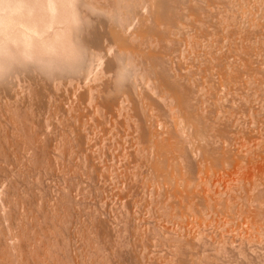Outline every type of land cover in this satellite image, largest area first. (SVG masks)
<instances>
[{
  "label": "bare ground",
  "instance_id": "obj_1",
  "mask_svg": "<svg viewBox=\"0 0 264 264\" xmlns=\"http://www.w3.org/2000/svg\"><path fill=\"white\" fill-rule=\"evenodd\" d=\"M261 19V20H260ZM264 20V0H0V76L1 75H3V76H1V77H3L2 79H3V81H4V78H6L7 79V76H9L8 74H12L11 73V70H9V69H11L12 67L14 68V69H12V70H14L15 72H16V70H18V65H16V67L14 66L15 64H19V62H20V64H24V63H22V62H25L26 64L25 65H28V67H30L29 65H31L33 62H32V60H34V61H36V64H38L39 66H35V64L32 66V68H34V66H35V68L34 69H36L37 68V70L39 71L41 68L40 67H43L42 69H44L45 67H47V71H46V69H44V70H42V72H47V73H44V77H45V74H47L48 76H49V70L48 69H50L51 71L52 70H55L57 67H61V66H59V64L60 65H62V63H65V64H67L68 65V68H70V69H68L67 71L69 72V70L70 71H72V72H74L75 73V75L77 74V75H79V74H81V76L82 75H85V76H83V77H81V76H78V77H76L77 79H80V81L82 80L81 78H83V80L86 78V80H85V83H83V87H85L84 89L82 88V85H80V81L78 80L77 81V79H76V81H75V79L73 78V77H75V76H70L69 75V77H71L70 78V80L71 79H74L73 81H72V83H71V85L70 86H72V84H73V86H74V84H75V82H77V87L78 88H82L81 90L82 91H76V93L77 92H79V94H78V97L79 96H81L82 94H83V92L84 91H86L85 92V94H83L82 96H84V98H82L81 99V101L78 103L77 101V99H78V97L75 99V97H73V100L75 101V100H77L76 102H74V101H72V99H71V103H68L69 102V99L68 100H66L67 98H66V96L68 95L67 93V95L63 98L64 100H66V104H65V106H67L68 104H69V106H70V108L69 109H71L72 107H74L75 106V103H77V104H79V105H76L75 107H76V109H74V108H72L71 110H69L68 108V110H69V112L66 110V107L64 106V101L63 102H61V104H63L62 106H61V104H60V102L58 103V104H60V105H57L58 106V109H57V111L58 110H61L62 109V111H59L60 113L61 112H63L64 113V111L66 110L69 114H70V111L71 112H73V111H75V110H77V108H79L80 109V107H81V109H82V106L85 104V102H87V100L90 102V107L92 108V107H95V112H96V114L98 113L99 114V111H101L102 110V112H100V115L102 114V113H104L103 111H105V113L104 114H106V112L107 113H109V111L111 112V113H113V112H117L118 113V115L119 114H124V117L122 116H120L121 118H128V119H126L125 121H126V123H127V120L130 122V120H131V123H132V126L133 127H135L134 129H135V131L134 132H132V133H135V134H133V135H135L134 137H133V140H134V138L136 139V144H137V147H136V145H135V148H136V150L135 149H133L134 148V145H133V148L131 149L130 147V150H134L135 152V154H136V157H137V155H139V154H141L142 156H143V158H144V160L145 161H143V162H145V163H143L142 161V163L145 165H147V170H149L148 172L150 173L151 172V174H154L153 175V177H154V179L156 180L157 179V182L158 183H156V185H157V187H155V188H150V184H149V187L147 186V183H146V186L148 187V192H150V190H149V188L151 189V192H150V194L152 193H154L155 194V192H156V194H155V197L157 196V197H161V199L162 200H164L163 202H164V204L166 205V206H161L164 210H168V204H170V207H172L171 205H173V207L176 205V203H179L178 205H180L183 209H185L186 210V208H188V207H191L192 209H191V211L189 210L190 208H188V210H189V212H191V213H193V209H196L197 207H198V205H196L195 207L196 208H194V203L195 202H197V201H199V199H204V200H202V201H205L206 200V203L208 202L209 203V201L212 199L211 197H213V195L210 193V186H208V184H212L211 183V181L213 182V186H214V189H216L217 187V185L215 186V183H214V181L216 182V184H218V187L219 188H221V189H223L221 186H222V183H223V181L225 180L226 181V177H225V175L229 178V177H232V176H236V175H238L239 177H240V174H242V172L244 173L245 172V170H249L250 169V171H251V169H253L256 165H255V163H258V162H256V159H261V155L262 154H264V153H262V154H260L261 153V149H259V145L258 144H261L260 142L259 143H256L257 145H258V150L257 151H259V150H261V151H259L260 153H258V155L256 154V149H254V147H253V149H254V156L255 157H253V155H251V153L249 152V151H251L252 149L250 148H248V149H246L247 148V146H246V144H247V140H249V141H254V139H255V137H254V139H252L251 138V136H250V139H247L245 142L246 143H244V142H239L238 140H240V139H236V137L234 136V134H233V132L235 133V130L236 131H238V132H241L240 131V129L242 130V127L243 126H241L239 123L240 122H238V120L240 119V117L237 119V120H233V118L232 117H230L229 118V114L228 113H226V112H224V113H226V114H228V115H226L227 116V120L225 121V123H224V125H222L223 123H222V120H224V118H226V117H224L223 115L224 114H222L223 112L222 111H224V110H228L227 108H225L224 110H222V108L221 107H219V105L221 106V105H223L222 104V102L223 101H226L227 99L229 100V98H230V96L228 97L227 95H229V93L226 95L228 98H226V96H225V92H222V89H224V88H220V87H223L224 86V84H225V86L224 87H226V88H229V87H227L226 85H228L231 81H234V82H232V83H235L236 81V84L235 85H239V87H240V89H244V87L246 86V84H244V81L248 84V82H250L251 81V78L252 77H254V75H256L257 74V72H259V70H261V66L259 65L260 64V61L262 60L261 59V55H259V54H262V53H260L259 52V54L258 53H256V52H258L259 50H252V49H255V47H253L252 45H250V46H252L251 48H250V46H248V43H250V44H252L253 42H256V41H251V39L252 38H257L258 36V34L260 35V39H262L263 40V38H264V22H262ZM75 31V32H71V31ZM80 30H82V32H83V34H82V32L80 31ZM81 33H80V32ZM79 32V33H78ZM252 32H254V34L252 33ZM70 33V34H69ZM72 33V34H71ZM74 33V34H73ZM219 33V34H218ZM220 33H222V35L220 34ZM258 33V34H257ZM251 34H253V37H252V35ZM257 34V35H256ZM216 35H220L219 37L221 38V36H222V38L220 39L218 36H216ZM236 36V37H235ZM254 36H257V37H254ZM263 36V38H261ZM252 37V38H251ZM251 38V39H250ZM234 39H236V41L234 40ZM249 39H250V41H249ZM259 39V38H258ZM253 40V39H252ZM255 40V39H254ZM257 40V39H256ZM259 40H257V42H258ZM234 42H236V44L234 43ZM245 42H247V45H246V43ZM260 42V41H259ZM255 45H256V43H254ZM259 44H262V45H264V43H259ZM258 44V45H259ZM244 46V47H243ZM260 46V45H259ZM240 47H243V49L241 48L240 49ZM248 47V48H247ZM250 48V49H249ZM257 48H259V47H257ZM263 48V47H262ZM261 49V48H260ZM259 55V57H257V55ZM189 58H190V60H191V62L189 61ZM189 62H188V61ZM29 61H31L30 63L31 64H27V62H29ZM192 61H193V63H192ZM264 62V61H263ZM187 63H189V65L187 64ZM192 63V64H191ZM256 63H258V65L256 64ZM19 64V65H20ZM191 64V65H190ZM204 64L206 65V68H205V66H204ZM256 64V65H255ZM264 64V63H263ZM262 64V65H263ZM21 65V66H22ZM24 65V66H25ZM201 65H203V66H201ZM12 66V67H11ZM24 66H22V67H24ZM10 67V68H9ZM20 67V66H19ZM22 67H20V68H22ZM26 68H27V66H25ZM38 67H39V69H38ZM63 67L64 68H66V66L63 64V66L60 68V70L61 71H66V69H64V70H62L63 69ZM202 67H204V69L202 68ZM15 68H17V69H15ZM20 68H19V70H20ZM26 68H25V70H26ZM54 68V69H53ZM59 68L58 69H56V70H58L59 71ZM23 69V68H22ZM29 69V68H28ZM33 69V70H34ZM264 68H262V70L261 71H264L263 70ZM18 70V71H19ZM30 70H32L31 68H30ZM29 70V71H30ZM33 70L31 71V72H33ZM55 70V72H57L56 74H55V76L56 75H61V74H59L58 73V71H56ZM202 70H205V72H203ZM7 71H10V73H7ZM17 71V72H18ZM23 71H24V69H23ZM28 71V70H27ZM28 71V75L30 74V72ZM37 71V72H38ZM49 71V72H48ZM66 71V72H67ZM261 71L259 72L260 74H261ZM13 72V71H12ZM15 72H13V74L11 75V78L14 76V78L13 79H11L10 78V76L8 77V80H10L11 79V83H13L12 84V86H10L12 89H13V87H14V93H15V91L18 89V88H21V89H19L20 91H18V93L19 92H22V91H25V92H27V94L28 95H26V96H29L30 94H32V96L34 97L35 96V94H37L36 96H44L45 94H44V86H41V89L39 88V84L41 85V83H39L40 81H42V79L40 80V78H39V80H38V78H37V80L36 81H34V82H31V81H33V80H26L27 79V77H25V76H27V75H25L24 76V74L23 73H26V72H23L22 74V76H24V79L26 80V81H23V83L24 82H26V84L24 83H22V81L21 82H18L19 83V85L20 84H22L23 86H20V87H18V83L16 84L17 85V87H16V85L14 84V80H17V75H18V77H19V75H20V73L22 72V71H20V73L18 72V74L16 75L15 74ZM37 72H35V73H37ZM40 72V71H39ZM54 71H52L51 72V74L53 73ZM60 72V71H59ZM67 72V73H68ZM203 72V73H202ZM64 73V72H63ZM62 73V76L64 75V77H68V75H66L65 73L63 74ZM71 72H69V74H70ZM74 73H71V74H73L74 75ZM206 73V75H205V77L203 78V76H204V74ZM264 73V72H263ZM262 73V74H263ZM15 74V75H14ZM27 74V73H26ZM50 74V75H51ZM202 74H203V76H202ZM35 75V74H34ZM38 75V77H40V76H42V73H41V75L39 76V74H37ZM66 75V76H65ZM76 75V76H77ZM257 75H259V74H257ZM21 76V75H20ZM30 76H32V75H30ZM30 76H28L29 78H31ZM36 76V75H35ZM54 75L52 74L50 77L52 78ZM16 77V78H15ZM47 77V76H46ZM45 77V78H46ZM59 77V76H58ZM69 77H68V79H69ZM260 77V76H259ZM263 77V76H262ZM10 78V79H9ZM20 78V77H19ZM22 79H23V77H21ZM36 78V77H35ZM51 78H49L50 80H51ZM54 78H56V79H58L57 78V76L56 77H54ZM59 78H62V77H59ZM87 78H88V81H87ZM255 78V77H254ZM1 79V78H0ZM23 79V80H24ZM32 79H34V78H32ZM44 79V78H43ZM53 79V78H52ZM244 79H246V80H244ZM253 79V78H252ZM260 79H262V78H260ZM54 80V79H53ZM59 80V79H58ZM58 80H56V83H57V81ZM61 80V79H60ZM241 81V80H243L241 83H243V84H241V86H240V84H237L238 83V81ZM254 80H257V78L256 79H254ZM253 80V81H254ZM258 80H259V78H258ZM257 80V83L259 82L260 83V81H258ZM14 81V82H13ZM18 81V80H17ZM16 81V82H17ZM20 81V80H19ZM27 81H28V83H27ZM39 81V82H38ZM45 81V80H44ZM44 81H42L43 82V84H44ZM62 81V80H61ZM64 82H65V79L63 80ZM63 81L62 82H60V81H58V83L60 84V83H63ZM68 81V80H67ZM206 81L209 83L210 82V85H208L207 83H206ZM253 81L252 82H250V84H248V85H251L252 84V86L256 83L255 81H254V84H253ZM264 81V80H263ZM263 81L261 82V83H263ZM2 82V81H1ZM5 82H7V80H5L3 83L6 85H4L5 87H7V84L9 83V81L7 82V83H5ZM46 82H47V78H46ZM45 82V83H46ZM49 82H51V81H49ZM84 82V81H83ZM212 82V83H211ZM228 83V84H226V83ZM10 83V84H11ZM36 83V87H33V85ZM53 84H54V86H55V88L56 87H58V83H57V85H55V80H54V82H52ZM240 83V82H239ZM257 83L255 84V85H257ZM2 84V83H1ZM42 84V85H43ZM47 84V83H46ZM81 84H82V81H81ZM207 84V85H206ZM48 85H51L52 86V84H48ZM61 85V84H60ZM63 85V84H62ZM64 85H65V83H64ZM63 85V86H64ZM68 85H69V83H67V87H68ZM76 85V84H75ZM207 87H210V86H213V89H211L212 87H210V89L211 90H213L212 92L210 91V90H208V91H210V93L209 92H205V90H206V86ZM223 85V86H222ZM244 87H243V86ZM247 85V86H248ZM259 85V84H258ZM264 85V84H263ZM51 86H50V88H51ZM54 86H52L53 87V90L52 89H50V88H48V89H50L51 90V92H50V90L48 91V93H49V95H50V93H52L53 91H54ZM72 86V87H73ZM80 86V87H79ZM260 86V85H259ZM59 87H61V86H59ZM76 87V86H75ZM76 87V88H77ZM243 87V88H242ZM253 87H255V86H253ZM263 87V86H262ZM2 88H4L3 86H2ZM8 88V87H7ZM34 90H33V89ZM63 88V87H62ZM66 88V87H65ZM68 88H70V87H68ZM68 88H66V89H68ZM74 88V87H73ZM225 88V89H226ZM230 88H233V87H231V85H230ZM229 88V89H230ZM235 88V87H234ZM237 88V87H236ZM249 88V87H248ZM252 88V87H251ZM264 88V87H263ZM262 88V89H263ZM0 89H1V86H0ZM11 89V90H12ZM58 89V88H57ZM57 89H55V90H57ZM61 89V88H60ZM60 89H58L59 91H61ZM208 89V88H207ZM223 90V91H226V90ZM253 89V88H252ZM255 89V88H254ZM258 89H260V88H258ZM2 90V89H1ZM5 90V89H4ZM9 90V88L7 89V91ZM31 90H32V92L34 93V95H33V93L31 92ZM57 90V91H58ZM71 90V89H70ZM73 90V89H72ZM84 90V91H83ZM238 90H239V88H238ZM246 90H248L247 88H246ZM246 90H245V92H246ZM257 90V89H256ZM63 91V90H62ZM75 91V90H74ZM240 91V90H239ZM249 91H251V93H252V91H254V90H249ZM248 91V92H249ZM260 91V90H259ZM263 91V90H262ZM261 91V92H262ZM3 92V91H2ZM6 92V91H5ZM11 92V91H10ZM17 92V91H16ZM64 92V91H63ZM65 92H68V91H65ZM64 92V93H65ZM71 92V91H70ZM82 92V94L80 95V93ZM227 92V91H226ZM231 92V91H230ZM235 92H236V94H238L237 92L238 91H234V94H235ZM244 91L242 92L243 94L245 93ZM261 92H260V95H261ZM23 94H26V93H24V92H22ZM22 93H19L20 94V96H19V94H16L15 96H17L16 98H18V97H22V98H24L25 99V95L24 96H22L23 94ZM54 93V92H53ZM52 93V94H53ZM72 93V92H71ZM74 93V92H73ZM75 93V94H76ZM88 95H87V94ZM208 93V94H207ZM225 93V94H224ZM257 93H258V96H260L259 95V92H258V90H257ZM256 93V94H257ZM1 94V93H0ZM6 95H7V93H5ZM47 94V93H46ZM54 94H58V93H54ZM50 95L51 97H53V96H55V95ZM246 94V93H245ZM244 94V95H245ZM248 94H250V93H248ZM255 94V96H257ZM263 94V93H262ZM61 95H63L62 94V92H61ZM77 95V94H76ZM232 95H233V93H232ZM232 95H231V99H233V97H232ZM239 96H240V93L238 94ZM251 95H254V93H252ZM264 95V94H263ZM1 96L3 97L4 96V94L2 95L1 94ZM1 96H0V98H1ZM8 96V95H7ZM6 96V97H7ZM45 96H48V95H45ZM50 96H49V98H50ZM69 96H71V95H69ZM75 96V95H74ZM88 96V97H87ZM237 96V95H236ZM247 96V95H246ZM5 97V98H6ZM11 97V96H10ZM9 97V98H10ZM14 97V96H13ZM61 98V96H58V98ZM238 97V96H237ZM249 97V96H248ZM254 97V96H253ZM4 98V97H3ZM4 98V99H5ZM8 98V99H9ZM19 98V99H20ZM30 98V97H29ZM29 98H28V100H29ZM32 98V97H31ZM36 98H38V97H36ZM43 98V97H42ZM57 98V99H58ZM61 98V99H62ZM66 98V99H65ZM69 98V97H68ZM80 98V97H79ZM241 98H242V96H241ZM247 98V97H246ZM246 98L244 99V100H246ZM250 98H252V97H250ZM264 97L262 96L261 97V99H263ZM2 99V98H1ZM8 99H7V101H8ZM14 98H12V100H13ZM24 99H22V101L24 100ZM40 99V98H39ZM39 99H37V100H39ZM44 99V98H43ZM48 99V98H47ZM53 99V98H52ZM61 99H59V100H61ZM62 99V100H63ZM86 101H85V100ZM226 99V100H225ZM230 99V100H231ZM238 99H240L239 97H238ZM253 99V98H252ZM254 99H256L255 97H254ZM258 99V98H257ZM256 99V100H257ZM6 100V99H5ZM5 100H3V101H5ZM11 100V99H10ZM18 100V99H17ZM25 100H27V99H25ZM24 100V101H25ZM34 100V99H33ZM36 100V99H35ZM37 100H36V102H37ZM45 100V99H44ZM55 100V99H54ZM227 100V101H228ZM229 100V101H230ZM235 100H237V99H235ZM244 100H242V101H244ZM249 99H247L246 101H248ZM259 100V99H258ZM257 100V101H258ZM264 100V99H263ZM14 102H13V104H16L15 103V100H13ZM19 101V100H18ZM17 101V102H18ZM23 101V102H24ZM51 101H53V100H51ZM51 101H49L48 103L50 104V102ZM58 101V100H57ZM56 100H55V103L57 102ZM68 101V102H67ZM82 101H85L84 103L82 102ZM212 101V102H211ZM234 101V100H233ZM232 101V102H233ZM237 101H240V100H237ZM236 101V102H237ZM241 101V102H242ZM245 101V104L247 103ZM250 101V100H249ZM254 101V100H253ZM252 100L250 101V102H252V103H254ZM256 101V102H257ZM0 102H2V101H0ZM23 102H19V103H23ZM30 103H31V99H30V101H29ZM32 102H34V101H32ZM54 102V101H53ZM52 102V103H53ZM262 102V101H261ZM2 103H4V102H2ZM7 103V102H6ZM26 103V102H25ZM27 103H28V101H27ZM35 103V102H34ZM40 103L41 104H43L42 102H41V99H40V102H39V104H38V102H37V104L39 105V106H41L40 105ZM45 103V102H44ZM51 103V104H52ZM83 103V104H82ZM91 103H92V105H91ZM211 103L213 104V106L215 107V110L217 109V107H219L220 109H218V110H216V113H214V111H213V109L211 108ZM224 103V102H223ZM227 102H225V104H226ZM234 103V102H233ZM233 103L232 104H230V105H232L233 106ZM237 103H239V102H237ZM244 103V102H243ZM258 103H259V101H258ZM264 103V102H263ZM1 104V103H0ZM5 104V103H4ZM8 105H7V107L9 106V105H12V104H9V103H7ZM47 104V103H46ZM82 104V105H81ZM86 104H88V102L86 103ZM215 104V105H214ZM224 104V105H225ZM228 104V105H229ZM244 104V105H245ZM255 104H257V103H255ZM261 104V103H260ZM17 105V104H16ZM19 105V104H18ZM31 105H34L33 103H31ZM38 105H37V108H39L38 107ZM55 105V104H54ZM223 105V108L225 107ZM235 105V104H234ZM237 105V104H236ZM243 105V104H242ZM242 105H240L241 107H242ZM247 105V104H246ZM246 105H245V107H246ZM264 105V104H263ZM262 105V106H263ZM15 106V105H14ZM13 106V107H14ZM22 106H24V105H22ZM28 106V105H27ZM35 107H36V105H34ZM45 105L43 104V107H44ZM47 106H51V105H47ZM60 106V107H59ZM68 106V107H69ZM89 106V105H88ZM237 106H239V105H237ZM236 106V107H237ZM252 106V105H251ZM255 106V105H254ZM6 107V105L4 106V108ZM13 107H12V109H13ZM20 107L21 106H19V109H20ZM26 107V106H25ZM24 107V108H25ZM29 107V106H28ZM28 107H26V108H28ZM33 107V106H32ZM34 107V108H35ZM56 107V106H55ZM54 107V108H55ZM61 107H65V108H61ZM84 107V106H83ZM231 107V106H230ZM250 107V106H249ZM249 107H246L245 109H247V108H249ZM257 107V106H256ZM0 108H2V107H0ZM9 108V107H8ZM26 108H25V111L24 112H27V110H26ZM33 108V110H35ZM52 108V107H51ZM54 108H52V109H54ZM57 108V107H56ZM91 108H90V110H91ZM243 108V107H242ZM241 108V109H242ZM252 108V107H251ZM6 109V108H5ZM10 109H11V107L9 108V111H10ZM18 109V108H17ZM85 109H86V107H85ZM84 109V113L86 112V110ZM236 109H239L238 107L236 108ZM254 109V108H253ZM256 109H258V107L256 108ZM264 109V108H263ZM16 110V109H15ZM15 110H11V111H15ZM21 110V109H20ZM32 109L30 110V112H35V111H33ZM42 110V109H41ZM47 110V109H46ZM50 110V109H49ZM89 110V109H88ZM93 110V109H92ZM234 110V109H233ZM240 110V109H239ZM244 110V109H243ZM259 111L260 110H262V109H260V105H259V109H258ZM5 111V110H4ZM7 111L8 110H6L5 112L7 113ZM8 111V113H10ZM37 111H38V109H37ZM48 111V110H47ZM66 111H65V113H66ZM78 111H80V110H78ZM83 111V109L81 110V112ZM158 111V112H157ZM159 111H162L160 114H163L162 115V117H160L161 115H159ZM213 113V114H215V115H213L212 114V116L210 115V114H208V113ZM229 111V110H228ZM227 111V112H228ZM235 111V110H234ZM247 111H248V109H247ZM246 110H245V112H247ZM254 111H255V109H254ZM1 112V111H0ZM20 112V111H19ZM50 112V111H49ZM51 112H54V111H52L51 110ZM50 112V113H51ZM56 112V111H55ZM231 112H233L232 110H231ZM230 111H229V113H231ZM242 112H244V111H241V113ZM249 112V111H248ZM251 112V111H250ZM2 114H3V112H1ZM7 113V114H8ZM12 113V112H11ZM15 113H16V111H15ZM20 113H22V111L20 112ZM41 113H42V111H41ZM40 113V114H41ZM68 113H66L67 114V116H68ZM76 113V112H75ZM83 113V115L84 116H87L88 114H84ZM90 113H92V111L90 112ZM117 113H116V115H117ZM157 113H158V116H157ZM207 113V114H206ZM240 113V112H239ZM241 113H240V116H241ZM252 113V112H251ZM250 113V114H251ZM256 114L258 113V111L256 110V112H255ZM264 113V112H263ZM2 114H0L1 116H3ZM13 114V113H12ZM23 114V113H22ZM30 114V113H29ZM40 114H39V116H40ZM44 114V113H43ZM48 114V113H47ZM56 114H58L57 112H56ZM77 114H79V113H77ZM233 114V113H232ZM253 114H254V112H253ZM260 114V113H259ZM6 115V114H5ZM17 115V114H16ZM24 116H28V114L26 113V114H23ZM31 115V114H30ZM29 115V116H30ZM34 115H35V113H34ZM34 115H32L33 117H34ZM38 115V114H37ZM55 115V114H54ZM63 115V114H62ZM74 113L71 115L70 114V116H72L71 118H73L74 116ZM80 115H82V114H80ZM91 115V114H90ZM89 115V116H90ZM92 115H93V113H92ZM95 115V114H94ZM103 115V114H102ZM110 115V114H109ZM208 115V116H207ZM210 115V116H209ZM236 115H238L237 113L235 114V119L237 118V116ZM242 115H243V113H242ZM244 115H245V113H244ZM247 115V114H246ZM252 115V114H251ZM261 115V117H262V114H260ZM46 116H50V115H46L45 114V117ZM56 116V115H55ZM59 116H61V114H59L58 115V117ZM63 116H65V115H63ZM66 116V117H67ZM75 116H76V114H75ZM78 116V115H77ZM108 116V115H107ZM126 116V117H125ZM164 116V117H163ZM208 117V119H207V117ZM232 116V115H231ZM248 116V115H247ZM247 116H245V117H247ZM4 117H6V116H4ZM16 117V116H15ZM23 117V116H22ZM40 117H43L42 115L40 116ZM51 117H52V115H51ZM50 117V118H51ZM62 117V116H61ZM61 117H60V119H61ZM79 117V116H78ZM77 117V118H78ZM81 117V116H80ZM91 117H93V116H91ZM99 117H101V116H98V118ZM104 117V120H106L105 118V116H103ZM113 117V116H112ZM212 117V118H211ZM234 117V116H233ZM242 117H244V116H241V119L243 120L244 118H242ZM249 117V116H248ZM255 117V116H254ZM257 117H259V116H257ZM256 117V118H257ZM261 117H260V119L259 120H261ZM1 118V117H0ZM16 118H21V117H16ZM15 118V119H16ZM24 118H26V117H24ZM34 118H36V117H34ZM52 118H54V117H52ZM52 118H51V120H52ZM57 118V117H56ZM64 118V117H63ZM68 118V117H67ZM88 118V117H87ZM95 118V117H94ZM102 118V117H101ZM109 118H111V116L109 117ZM118 118V117H117ZM117 118H113V119H115V120H113V121H116L117 120ZM223 118V119H222ZM252 118V117H251ZM3 120H4V118H2ZM8 119V118H7ZM12 119V118H11ZM10 119V120H11ZM29 119H30V117H29ZM33 119V118H32ZM47 119V118H46ZM55 119V118H54ZM53 119V120H54ZM58 119V118H57ZM56 119V120H57ZM66 118H64V119H62L63 120V122L64 121H66L65 120ZM68 119H70V117L68 118ZM83 119V118H82ZM96 119H97V117H96ZM120 119V118H119ZM247 119V118H246ZM263 119H264V115H263ZM6 120V119H5ZM9 120V119H8ZM21 122H23L21 119H19ZM24 120V119H23ZM34 120V119H33ZM33 120H31L30 119V121L29 122H31V124H33L32 123V121ZM41 120H42V118H41ZM50 120V121H51ZM55 120V122H57ZM61 120V121H62ZM73 120H76L75 118L73 119ZM79 120V119H78ZM85 120V119H84ZM83 120V121H84ZM90 120H93V119H90ZM101 120V119H100ZM103 119H102V121H104ZM112 120V119H111ZM241 120V121H242ZM258 119H257V121H259ZM7 121V120H6ZM25 121H27V120H25ZM37 121V120H36ZM38 121H40V119L38 120ZM47 121V123L49 122L50 123V121H48V119L46 120ZM70 120H68V124L70 123V126H72L71 125V122H69ZM80 121V120H79ZM79 121L77 122V121H73V122H77V123H79ZM82 121V120H81ZM82 121V122H83ZM85 121H87V120H85ZM84 121V122H85ZM121 121V120H120ZM247 121V120H246ZM250 121V120H249ZM252 121V120H251ZM253 121H254V119H253ZM264 121V120H263ZM262 121V122H263ZM7 122H9V124L10 125H8L6 122H4L6 125H8V128H9V126H10V130L8 129V131H7V133H6V135H5V137H7L8 138V140L7 141H9V143H11V144H13V142H16V141H14V139L20 134L19 132H21V131H23V129H22V127H23V125H21V124H16V121L14 122V119H13V122L11 121H7ZM28 122V125L30 124ZM45 122V121H44ZM59 122V121H58ZM57 122V123H58ZM67 122V121H66ZM92 122V121H91ZM93 122H95V121H93ZM106 122L107 121H105V124H106ZM112 122V121H111ZM111 122H109V123H111ZM117 122H119L118 120H117ZM117 122H114V123H117ZM123 122V121H122ZM224 122V121H223ZM18 123H20V122H18ZM25 123V122H24ZM54 123V122H53ZM88 123V121L86 122V124ZM90 123V122H89ZM96 123H97V121H96ZM95 123V124H96ZM100 123V121L98 122V124ZM114 123H111V124H114ZM130 123V124H131ZM222 123V124H221ZM239 125H238V124ZM247 123V122H246ZM249 123V122H248ZM247 123V124H248ZM250 123H252V122H250ZM254 123V122H253ZM261 123V122H260ZM1 124V123H0ZM23 124V123H22ZM31 124H30V126H31ZM41 124H44V123H41ZM40 124V125H41ZM46 124V123H45ZM60 124H61V122H60ZM63 124H67V123H63ZM75 124V123H74ZM83 124H85V123H83ZM101 124V123H100ZM100 124L98 125V127H99V130H100V128H101V126H103V125H101L100 126ZM119 124V123H118ZM129 124V123H128ZM242 124V123H241ZM246 124V125H247ZM258 123L256 122V125H257ZM2 125V124H1ZM36 125H37V123H36ZM47 125H49V124H47ZM52 125V124H51ZM54 125V124H53ZM57 125V124H56ZM59 125V124H58ZM80 125H81V123H80ZM88 126L89 125H91V124H87ZM86 125V126H87ZM93 125V124H92ZM109 124H107V126H108ZM117 125V124H116ZM115 125V126H116ZM122 125V124H121ZM123 125H125V124H123ZM249 125V124H248ZM256 125L255 126H253V127H256ZM260 125H262V124H260ZM260 125H259V127H260ZM3 126V125H2ZM1 126V127H2ZM24 126H25V124H24ZM29 126V127H30ZM42 126V125H41ZM55 126V125H54ZM66 126H68V125H66ZM65 126V127H66ZM70 126H68V128H70ZM82 126V125H81ZM85 126V125H84ZM83 126V127H84ZM93 126H97V124L96 125H93ZM126 127H127V124L125 125ZM128 126H131V125H128ZM237 126H240V129H238L237 128ZM5 127V126H4ZM25 127H27V126H25ZM24 127V128H25ZM38 127V126H37ZM58 127V126H57ZM57 127H55V128H57ZM59 127H60V125H59ZM78 127V126H77ZM77 127H75V128H77ZM90 127V126H89ZM98 127H96L95 129L96 130H98L97 128ZM104 127H105V125H104ZM235 127H236V129H235ZM245 127V126H244ZM243 127V129L245 130V128ZM250 128L252 127V126H249ZM253 127H252V129H253ZM6 128H7V126H6ZM41 130H40V129ZM42 128H43V126H42ZM42 128L41 127H38L37 129H39L41 132L43 131V133H44V130H42ZM48 128V127H47ZM49 128H51V127H49ZM61 128V127H60ZM81 128V127H80ZM91 128V127H90ZM93 128L94 127H92V130H93ZM108 128H110V125L108 126ZM123 128V127H122ZM121 128V129H122ZM129 129H130V127H128ZM261 129H262V127H260ZM2 129H4V128H2ZM29 129V128H28ZM27 129V130H28ZM54 128H52V130H53ZM62 129V128H61ZM64 129V128H63ZM62 129V130H63ZM70 129H72V128H70ZM87 128H85V133H87L86 130ZM94 129V130H95ZM106 129V128H105ZM114 129H116V127L114 128ZM118 129H119V126H118ZM132 129V128H131ZM131 129H130V131H131ZM238 129V130H237ZM248 129V128H247ZM251 129V130H252ZM7 130V129H6ZM5 130V131H6ZM30 130V129H29ZM47 130V129H46ZM51 130V131H52ZM59 130V129H58ZM61 130V131H62ZM78 130H81V129H78ZM77 130V131H78ZM83 130V129H82ZM90 130V129H89ZM88 130V131H89ZM93 130V131H94ZM102 130H104V128L102 129ZM111 130H113V127H111ZM126 130V129H125ZM250 130V129H249ZM257 130V129H256ZM263 130H264V128H263ZM1 131V130H0ZM25 131V130H24ZM35 131V130H34ZM34 131H32V132H34ZM48 131V130H47ZM46 131V132H47ZM74 131V130H73ZM76 131V134H78V132ZM92 131V132H93ZM105 131V130H104ZM103 131V132H104ZM107 131V130H106ZM116 131V130H115ZM124 131V130H123ZM122 131V133H120L119 131H118V134L120 133V134H124L125 133V131L123 132ZM126 131H128V129L126 130ZM129 131V132H130ZM245 131H247V132H251V131H248V130H245ZM54 132V131H53ZM63 132H64V130H63ZM68 132H69V130H68ZM81 131H79V133H80ZM96 132V131H95ZM98 132V131H97ZM256 132V131H255ZM2 133H3V131H2ZM1 133V134H2ZM24 133H26V132H24ZM37 133V132H36ZM47 133H50V132H47ZM56 133V132H55ZM70 133H72V130H71V132ZM75 132H73V134H74ZM82 133H84V132H82ZM85 133H84V135H85ZM100 133V132H99ZM105 133V132H104ZM108 133L109 132H107V135H108ZM111 133H113L114 134V132L112 131ZM117 132H115V134H116ZM242 133H243V130H242ZM244 133H246V132H244ZM258 133V132H257ZM261 132H259L258 134H260ZM28 134V133H27ZM29 134L31 135V133L29 132ZM39 134V133H38ZM37 134V135H38ZM46 134V133H45ZM57 134V133H56ZM55 134V135H56ZM58 134H59V132H58ZM58 134L56 135V136H58ZM63 134V133H62ZM61 134V135H62ZM81 134V133H80ZM91 134H93V133H91ZM94 134H96V133H94ZM115 134H114V136H115ZM127 134H128V132H127ZM231 134H233L232 136H234V137H232L231 136ZM254 134V133H253ZM3 135V134H2ZM21 135H23V132H22V134ZM25 135V134H24ZM32 135H34V134H32ZM40 135H41V133H40ZM47 135V134H46ZM50 134H48V136H49ZM55 135H54V137H55ZM61 135H59L60 137H61ZM65 135V134H64ZM89 136H87V135H85V136H87L88 137V139H89V137H90V133L88 134ZM97 135V134H96ZM132 135V136H133ZM236 135V134H235ZM238 135V134H237ZM236 135V136H237ZM241 135V134H240ZM240 135H238V136H240ZM243 135V134H242ZM248 135V134H247ZM246 135V136H247ZM252 135V134H251ZM44 136V135H43ZM43 136H40V138H38L37 136H35V137H37V139L35 140V141H37V143H34V144H30L31 142H33V141H29V139L27 140V141H29V143L26 141V142H23V149L26 151V152H24L25 154L27 153V156H25L26 157V159L28 158V160L27 161H31L33 158H35V154H37L38 152H36V151H40V152H42V154H45V155H47V157H48V155L51 157V156H55V158L56 159H59L60 158V156L62 155V153L64 154V152L65 151H62V149L63 148H65V149H67V148H69V153L73 150V149H71V148H73L72 147V143L74 144V143H76V145H78L79 147H81V151L83 150V151H86V152H88L89 150L87 149V146H85L86 144L85 143H88L87 142V138H86V142H84V144L85 145H81V144H83V142H81L82 140L84 141L85 140V136H83L82 137V135L80 136L81 138H77V137H79L78 135H75V137L73 138H69V141L67 142V141H65L64 140V137H63V140L62 141H64L65 143L64 144H66V145H68L69 147H67L66 145L65 146H63L62 144V147L60 146V143L61 142H59L60 140H59V138H58V143H54L55 145L53 146V147H47V146H45V144L48 142V140H45V137H46V139H48L49 137H47V136H45L44 137V139L43 138H41V137H43ZM66 136H67V134H66ZM65 136V138H67ZM69 136V135H68ZM93 136V135H92ZM91 136V137H92ZM98 136H99V134H98ZM103 137V134H100V137ZM106 136V135H105ZM104 136V137H105ZM111 136H113L112 134H111ZM124 136H126V134L125 135H123V139L125 138ZM246 136H245V138H246ZM253 136V135H252ZM260 136H262L263 137V139H264V136L263 135H260ZM117 137H118V135H117ZM120 137V136H119ZM122 137V136H121ZM131 137V136H130ZM129 137V138H130ZM241 137V136H240ZM259 137V136H258ZM4 138V137H3ZM21 138V137H20ZM19 138V139H20ZM29 138V137H28ZM68 138H67V140H68ZM82 138H84V139H82ZM93 138H95V137H93ZM92 138V139H93ZM107 138L109 139L110 137L109 136H107ZM115 138V137H114ZM126 138H128V136L126 137ZM125 138V139H126ZM128 138V139H129ZM18 139V138H17ZM18 139V140H19ZM50 139H52L51 138V136H50V138H49V140ZM61 139V138H60ZM113 139V138H112ZM111 139V140H112ZM117 139V138H116ZM116 139H114V140H116ZM122 139V140H123ZM124 139V140H125ZM242 139V138H241ZM257 140H258V138H256ZM262 139V138H261ZM262 139V140H263ZM32 140H33V138H32ZM43 140H45V142L46 143H44V141ZM91 140V139H90ZM100 140V139H99ZM103 140V139H102ZM104 140H107V139H105L104 138ZM111 140H107L108 142H110ZM119 140V139H118ZM121 140V141H122ZM123 140V141H124ZM4 141L6 142V143H8L6 140H5V138H4ZM24 141V140H23ZM34 141V142H35ZM51 141V140H50ZM54 141H55V138H54ZM54 141H51V143L52 142H54ZM75 141V142H74ZM89 141V140H88ZM93 141H96L95 143H97V139L95 140H93ZM106 141V142H107ZM113 141V140H112ZM117 141V140H116ZM240 141H242V140H240ZM256 141V140H255ZM264 141V140H263ZM91 142H92V140H91ZM91 142H90V145H93V144H91ZM103 141H101V143H102ZM120 142V141H119ZM126 142H127V139H126ZM128 142H129V140H128ZM127 142V143H128ZM140 142H141V144L143 143V145L142 146H140ZM5 143V144H6ZM51 143H47V144H51ZM63 143V142H62ZM68 143V144H67ZM94 143V144H95ZM118 143V141L116 142V144L115 145H118L117 144ZM122 143V142H121ZM125 143V142H124ZM132 143V142H131ZM135 143H132V144H135ZM250 142H248V144H249ZM0 144H1V146H2V143L0 142ZM15 144V143H14ZM18 144H19V142H18ZM17 144V145H18ZM129 144V143H128ZM131 144V145H132ZM251 144H253L252 142L249 144V145H251ZM263 144V143H262ZM10 146V144H6L5 145V147L6 148H8L9 146ZM20 145V144H19ZM53 145V144H52ZM51 145V146H52ZM97 145V144H96ZM100 145V144H99ZM108 145H110V144H108ZM108 145H107V147H108ZM113 146H114V144H112ZM119 145H120V147L121 146H123V144L121 145L120 143H119ZM139 145V146H138ZM248 145V147H250ZM1 146H0V153H1ZM4 146V145H3ZM2 146V147H3ZM8 146V147H7ZM14 147H15V145H13ZM78 146H74V147H78ZM103 146V145H102ZM105 146H106V144H105ZM112 146V147H113ZM125 146V145H124ZM252 146V145H251ZM18 147V146H17ZM78 147V148H79ZM94 147V146H93ZM98 147V146H97ZM62 148V149H61ZM116 148V147H115ZM124 148V147H123ZM127 148V147H126ZM256 148V147H255ZM260 148H264V146L263 147H260ZM10 149V148H9ZM9 149H7L8 151H10ZM12 149V148H11ZM22 149V150H23ZM59 149H60V151H62L61 152V155H58L59 154ZM71 149V150H70ZM91 149H93L92 148V146H91V148H90V150ZM97 149V148H96ZM96 149H94V150H92V151H94V153H96L95 151H96ZM102 149H104V150H106L105 148H104V146H103V148ZM108 149V148H107ZM113 149V148H112ZM120 149V148H119ZM2 150H4V149H2ZM6 150V149H5ZM7 150H6V152H7ZM13 150V149H12ZM15 150H17V149H15ZM23 150V151H24ZM68 150V149H67ZM66 150V152H68ZM109 150V149H108ZM115 150V149H114ZM121 150V149H120ZM119 150V151H120ZM125 150V149H124ZM123 150V151H124ZM129 150V149H128ZM59 151V152H58ZM76 151H78V150H76ZM102 151V150H101ZM107 151V150H106ZM109 151H111V150H109ZM108 151V152H109ZM116 151V150H115ZM127 151V150H126ZM5 152V151H4ZM3 152V153H4ZM19 152V151H18ZM22 152V151H21ZM39 152V153H40ZM72 152H74V151H72ZM79 152V151H78ZM86 152H85V155H86ZM99 152V154H100V150L98 151ZM104 152V151H103ZM102 152V153H103ZM113 152V151H112ZM117 152H118V150L116 151V156H117ZM11 153H17V152H11ZM47 153H49V154H47ZM52 153H55V154H53L52 155ZM75 153V152H74ZM72 154L73 156L75 155V154ZM83 153V152H82ZM91 153H93V152H91ZM111 153V152H110ZM114 153V152H113ZM125 153V152H124ZM123 153V154H124ZM132 153H133V151H132ZM41 154V153H40ZM89 154H90V152H89ZM128 154H129V152L127 153V157H128ZM5 155V154H4ZM15 155H17V154H15ZM14 155V156H15ZM19 155V154H18ZM65 155H68V153L67 154H65ZM71 155V154H70ZM70 155H68V156H70ZM82 155H84V154H82ZM92 155V154H91ZM98 155V154H97ZM101 155V154H100ZM112 155V154H111ZM125 155V154H124ZM133 155V154H132ZM257 155V156H256ZM8 156V155H7ZM19 156H22V155H19ZM18 156V157H19ZM36 156H38V155H36ZM43 156V155H42ZM58 156H59V158H58ZM63 156V155H62ZM81 156V155H80ZM79 156V157H80ZM88 156H90V155H87V157ZM95 156V155H94ZM104 156H108V154H106V152H105V155ZM113 156H115V154H113ZM118 156H119V154H118ZM117 156V157H118ZM126 156V155H125ZM130 156V155H129ZM252 156V157H251ZM10 157V156H9ZM8 157V158H9ZM17 157V158H18ZM67 157V156H66ZM71 157V156H70ZM69 157V158H70ZM77 157V156H76ZM85 157V156H84ZM90 157H92V158H90V159H93V156H90ZM98 157V156H97ZM112 157V156H111ZM120 157V156H119ZM127 157H125L126 159H127ZM136 157H134V158H136ZM140 157V159L142 160L143 158L141 157V156H139ZM263 157V156H262ZM1 158V157H0ZM19 158H22V157H19ZM41 158V157H40ZM54 158V159H55ZM62 158V157H61ZM60 158V159H61ZM73 158V157H72ZM81 158H83V157H81ZM94 158H96V157H94ZM113 158V157H112ZM121 159H124V157L122 158V156L120 157ZM13 159V158H12ZM23 159H25V158H23ZM25 159V160H26ZM45 159V158H44ZM54 159H52L53 161H54ZM55 159V160H56ZM59 159V160H60ZM65 159V158H64ZM75 159V158H74ZM88 159V158H87ZM86 159V160H87ZM90 159H88L89 161H90ZM97 159V158H96ZM96 159H95V164L93 163V165H95L96 166V163H99V162H97L96 161ZM101 159V158H100ZM100 159H98V160H100ZM116 159V158H115ZM119 159V158H118ZM121 159H120V161H121ZM125 159V160H126ZM133 158H132V156H131V160H132ZM137 159V158H136ZM260 159H259V164L261 165L262 163H260ZM262 159H264V158H262ZM4 160V159H3ZM14 160V159H13ZM38 160V159H37ZM36 160V161H37ZM48 160H51L50 158L48 159ZM66 160H68L67 158H66ZM65 160V161H66ZM69 160H71V159H69ZM81 160V159H80ZM84 159H82V163L85 161H83ZM104 160V159H103ZM135 160V159H134ZM138 160V162H139V158L137 159ZM6 161V160H5ZM4 161V162H5ZM12 161V160H11ZM18 161V160H17ZM20 161H21V159H20ZM41 161V160H40ZM61 161V160H60ZM73 161V160H72ZM94 161V160H93ZM107 161V160H106ZM105 161V162H106ZM108 161H109V159H108ZM117 161V160H116ZM115 161V162H116ZM119 160H118V162H120ZM130 161V160H129ZM264 161V160H263ZM263 161H261V162H263ZM8 161H6V163H7ZM15 162V161H14ZM32 162V161H31ZM33 162H34V160H33ZM38 162V161H37ZM42 162H45V160L44 161H42ZM69 162V161H68ZM67 162V163H68ZM76 162V161H75ZM77 162H80V161H77ZM90 163V162H88V161H85L84 163ZM101 162V161H100ZM105 162L103 161V164L106 166V164H105ZM111 162V161H110ZM124 162H127V161H124ZM133 162V161H132ZM137 162V163H138ZM10 163V162H9ZM12 163V162H11ZM35 163V162H34ZM34 163H32L31 165H33ZM40 163V162H39ZM48 163V162H47ZM52 163V162H51ZM54 163V162H53ZM56 163H59V161L57 162V160H56ZM61 163H65V162H62L61 161ZM70 163V162H69ZM83 163V164H84ZM109 163V162H108ZM108 163H107V165H108ZM121 163H123V161L121 162ZM136 163V164H137ZM264 163V162H263ZM21 164V163H20ZM19 164V165H20ZM36 164V163H35ZM34 164V165H35ZM44 164V163H43ZM45 164H46V162H45ZM50 164V163H49ZM55 164V163H54ZM91 164H92V162H91ZM90 164V165H91ZM119 164V163H118ZM132 164V163H131ZM131 164L129 165V166H131ZM139 165L141 164L140 162L138 163ZM137 164V165H138ZM143 164H141V165H143ZM258 164V165H259ZM11 165H13V164H11ZM14 165H15V163H14ZM28 165H30L29 164V162H28ZM46 165H48V164H46ZM59 165H60V163H59ZM62 165V164H61ZM77 165V164H76ZM89 165V164H88ZM115 164H113V166H114ZM121 165H123V164H119L118 166H121ZM125 165V164H124ZM134 166H135V164H133ZM132 165V166H133ZM139 165L137 166L138 168H142L141 166L139 167ZM3 166H5V163L3 164ZM7 166H8V163H7ZM16 166V165H15ZM14 166V167H15ZM44 166V165H43ZM58 166V165H57ZM66 166V165H65ZM68 166V165H67ZM72 166V165H71ZM80 166V165H79ZM94 166V167H95ZM97 166H99V165H97ZM103 166V165H102ZM104 166V167H105ZM110 166H112V164L110 165ZM117 166V165H116ZM118 166H117V168H118ZM127 165H125V167H126ZM2 167V166H1ZM6 167V166H5ZM12 167V166H11ZM24 167V166H23ZM48 167V166H47ZM55 167V166H54ZM70 167V166H69ZM74 167V166H73ZM72 167V168H73ZM93 167V168H94ZM125 167H122L123 169L125 168ZM212 167H213V171H217L216 170V168H219V170L220 169H222L221 171H224V173H226V174H224V176H223V173L222 172H220V174L222 173V175H221V177L223 176V177H225V178H223L224 180H221L222 178H218L217 179V177L216 176H214L215 178H216V180H214L213 181V179H211V181L209 180L210 179V177H211V174H213L214 172H210V170H212ZM258 167V166H257ZM256 167V168H257ZM262 168L264 167V164H263V166H261ZM7 168H9V167H7ZM34 168V167H33ZM37 168V166L35 167V169ZM50 168H51V166H50ZM56 168V167H55ZM67 168V167H66ZM71 168V169H72ZM79 168H81V167H79ZM86 168H88V166L87 167H85V169ZM90 168V167H89ZM108 168V171H109V167H107L106 166V168L105 169H107ZM113 168V167H112ZM117 168H115V169H117ZM121 168V169H122ZM127 168H129V167H127ZM126 168V169H127ZM134 167H132V169L131 170H133V171H135L134 169H133ZM144 168V167H143ZM10 169H12V168H10ZM18 169V168H17ZM24 169V168H23ZM39 169H40V167H39ZM38 169V170H39ZM45 169H47V168H45ZM70 169V170H71ZM74 169V168H73ZM72 169V170H73ZM75 169L77 170V168H76V166H75ZM83 169H84V167H83ZM97 169H98V167H97ZM102 169V168H101ZM104 169V168H103ZM104 169V170H105ZM111 169V168H110ZM114 169V168H113ZM169 169V170H168ZM9 170V169H8ZM20 170H21V168H20ZM31 170V169H30ZM29 170V171H30ZM51 170H52V168H51ZM62 171L64 170V169H61ZM68 170V169H67ZM71 170V172H73ZM96 170V169H95ZM94 170V172H96ZM118 170V169H117ZM117 170H114L115 172L117 171ZM142 170V169H141ZM170 170H174L173 172H175L176 173V175L174 174V173H172V172H170ZM209 170V172H207ZM254 170V169H253ZM262 170V169H261ZM1 171V170H0ZM12 171V170H11ZM21 171H25V170H21ZM37 171V170H36ZM50 171V170H49ZM66 171V170H65ZM65 171H63V172H61L62 174L63 173H65ZM69 171V170H68ZM89 171H91L90 169L89 170H87L86 172H88V173H90ZM113 171V172H114ZM120 171V170H119ZM127 171V170H126ZM125 171V172H126ZM136 171H138V169L136 168ZM2 172V171H1ZM0 172V173H1ZM15 172V171H14ZM17 173H19L20 171H16ZM32 172V171H31ZM38 172V171H37ZM40 172V171H39ZM38 172V173H39ZM56 172H58L57 170H56ZM59 172H60V170H59ZM77 172V171H76ZM78 172H79V170H78ZM83 172V171H82ZM99 174H100V172L99 171H97ZM96 172V173H97ZM102 172V171H101ZM104 172V171H103ZM101 173L103 176H105L104 174L105 173ZM106 172H107V170H106ZM112 172V173H113ZM114 172V173H115ZM121 172V171H120ZM130 172V171H129ZM141 173H142V171H140ZM148 172H146V173H148ZM168 172H170V173H172V174H168ZM203 172H207L206 174V176L204 177L202 174H203ZM254 172V171H253ZM2 173H4V172H2ZM1 173V174H2ZM13 173V172H12ZM16 173V174H17ZM21 173V172H20ZM23 173V172H22ZM22 173H21V175H22ZM34 173V172H33ZM42 172H40V174H41ZM44 173V172H43ZM47 173H49V172H47ZM51 173V172H50ZM53 173V172H52ZM69 172H67V174H68ZM84 173V172H83ZM92 173L93 172H91L89 175H91L92 176ZM110 173V172H109ZM108 173V174H109ZM132 173V172H131ZM135 173V172H134ZM133 173V174H134ZM136 173H138V172H136ZM134 174V175H136V179H138V177H137V174ZM208 173H209V175H210V177L208 178ZM217 173V172H216ZM255 173V172H254ZM14 174V173H13ZM13 174H11V175H13ZM36 174V173H35ZM39 174V175H40ZM78 174V173H77ZM98 174V175H99ZM111 174V173H110ZM116 174H117V172H116ZM119 174V173H118ZM117 174V177H119V175ZM121 174V173H120ZM123 174V173H122ZM143 174H145L144 172H143ZM227 174H229L230 176H228ZM263 174H264V172H263ZM7 175H8V172H7ZM11 175H9V176H11ZM23 175H25V174H23ZM27 175V174H26ZM30 175V174H29ZM32 175V174H31ZM44 175V174H43ZM51 175V174H50ZM55 175H56V173H55ZM58 175V174H57ZM76 174H74V172H73V174H72V176H75ZM80 175V174H79ZM84 175V174H83ZM86 175H87V173H86ZM86 175H84V177H86ZM95 175H97V174H95ZM112 175V174H111ZM130 175V174H129ZM134 175H131V176H134ZM139 175V174H138ZM146 175L147 174H145V176L144 177H146ZM150 175V174H149ZM172 175H175V176H172ZM217 175H218V173H217ZM259 175V174H258ZM1 176V175H0ZM14 176V175H13ZM18 176V175H17ZM35 176V175H34ZM37 176V175H36ZM42 176V175H41ZM48 176V175H47ZM52 176V175H51ZM51 176H48V177H51ZM78 176V175H77ZM81 176V175H80ZM79 176V177H80ZM100 177H101V175H99ZM116 176V175H115ZM124 176H126L125 174H124ZM123 176V177H124ZM127 176H128V172H127ZM126 176V177H127ZM140 176V175H139ZM220 176V175H219ZM5 177H6V175H5ZM33 177V176H32ZM45 177V176H44ZM53 177V176H52ZM63 177V176H62ZM71 177V176H70ZM78 177V178H79ZM88 177H90V176H88ZM88 177H87V179H88ZM93 177V176H92ZM92 177H90L91 179H93ZM107 177H109V176H107ZM113 177H114V174H113ZM116 177V178H117ZM129 177V180H130V176H128ZM143 177V176H142ZM142 177H141V179H142ZM143 177V178H144ZM150 177V176H149ZM149 177H147L148 179H149ZM151 177H152V175H151ZM213 177V178H214ZM255 177V176H254ZM254 177H253V179H254ZM10 178V177H9ZM20 179V175L17 177V179ZM22 179H23V177H21ZM39 178H41L42 179V177H39ZM46 178V177H45ZM58 177H56V179H57ZM69 177L67 176V179H68ZM72 178V177H71ZM81 178V177H80ZM96 178V177H95ZM97 178H98V176H97ZM97 178H96V181H97ZM104 179H105V177H103ZM115 178V179H116ZM120 178H122V176H120ZM134 178V179H135ZM212 178V177H211ZM214 178V179H215ZM242 178V177H241ZM6 179V178H5ZM14 180H16V178L14 177L13 178ZM18 179V180H19ZM27 179H29V177L27 178ZM38 179V178H37ZM61 179V178H60ZM59 178H58V180L60 181V183H61V180H60ZM66 179V178H65ZM76 178H74V180H75ZM100 179V178H99ZM103 179V180H104ZM114 179V178H113ZM124 179H125V177H124ZM127 179V178H126ZM132 179V178H131ZM135 179V180H136ZM154 179H152V180H154ZM233 179V178H232ZM256 179V178H255ZM2 180V181H1ZM7 180V179H6ZM6 180H4L3 181V179H0V226H3V227H0V264H58L57 262H61V259L59 260L58 258H56V260L54 261L53 259H55L54 258V255H53V253L51 254V255H53V257L52 256H50L49 254H50V252H47V251H45V252H43L44 250H52V251H54L55 249H57L58 248V245L56 244V243H59V242H57V240H59V234L61 233V235H62V232H66L67 230L66 229H68L69 227H72L73 225H71V224H69V225H71V226H67L66 224L68 223V220L69 219H72V218H76V220L77 219H79L80 217H81V221L79 222V226H78V229L79 230H81L80 231V234L76 231V233H78L79 235H77V237L79 236V238H80V240H78V241H80L79 243H80V247L79 246H77L76 247V249L73 247V249H75V251H79L80 253V258L78 257H76L77 259H80V262L78 261V263H77V261H76V258H75V260H74V258L73 257H75L76 256V254H75V256L73 255V253L72 254H68V256H69V260L71 259V258H73V260L71 261V263H75V264H89L91 261H89L88 262V260L87 259H89V258H87V254H88V256L90 255V252L88 253V251L90 250V249H88V248H90V247H88V243H90L93 239H94V237H91V235H95V233H96V235H97V237L98 236H101L102 235V231L101 230H103V227H104V229H107V228H105V226H106V223H105V221H104V226L102 225L103 224V219H105L106 217L104 216V218L102 219V223H100V221H98V224L101 226H103L102 228H100L101 230H99L98 228H99V225L97 226V224H93V225H96V227H98V228H94V227H92L93 228V232H95V233H91L90 231H92V229H91V224H89L87 221H88V217L85 215V217H87L86 219H83V215L84 214H86V213H84L83 212V214H82V216H80V214H79V217L77 218V213H75L76 214V217H74L73 215H71V214H73V213H71V212H74V211H71L70 212V209H71V207H72V204L75 202V200H74V198H73V195H72V192H71V189H69L68 187L64 190V188H61V189H63L62 190V193H61V191L60 190H56L57 192L59 191V194L57 193V194H52L53 196H52V198L50 199V201H51V210H50V213L52 214V216H54V217H52V219L54 218V219H56V220H58V222H64V224H65V220H67V222H66V226L68 227V228H66L65 229V231H64V229H63V231H62V229H60V228H63L62 226H64V225H62L59 229L62 231V232H57L58 230L57 229H55V230H57L56 232L58 233L57 235H59V236H57L56 235V238H54L53 239V242H55V243H53L52 241V243H53V245L54 244H56V245H54V247H51L52 245L50 244V240H49V238H47V236H49L48 234H50V233H48L49 232V230H48V232H47V230H44V227L43 226H41V225H43V224H41L40 226H41V228L43 227V230L44 231H46V232H44L43 234H44V237H45V239L44 240H42L44 237H43V235H42V233L41 234H39V233H37V231H34V229H33V232H31V234L32 233H34V232H36L37 233V235H35V234H33V236H31V234H30V232H27V230L29 231V227L28 226H30L29 224L32 222L31 220H30V223H29V218L28 217H26V215L28 216V213L30 212V211H25L24 209L27 207H23V206H25L24 204H28L27 202L28 201H30V200H28L27 202H25L24 204H23V202L26 200H24L23 202L21 201V200H19V202L22 204V207L24 208H22L25 212H26V214L24 213V211L22 212V213H20V216L22 215V216H25L24 218H22V216L20 217L21 219H18L17 218V216L19 215H17V212L18 211H16V213H15V211L11 208V207H9L10 205H9V200L10 201H13L14 199L13 198H15L14 196H13V194H12V196L11 197H13V198H11V199H13V200H11V199H7V190H8V187L9 186H11V184L9 185V184H7V181ZM12 179H10L9 181H11ZM34 180V179H33ZM32 180V181H33ZM52 180V179H51ZM69 180V179H68ZM73 180V179H72ZM82 180V179H81ZM80 180V181H81ZM89 180V179H88ZM119 180V179H118ZM128 180V179H127ZM126 180V181H127ZM144 180H145V178H144ZM221 181V183H220V181ZM236 180V179H235ZM240 180V179H239ZM6 181V183H4L3 184V182H5ZM23 181V180H22ZM21 181V182H22ZM24 181H26L25 179H24ZM30 181V180H29ZM46 181V180H45ZM48 181H50V180H48ZM47 181V182H48ZM56 181V180H55ZM58 181V182H59ZM85 181V180H84ZM84 181H82V182H84ZM90 181H92V180H90ZM100 181V180H99ZM114 181V180H113ZM125 181V180H124ZM150 181V180H149ZM217 181L221 184H219V183H217ZM231 181V180H230ZM247 181V180H246ZM263 181V180H262ZM2 182V183H1ZM12 182V181H11ZM16 182H17V180H16ZM34 182V181H33ZM43 182V181H42ZM47 182H45V184L47 183ZM57 182V181H56ZM65 182H66V180H65ZM64 182V183H65ZM70 182V181H69ZM72 182V181H71ZM75 182H76V180H75ZM87 182V181H86ZM102 182V181H101ZM104 182V181H103ZM103 182H102V184H103ZM109 182H111L110 180H109ZM115 182V181H114ZM117 182H119V181H116V183ZM127 182H130V185L132 186L133 185V181H132V184H131V181H127ZM136 182V181H135ZM145 182H147L146 180H145ZM154 182V181H153ZM232 182V181H231ZM244 182H245V180H244ZM252 182V181H251ZM255 182V181H254ZM253 182V183H254ZM258 182H259V180H258ZM8 183H10V182H8ZM26 183H28V181L26 182ZM36 183V182H35ZM34 183V184H35ZM40 183V182H39ZM53 183H55V182H53ZM91 183V182H90ZM107 183H108V181H107ZM106 183V184H107ZM115 183V184H116ZM126 183V182H125ZM138 182H136V184H137ZM140 183H142V181L140 182ZM150 183H152V182H150ZM155 183V182H154ZM153 183V184H154ZM206 183H208L207 185H205V186H203L202 188L200 187L202 184H206ZM226 183V182H225ZM227 183H228V181H227ZM233 183H235V182H233ZM236 183H237V181H236ZM241 183L242 182H240V185H241ZM250 183V182H249ZM5 186V184L7 185L5 188H7V189H5L4 187H3V185ZM20 184H23V183H20ZM19 184V185H20ZM33 184V183H32ZM38 184V183H37ZM51 184V183H50ZM56 184V183H55ZM59 184V183H58ZM57 184V185H58ZM62 184V183H61ZM69 184V183H68ZM76 184V183H75ZM74 184V185H75ZM78 184H80V183H77L76 185L78 186ZM85 185L86 183H82V185ZM98 184V183H97ZM105 184V185H106ZM109 184V183H108ZM113 184V183H112ZM111 184V185H112ZM118 184L119 183H117V187H116V185H115V188H117V189H120V188H118ZM136 184H134V185H136ZM143 184H145V183H143ZM153 184H151V186L153 185ZM231 184V183H230ZM246 186H248L246 183H244ZM255 184V183H254ZM258 184V183H257ZM13 185V184H12ZM16 185V184H15ZM19 185H17V186H19ZM27 185V184H26ZM51 185H54V184H51ZM50 185V188L52 187ZM72 185H73V183H72ZM71 184H70V187L72 186ZM83 185V188L85 187ZM86 185H88V184H86ZM95 185V184H94ZM99 185H100V183H99ZM104 185V186H105ZM110 185V184H109ZM120 185V184H119ZM141 185V184H140ZM224 185V184H223ZM227 185V184H226ZM239 185V186H240ZM242 185H243V183H242ZM250 185V184H249ZM253 185V184H252ZM256 185V184H255ZM254 185V187H256V188H260V187H258V186H255ZM260 185H264V184H260ZM259 185V186H260ZM16 186V187H17ZM22 186V185H21ZM34 186V185H33ZM38 186H41V185H38ZM38 186H36V187H38ZM46 186V185H45ZM48 186H49V184H48ZM59 186V185H58ZM61 186H63V185H61ZM65 186V185H64ZM63 186V187H64ZM89 186V185H88ZM103 186V185H102ZM102 186H100V187H102ZM112 186H114V184L112 185ZM121 186V185H120ZM123 186H125V184L123 185ZM141 186H144V185H141ZM233 186V185H232ZM235 186V185H234ZM13 187V186H12ZM31 187V186H30ZM42 187L44 188V186L42 185ZM42 187H41V189H42ZM79 187V186H78ZM81 187V186H80ZM99 187V186H98ZM100 187H99V189H100ZM122 187V186H121ZM130 187V186H129ZM137 187V186H136ZM135 187V188H136ZM139 187V186H138ZM147 187H146V189H147ZM153 187V186H152ZM200 187V188H199ZM204 187H205V189H206V191L205 192H203V191H201L200 189H204ZM227 187H228V185H227ZM226 187V188H227ZM237 187H238V184H237ZM249 187V186H248ZM14 188H15V186H14ZM13 188V189H14ZM18 188H20V187H17V190H18ZM24 188V187H23ZM26 188H27V186H26ZM25 188V189H26ZM34 188V187H33ZM32 187H31V189H33ZM38 188H40V187H38ZM46 188V187H45ZM49 188V187H48ZM54 188H56L55 186L53 187V188H51V189H53L54 190ZM73 188H75V187H73ZM86 188H88V187H86ZM94 188H96V187H94ZM112 188V187H111ZM114 188V187H113ZM127 188H128V186H127ZM126 188V189H127ZM134 188V187H133ZM140 188V187H139ZM138 188V189H139ZM157 188V190H154V189H156ZM207 188H209V189H207ZM218 188V189H219ZM230 188V186L227 188V189H229ZM236 188V187H235ZM244 187H241V189L242 190H244L243 189ZM261 188H262V186H261ZM260 188V189H261ZM9 189H10V191H8L9 193L11 192V187H9ZM29 189V188H28ZM68 189V190H67ZM76 189H78L77 187H76ZM75 189V190H76ZM90 189H93V188H91L90 187ZM103 189H104V187H103ZM107 189H110V188H107ZM116 189V190H117ZM129 189H131V188H129ZM129 189H128V191H129ZM137 189V190H138ZM144 190L143 189V187L142 188H140V190ZM145 189V190H146ZM153 189V190H152ZM220 189V191L219 190H216V191H218L219 192V195H218V192H217V194H216V198H218V196H219V198L217 199V200H222V199H220L221 198V194H223V195H226L227 196V192L225 193L224 191V193L223 192H221L222 190ZM239 189H240V187H239ZM252 189V188H251ZM255 189V188H254ZM264 189V188H263ZM262 189V190H263ZM19 190H22L21 188L19 189ZM27 190V189H26ZM40 190V189H39ZM87 190V189H86ZM89 190V189H88ZM114 190V189H113ZM122 190V189H121ZM125 189L123 188V191H124ZM135 190V189H134ZM133 190V191H134ZM140 190H138V191H140ZM144 190V191H145ZM207 190H208V192H207ZM231 190H232V188H231ZM253 190V189H252ZM259 190V189H258ZM29 191V190H28ZM47 191V190H46ZM45 191V192H46ZM51 191V190H50ZM55 191V192H56ZM64 191V192H63ZM74 191V190H73ZM79 191V190H78ZM84 191H85V189H84ZM83 191V192H84ZM90 191V190H89ZM99 191V190H98ZM101 191H102V189H101ZM100 191V192H101ZM143 191V192H144ZM211 191H213V189L211 190ZM228 191V190H227ZM249 191H250V189H249ZM254 191H256L255 193H257L258 191H257V189L256 190H254ZM12 192H14L13 190H12ZM17 193H18V191H16ZM15 192V193H16ZM41 192V191H40ZM44 192V191H43ZM52 192V191H51ZM75 192V191H74ZM86 192V191H85ZM84 192V193H85ZM127 192V191H126ZM132 192V191H131ZM130 192V194L129 195H131L132 193ZM135 192V191H134ZM137 192V191H136ZM145 192H147V191H145ZM147 192V193H148ZM202 192L203 193H205V194H207V193H209V194H211L210 196L211 197H209V194L206 196V195H204V194H202ZM214 192V194H215V191H213ZM229 192V191H228ZM231 192H233V193H235V189H234V191L232 190ZM231 192L230 193H228V195H230L231 194ZM241 192V194H242V192L243 191H240ZM240 192H238V193H236V194H239L240 195ZM245 192V191H244ZM247 192V191H246ZM260 192V191H259ZM14 193V194H15ZM16 193V194H17ZM20 193H22V192H20ZM30 193H31V190H30ZM33 193H34V190H33ZM36 193H38V194H40L39 192H35V194ZM47 193V192H46ZM77 194H78V192H76ZM80 193V192H79ZM82 193V192H81ZM81 193H80V195H81ZM93 193V192H92ZM113 193V192H112ZM233 193H232V195H233ZM250 193L252 194L253 192H251L250 191ZM15 194V195H16ZM23 194V193H22ZM32 194V193H31ZM42 194V193H41ZM111 194V193H110ZM120 194H121V191H120ZM125 195L127 194V193H124ZM142 194V193H141ZM146 194V193H145ZM244 194V193H243ZM258 194V193H257ZM256 194V195H257ZM260 194V193H259ZM19 195V194H18ZM17 195V196H18ZM42 195H44V194H42ZM49 195V194H48ZM83 195H85L86 196V194H83ZM87 195H88V192H87ZM99 195V194H98ZM105 195V194H104ZM103 195V196H104ZM112 195V194H111ZM115 195V194H114ZM118 195H119V193H118ZM129 195H127L128 197H129ZM133 195V194H132ZM135 195H136V193H135ZM140 195V194H139ZM143 195V194H142ZM147 195V194H146ZM145 195V196H146ZM149 195V194H148ZM239 195H236L237 197L239 196ZM21 196H23V195H21ZM33 196V195H32ZM36 196V195H35ZM38 196V195H37ZM40 196V195H39ZM38 196V197H39ZM51 196V195H50ZM89 196V198H91V197H93V196H91V195H88ZM102 196V197H103ZM110 196V195H109ZM138 196V195H137ZM150 196H152V195H150ZM235 196V195H234ZM245 196H248V195H245ZM250 196V195H249ZM253 196H255V195H253ZM260 197V195H257V197ZM8 197H10V195L8 194ZM19 197V196H18ZM18 197H16L17 198V201H18ZM27 197V196H26ZM28 197H30L31 198V196L30 195H28ZM44 197V196H43ZM76 197H77V195H76ZM75 197V198H76ZM79 197V196H78ZM82 197H84V196H80V198H82ZM87 197V196H86ZM98 197V196H97ZM133 197H135L134 199L136 200L137 199V201H138V198L136 197V196H133ZM140 197V196H139ZM142 197V196H141ZM156 197V198H157ZM214 197H215V195H214ZM213 197V198H214ZM225 197V196H224ZM250 197H252V196H250ZM262 197V196H261ZM25 198V197H24ZM40 198V197H39ZM50 198V197H49ZM88 198V197H87ZM123 198H125V197H123ZM122 198V199H123ZM132 198V197H131ZM130 198V200H132ZM144 198V197H143ZM148 198V197H147ZM147 198H145V199H147ZM233 198V197H232ZM238 198H242V196L240 197H238ZM244 198V197H243ZM256 197H254L253 199H249V201H248V203L247 204H249V206L251 207V205L253 206L254 205V202H256V199H258V198H256ZM20 199V198H19ZM33 199H36V197L35 198H33ZM41 199H43V198H41ZM46 199H48L47 198V195H46ZM77 199V198H76ZM79 199V198H78ZM83 199H85V198H83ZM82 199V200H83ZM108 199V198H107ZM107 199H104V200H107ZM133 199V200H134ZM150 199V198H149ZM226 199V198H225ZM231 199V198H230ZM246 200L248 199V198H245ZM255 199V200H254ZM32 200V199H31ZM40 200V199H39ZM81 200V199H80ZM79 200V201H80ZM87 200V199H86ZM89 200H91V199H89ZM98 200V199H97ZM96 200V201H97ZM102 200V199H101ZM101 200H100V202H101ZM112 200V199H111ZM110 200V201H111ZM115 200V199H114ZM118 200V199H117ZM116 200V201H117ZM120 200V199H119ZM127 200L129 201V199L127 198ZM127 200H125V201H127ZM132 200V201H133ZM154 200V199H153ZM197 200V201H196ZM224 200V199H223ZM228 200V199H227ZM238 199H236V200H234V201H237ZM241 200V199H240ZM263 200V199H262ZM261 199H260V201H258L257 200V202H259V203H255L256 205H258L259 206V204H260V202L262 201ZM46 201V200H45ZM44 200H43V202H45ZM76 201H78V200H76ZM92 201V200H91ZM91 201H89L90 203H94V202H91ZM94 201V200H93ZM103 201V200H102ZM109 201V202H110ZM124 201V202H125ZM141 201H143V200H141ZM145 201V200H144ZM150 201V200H149ZM212 201H213V199H212ZM212 201H211V203H212ZM214 201H216V199L214 198ZM213 201V202H214ZM241 201H243V199L241 200ZM240 201V202H241ZM264 201V200H263ZM263 201H262V203H263ZM9 202V203H8ZM32 202H34V200H32ZM41 202V201H40ZM47 202H49V201H47ZM99 202V203H100ZM108 202V201H107ZM151 202V201H150ZM149 202V203H150ZM153 202V201H152ZM151 202V203H152ZM155 202H157V199H156V201ZM162 202V201H161ZM159 200H158V203H161ZM221 202H224V201H221ZM220 202V203H221ZM227 202V201H226ZM228 202H231V200H229ZM237 202H239V200L237 201ZM17 203V202H16ZM35 203V202H34ZM34 203H32V204H34ZM38 203V202H37ZM42 203V202H41ZM40 203V204H41ZM50 203V202H49ZM77 203V202H76ZM106 203V202H105ZM117 203V202H116ZM119 203V202H118ZM132 203V202H131ZM137 202H135V204H136ZM142 203V202H141ZM148 203V201L146 202V204ZM150 203V204H151ZM175 203V204H174ZM183 203L187 206H182L183 205ZM199 203V202H198ZM207 203V204H208ZM217 203V202H216ZM218 203H219V201H218ZM219 203V205H221ZM243 203H244V201H243ZM11 204V206L14 204V206L16 205L15 204V201H14V203L12 204V202L10 203ZM46 204V203H45ZM79 204H80V206L81 205H83V204H81V201L79 202ZM84 204H87V203H84ZM96 204H97V202H96ZM101 204V203H100ZM102 204H104V202L102 203ZM102 204L100 205L101 206V208H102ZM130 203H128V205H129ZM133 204V203H132ZM138 204H140V202H138ZM138 204H136V205H138ZM144 204V203H143ZM202 206H203V203H200ZM204 204H205V202H204ZM206 204V205H207ZM213 204V203H212ZM224 204H227V203H222V205H224ZM229 204V203H228ZM230 204H232V203H230ZM241 204V203H240ZM239 204V205H240ZM245 205L244 204V206H248V205ZM264 204V203H263ZM30 205H31V203H30ZM29 205V206H30ZM44 205V204H43ZM49 205V204H48ZM75 205V204H74ZM91 205V204H90ZM98 205V204H97ZM114 205V207L115 206H117L116 204H113ZM124 205V204H123ZM153 205V204H152ZM151 205V206H152ZM155 205H157V203L155 204L154 203V206ZM177 205V206H178ZM200 205V206H201ZM206 205H204V206H206ZM215 205H217V204H215ZM218 205V206H219ZM235 205V204H234ZM256 205H254V206H256ZM262 204H260V206H261ZM17 206V205H16ZM16 206H15V208H16ZM33 206V205H32ZM35 207H36V205H34ZM71 206V207H70ZM78 206V205H77ZM76 206V207H77ZM89 206V205H88ZM105 206V205H104ZM108 206V205H107ZM120 206V205H119ZM125 206V205H124ZM141 205H139L138 206V208L140 207ZM144 206V205H143ZM149 207L150 205H145V207ZM150 206V207H151ZM154 206H153V208H154ZM159 206V205H158ZM193 206V207H192ZM217 206V207H218ZM225 206V205H224ZM224 206H219V207H221V210H222V208H224L223 209V211L225 210V207ZM243 206V205H242ZM253 206V207H254ZM258 206H256L257 208L255 209V207L253 208V207H251V208H253V211H254V209L255 210H257V211H261V210H263L260 206H259V210H258ZM13 207V206H12ZM18 207H19V205H18ZM17 207V208H18ZM34 207V208H35ZM40 207V206H39ZM44 207V206H43ZM47 207V206H46ZM90 207V206H89ZM111 207V206H110ZM134 207V206H133ZM144 207V208H145ZM157 207V206H156ZM156 207L154 208L155 210H157L156 209ZM165 207H167V208H165ZM186 207V208H185ZM210 207H212V205L210 206ZM232 207H233V205H232ZM232 207H230L231 209H232ZM237 207V206H236ZM264 207V206H263ZM30 208H31V206H30ZM37 208H38V206H37ZM37 208H35V209H37ZM42 208V207H41ZM41 208L39 209V210H41ZM45 208V207H44ZM77 208H80V207H77ZM76 208V209H77ZM82 208V207H81ZM83 208H85L84 206H83ZM82 208V210H84ZM100 208V207H99ZM104 208V207H103ZM102 208V209H103ZM107 208V207H106ZM113 208V207H112ZM115 208H117V207H115ZM137 208V207H136ZM137 208V209H138ZM199 209L200 208H203V207H198ZM207 208V207H206ZM214 207H212L211 209H213ZM230 208H228V209H230ZM238 208H239V206H238ZM247 208V207H246ZM249 208V207H248ZM247 208V209H248ZM260 208H261V210H260ZM12 211H14L13 213L10 211V210ZM33 209V208H32ZM49 209V208H48ZM86 210L88 209V208H85ZM89 209H91V208H89ZM88 209V210H89ZM94 209H96V208H94ZM127 209V206L125 207V209H124V211ZM129 209H130V207H129ZM146 209V208H145ZM149 209V208H148ZM147 209V210H148ZM152 209V208H151ZM151 209H150V213L149 214H151V217H152V213H153V211L151 212ZM163 209H162V212H163ZM172 209V208H171ZM211 209H209V211L211 210ZM218 209H220V208H218ZM227 208H226V210H228ZM230 209V210H231ZM237 209V208H236ZM235 209V210H236ZM239 209H241V207L239 208ZM16 210V209H15ZM19 210V209H18ZM26 210H27V208H26ZM39 210H38V212H39ZM44 210H46V209H44ZM75 210V209H74ZM78 210V209H77ZM82 210H81V212H82ZM87 210V212H90V211H88ZM92 210H93V208H92ZM104 210H105V208H104ZM107 210V209H106ZM105 210V211H106ZM118 210V209H117ZM170 210V209H169ZM172 210H174V209H172ZM179 210V207H178V209H177V211ZM183 210L181 213L179 212L178 213V215L177 216H179V214L181 215H184L185 217H186V211H188V210ZM197 210V209H196ZM196 210H194V211H196ZM214 210H217L216 209V207H215V209H213V211ZM234 210V211H235ZM238 210V209H237ZM243 210V211H242ZM242 210H239V211H241V212H238V211H235L236 213H242V212H244L245 210L244 209H242ZM250 211H251V209H249ZM249 210H247V212L246 213H249L250 211ZM34 211V210H33ZM80 211V210H79ZM79 211H78V213H79ZM95 211H97V210H95ZM119 211V210H118ZM118 211H117V213L116 214H118ZM141 211V210H140ZM181 211V210H180ZM203 212V210H200V212ZM205 211V210H204ZM218 211V210H217ZM217 211H214V213L216 212L217 213ZM232 211L233 210H231L230 212L232 213ZM233 211V212H234ZM253 211H251L249 214H253L254 212ZM256 211V212H257ZM264 211V210H263ZM263 211H262V214H261V212H259L260 214H261V216H263ZM28 212V213H27ZM37 212V211H36ZM80 212V213H81ZM103 212V211H102ZM112 212H115V211H112ZM111 212V213H112ZM121 212V211H120ZM134 212H135V210H134ZM142 212V211H141ZM156 212V211H155ZM154 212V213H155ZM159 212L161 213V211H160V207H159ZM159 212H157V213H159ZM171 212V211H170ZM176 212V211H175ZM175 212H171V213H175ZM188 212V213H189ZM197 212H198V210H197ZM196 212V214H195V217H197V216H199V212L197 213ZM205 212H207V209H206V211ZM211 213H212V211H210ZM229 212V211H228ZM235 212H234V214H235ZM34 213V212H33ZM33 213H32V215H31V217L33 216ZM50 213H49V217L51 218V215H50ZM94 213V211L92 212V214ZM144 213H145V211H144ZM144 213H142V214H144ZM154 213H153V215H154ZM166 213H168V212H166ZM165 213V214H166ZM177 213V212H176ZM176 213H175V215H176ZM195 213V212H194ZM204 213V212H203ZM219 213H221V212H219ZM218 213V214H219ZM226 213H227V211H226ZM13 214V215H12ZM14 214H16V216H15V219H14ZM36 214V213H35ZM34 214V215H35ZM46 214V218H47V214H48V212L47 213H45ZM96 213H94V215L93 216H91L90 215V213L88 214V216L90 215L91 217H94L95 216V218H96V215H95ZM99 214V213H98ZM105 214V213H104ZM121 214V213H120ZM120 214H118V215H120ZM125 214V216H126V214L128 215V213H124ZM129 214H130V211H129ZM208 214V213H207ZM218 214H217V216H218ZM222 214V213H221ZM223 214L224 215H226L227 216V218H229L230 219V217H228V215H230V214H225L224 212H223ZM233 214V213H232ZM231 214V215H232ZM233 214V215H234ZM260 214H258L257 215V213L256 214H254V215H252V216H250V215H246L248 218H249V216H250V218L252 217V219L253 220H255L254 218H253V216H258V218L259 217H261V216H259ZM11 215H12V217H11ZM44 215V214H43ZM102 215H103V213H102ZM105 215H107V214H105ZM111 215V214H110ZM110 215H108V217L110 218ZM113 215V214H112ZM133 215H135L136 216V214H133ZM139 214L137 213V216H138ZM147 214H145V216H146ZM158 215V214H157ZM168 215V214H167ZM165 216V217H168V216ZM174 214H173V221H171V222H174L175 223V221H174V219L177 217H175L174 218V216H175ZM189 216L191 215V214H188ZM188 215H187V217H188ZM201 215H203V214H201L200 213V217L199 218H201ZM205 215H206V213H205ZM212 215H214V214H212ZM216 215V214H215ZM214 215V216H215ZM220 215V214H219ZM244 215V214H243ZM41 216V215H40ZM56 216V217H55ZM68 216H71L70 218H68L67 219V217ZM73 216V217H72ZM99 216V215H98ZM97 216V217H98ZM101 216V215H100ZM99 216V217H100ZM130 215H128L127 216V218L129 217ZM141 216V215H140ZM140 216H138V217H140ZM143 216V215H142ZM149 216V215H148ZM156 216V215H155ZM154 216V217H155ZM161 217H159L160 219L162 218V214L160 215ZM163 216V217H164ZM171 216V215H170ZM183 216V217H184ZM192 216H194L193 214H192ZM208 216V215H207ZM209 216H211V214L209 215ZM214 216H212V217H214ZM216 216V217H217ZM223 216V215H222ZM236 215H234V217H235ZM238 216H239V214L237 215V217L236 218H238ZM245 216V215H244ZM256 216V217H257ZM19 217V216H18ZM30 217V218H31ZM35 217V216H34ZM39 217V216H38ZM37 217V218H38ZM44 217V216H43ZM48 217V218H49ZM58 217H60V219L58 218ZM121 217V216H120ZM131 217V216H130ZM180 217V216H179ZM179 217H178V219L176 220V221H178L179 222V220L181 221V219L182 218H180L179 219ZM182 217V216H181ZM194 217V218H195ZM203 217V216H202ZM206 217V216H205ZM205 217H204V219H205ZM219 217V216H218ZM217 217V218H218ZM224 217V216H223ZM233 217V216H232ZM241 217H242V214H241ZM17 218V219H16ZM25 218H28V219H25ZM33 218V217H32ZM37 218H33V219H37ZM49 218V219H50ZM114 218H117V217H114ZM122 218H123V216H122ZM127 218H126V220H127ZM137 218V217H136ZM146 218V217H145ZM145 218H143L142 220H144ZM148 218H150V217H148ZM156 218L157 217H155V218H153V219H155V222L153 221V220H151V221H153L154 222V224H156ZM169 218V217H168ZM189 218V217H188ZM192 218V217H191ZM193 218V219H194ZM216 218V219H217ZM220 218V217H219ZM218 218V219H219ZM222 218V217H221ZM220 218V219H221ZM225 218V217H224ZM243 218V217H242ZM246 218V217H245ZM248 218H247V220H248ZM249 218V219H250ZM263 218H264V216H263ZM32 219V220H33ZM41 219H43V218H41ZM97 219V218H96ZM96 219H95V221H93V222H96L97 223V221H96ZM107 219V218H106ZM123 219H125V218H123ZM122 219V220H123ZM129 219V218H128ZM158 219V218H157ZM163 219V218H162ZM183 219H185V218H183ZM190 219V218H189ZM188 219V220H189ZM196 220H198L197 218H195ZM194 219V220H195ZM214 219H215V217H214ZM226 219V218H225ZM233 219H235V218H233ZM233 219H230L231 220V222H233L234 220ZM239 219V218H238ZM35 220H33L34 222H35ZM47 220V219H46ZM55 220V221H56ZM75 220V219H74ZM91 220H92V218H91ZM98 220V219H97ZM100 220V219H99ZM110 220V219H109ZM159 220V219H158ZM158 220H157V222H158ZM164 220V219H163ZM163 220H161V221H163ZM166 220H167V218H166ZM170 220V219H169ZM186 220V219H185ZM187 220V221H188ZM191 220V219H190ZM189 220V221H190ZM194 220H192L193 221V223H194ZM210 220H212V218L210 219ZM233 220V221H232ZM241 220V219H240ZM245 220V219H244ZM246 220V221H247ZM260 220V219H259ZM263 219H261V221H262ZM53 221V220H52ZM54 221V222H55ZM107 221V220H106ZM119 221H120V219H119ZM138 221H141V219L140 220H138ZM200 221V220H199ZM220 221H222V220H220ZM223 221H224V219H223ZM225 221H227V219L225 220ZM257 221L258 220H256V224H257ZM46 222H48V221H46ZM57 221L55 222V223H58ZM72 223V220L71 221H69V223ZM90 222V221H89ZM92 222V221H91ZM117 222V221H116ZM124 222V221H123ZM142 222H145V221H142ZM184 222V221H183ZM202 223H203V219H202V221H201ZM200 222V223H201ZM214 222H216V221H214ZM231 222L229 221H227V223H230L231 224ZM237 222V220L235 221V223ZM238 222H240V221H238ZM248 222V221H247ZM246 222V223H247ZM250 222V224H252L253 222L250 220L249 221ZM249 222H248V224H249ZM252 222V223H251ZM259 222V221H258ZM36 225H38L39 223H38V221H36ZM109 223V222H108ZM107 223V224H108ZM113 223V222H112ZM112 223H111V225H112ZM122 223V222H121ZM128 223H129V220H128ZM132 223V222H131ZM134 223H135V221H134ZM140 223V222H139ZM149 223H150V220H149ZM149 223H148V226H150L149 225ZM164 224L166 223L165 221L163 222ZM167 223H169V225H171L170 224V222H167ZM166 223V224H167ZM181 223V222H180ZM186 223V222H185ZM188 223V222H187ZM213 224V222H209V224ZM218 223H219V221H218ZM218 223H217V225H218ZM234 223V224H235ZM243 223V222H242ZM245 223V224H246ZM262 223V222H261ZM3 224H5V226L3 225ZM51 224V223H50ZM60 224V223H59ZM74 224V223H73ZM77 224V223H76ZM143 224V223H142ZM142 224H140V227L142 226ZM158 224H160V223H157V225ZM177 225H178V223H176ZM175 224V225H176ZM196 224V223H195ZM195 224H193V225H195ZM220 224H221V222H220ZM224 224V223H223ZM223 224L221 225V226H223ZM230 224H228V225H230ZM233 224V225H234ZM238 224H240V223H238ZM254 224V223H253ZM252 224V226L253 227H255L254 225ZM258 224H260V223H258ZM257 224V225H258ZM263 224V223H262ZM27 225V226H26ZM45 225H47L46 223H45ZM55 225V226H54ZM52 227H57L58 225H56V224H54ZM78 225V224H77ZM116 225V224H115ZM115 225L113 226V227H115ZM118 225V224H117ZM122 225V224H121ZM124 225V224H123ZM125 225H126V227L129 225H127V221L125 222ZM125 225L124 226H122V227H125ZM132 225V224H131ZM151 225H152V223H151ZM181 225V224H180ZM179 225V226H180ZM184 224H182V226H183ZM193 225H189V227L190 226H193ZM216 225V224H215ZM215 225H213V226H215ZM227 225V226H228ZM236 225H237V223H236ZM31 226H32V224H31ZM34 226H35V224H34ZM34 226H32V228L34 227ZM50 226V225H49ZM82 226V227H81ZM108 226V225H107ZM153 226V225H152ZM160 226V225H159ZM162 226V225H161ZM187 226V225H186ZM197 227L199 226V225H196ZM202 226H206V224L204 225H202ZM209 226V225H208ZM220 226V225H219ZM219 226H218V228H219ZM239 226V225H238ZM240 226H242L241 224H240ZM47 226H45V228H46ZM52 227H50V228H52ZM59 227V226H58ZM109 227H111V226H109ZM125 227V228H126ZM132 227H133V225H132ZM132 227H130V228H132ZM136 227V226H135ZM144 227H145V225H144ZM143 227V228H144ZM173 227V226H172ZM176 227H178V226H176ZM175 227V230L177 229ZM185 227V226H184ZM188 227V228H189ZM194 227V226H193ZM193 227H191V228H193ZM196 227V228H197ZM234 227H236L235 225H234ZM248 227V226H247ZM249 227H251L250 225H249ZM259 226H257L256 228L257 229H259L258 228ZM261 227H262V225H261ZM263 227H264V225H263ZM32 228H30L31 230L30 231H32ZM34 228H37L36 226L34 227ZM39 228V227H38ZM128 228V227H127ZM137 228H138V225H137ZM142 228V227H141ZM141 228H139V229H141ZM142 228V229H143ZM149 228V227H148ZM152 228H154V230L155 229H157V227L155 228V226H153ZM159 228V227H158ZM161 228H163V226L161 227ZM201 228V227H200ZM203 228V227H202ZM206 228V227H205ZM211 228V227H210ZM225 228H226V225H225ZM230 228V227H229ZM237 228V227H236ZM46 229H48V227L46 228ZM53 229V228H52ZM70 229V228H69ZM72 229H75V227L73 226V228ZM91 229V230H90ZM111 229V228H110ZM120 230V227L118 226V228H117V230ZM133 229V228H132ZM131 229V230H132ZM136 229V228H135ZM139 229H137L138 231H139ZM145 229V228H144ZM179 229H180V227H179ZM187 229V228H186ZM213 230H214V228H212ZM216 229V228H215ZM219 229H221V227L219 228ZM223 229V231H224V228H222ZM240 229H242V227L240 228ZM243 229H246V226L245 227H243ZM249 229V228H248ZM248 229H246V231H248ZM251 229H252V227L250 228V231H251ZM263 229V228H262ZM262 229H260V230H262ZM38 230V229H37ZM71 230V229H70ZM112 230V229H111ZM110 230V231H111ZM122 230V229H121ZM120 230V231H121ZM126 230V229H125ZM136 230V231H137ZM151 230V229H150ZM154 230H152V232L154 231ZM164 230H166V229H164ZM168 230V229H167ZM174 230V231H175ZM185 229H183V231H184ZM187 230H190V229H187ZM193 230V229H192ZM192 230H191V232H192ZM197 230V229H196ZM199 230V229H198ZM203 230H204V228H203ZM216 230H218V229H216ZM216 230H214V232L216 231ZM235 230V229H234ZM233 230V231H234ZM254 230H256V229H254ZM53 230H51V232H52ZM72 231V230H71ZM106 231V230H105ZM109 231V232H110ZM123 231V230H122ZM133 231V230H132ZM138 231H137V233H138ZM146 231V230H145ZM160 231H162V230H160ZM160 231H159V233H160ZM169 231H170V229H169ZM174 231H173V233H174ZM195 231V230H194ZM210 231V230H209ZM209 231L207 232V234L209 233ZM220 231V230H219ZM227 231V230H226ZM237 232L239 231L238 230V228H237V230H236ZM250 231H248V233L250 232ZM257 231V230H256ZM255 231V232H256ZM264 231V230H263ZM72 232H74V231H72ZM108 232V233H109ZM113 232L115 233V229H113ZM118 232V231H117ZM134 232V231H133ZM142 232H144L143 230H142ZM148 232V231H147ZM151 232V231H150ZM155 232V231H154ZM154 232L153 233H151V234H154ZM158 232V231H157ZM172 232V231H171ZM179 233H180V231H178ZM189 232V231H188ZM190 232V233H191ZM206 232V231H205ZM218 232V231H217ZM229 232H231V230L229 231ZM235 232V231H234ZM244 232H245V230H244ZM243 231H242V233L243 234H240V232H239V234L240 235H244L245 233H244ZM262 232V231H261ZM45 233H48V234H46V236H45ZM54 233V232H53ZM52 233V234H53ZM69 233V230L67 231V234ZM75 233V232H74ZM75 233V234H76ZM89 233L91 234V235H89ZM105 233V232H104ZM103 233V234H104ZM125 233H126V231H125ZM127 233H130V232H128L127 231ZM137 233L135 234V235H137ZM145 233V232H144ZM143 233V234H144ZM163 234H164V232H162ZM167 233L169 234V232L167 231ZM177 233V232H176ZM176 233L174 234V235H176ZM198 233V232H197ZM197 233H195L194 232V234H197ZM200 233L201 232H199V235H200ZM222 233V232H221ZM225 233V232H224ZM263 233V232H262ZM30 236H29V235ZM66 234V233H65ZM64 234V235H65ZM69 234H71V233H69ZM74 234V235H75ZM107 234V233H106ZM119 234V233H118ZM120 234H123L124 235V233L122 232V233H120ZM134 234V233H133ZM142 234V233H141ZM147 234V236H148V233H146ZM161 234V233H160ZM188 234V233H187ZM229 234V233H228ZM231 234H233V233H231ZM238 234V233H237ZM251 234H252V231H251ZM254 234H257V233H254ZM254 234H252V235H254ZM259 234V233H258ZM35 235V236H34ZM74 235H68V238L67 239H72L71 238V236L73 237ZM113 235V234H112ZM123 235H121V236H123ZM126 235V234H125ZM128 235H130V234H128ZM145 235V234H144ZM143 235V236H144ZM149 235H150V233H149ZM155 235V234H154ZM157 235H158V233H157ZM166 235V234H165ZM174 235H173V237H174ZM177 235H179V234H177ZM186 235V234H185ZM190 235H193L192 233L190 234ZM189 235V236H190ZM199 235H197V236H199ZM211 235V234H210ZM240 235H238L239 236V238L240 239H242L243 240V238L242 237H244V236H242V237H240ZM250 235V234H249ZM259 235H261V233L259 234ZM263 235H264V233H263ZM54 236H55V234H54ZM66 236V235H65ZM106 236V235H105ZM104 235H102L101 237H105ZM116 236H117V234H116ZM118 236H120V235H118ZM152 236V235H151ZM151 236H150V238H151ZM159 236V235H158ZM167 236V235H166ZM168 236H170V235H168ZM180 236V235H179ZM184 236V235H183ZM182 236V232H181V236H180V238H182V239H179V240H182V242H186V241H184L183 240V238H185V237H183ZM194 236V235H193ZM196 236V235H195ZM194 236V237H195ZM204 236V235H203ZM219 236V235H218ZM220 236H222V235H220ZM230 236V235H229ZM233 236H235V238H236V236L237 235H235V233H234V235ZM245 236H247L246 238L247 239H249L248 238V235H246L245 234ZM43 237V238H42ZM61 237V236H60ZM89 237H91L92 238V240H90V242H89ZM109 237H111L110 235H107V239L109 238ZM124 237H126V236H124ZM123 237V238H124ZM129 237V239L130 240H128L129 242H131V237L130 236H128ZM136 237V236H135ZM142 237V236H141ZM140 237V238H141ZM154 237V236H153ZM160 237H161V239H162V235H160ZM193 237V238H194ZM200 237V236H199ZM208 237V236H207ZM214 237V236H213ZM261 237V236H260ZM52 238L53 237H51L50 239L52 240ZM106 238H104V239H102V238H98V239H102V240H105ZM117 238V237H116ZM143 238H146L145 236L143 237ZM148 238H149V236H148ZM158 238V237H157ZM163 238H165L166 239V237H163ZM179 237H177L176 236V238H173L174 240L175 239H178ZM200 238H203L202 237V233H201V237ZM209 238V237H208ZM207 238V239H208ZM210 238H212V237H210ZM209 238V239H210ZM216 238H217V236H216ZM222 238V237H221ZM230 238V237H229ZM229 238H228V236H227V239L229 240ZM233 237H231V239H232ZM234 238V239H235ZM256 238H257V236H256ZM262 238V237H261ZM261 238H258L259 240L261 239ZM264 238V237H263ZM261 239V240H264V239ZM47 239H48V244H44V242L46 243V241H47ZM61 239V238H60ZM97 238L95 239L96 240V243L94 242L95 240H93L92 242H94L95 244H96V246H98L97 248H99L100 246V248H102L103 249V247L102 246H104V245H101V244H99V245H97V241H98V243H100V240H98ZM111 239H112V237H111ZM118 239V238H117ZM133 239H134V237H133ZM164 239V240H165ZM168 239V238H167ZM166 239V240H167ZM173 239H170L171 240V243L170 244H174V243H172V240ZM194 239H196V237L194 238ZM220 239V238H219ZM238 239V238H237ZM253 239H255L254 238V236H253ZM55 240V241H54ZM77 240V239H76ZM75 240V241H76ZM101 240V242H103L104 244H105V241H106V243H107V241L109 240H105V241H102ZM114 240V239H113ZM112 240V242H117V241H113ZM120 240V239H119ZM118 240V241H119ZM121 240H123V239H121ZM120 240V241H121ZM125 240H127V239H125ZM142 240V239H141ZM146 240H147V238H146ZM153 240H157L156 238L155 239H153ZM169 240V239H168ZM169 240V241H170ZM189 241L190 240H192L193 241V239H188ZM199 240V239H198ZM203 241H206V240H204V238L202 239ZM217 240H218V238H217ZM222 240L224 241V238H222ZM227 240V241H228ZM239 240V239H238ZM241 240V243L240 244H242V245H244L242 242H244V240L242 241ZM246 240V239H245ZM257 240V239H256ZM256 240H255V243H256ZM258 240V241H259ZM44 241V242H43ZM64 239H63V244H64ZM68 241V240H67ZM66 241V242H67ZM74 241V240H73ZM73 241H71L72 243H73ZM159 241V240H158ZM161 241V240H160ZM201 241V240H200ZM203 241H202V243H203ZM209 241V240H208ZM220 241V240H219ZM221 242V243H224V242H226V241H224V242ZM231 241V240H230ZM233 241V240H232ZM235 241V240H234ZM250 241V240H249ZM251 241H252V243L254 242V240H252L251 239ZM250 241V242H251ZM43 242V243H42ZM65 242V243H66ZM71 242H70V244H71ZM109 242H110V240H109ZM122 242V241H121ZM128 242V243H129ZM133 242V241H132ZM131 242V243H132ZM138 242V241H137ZM142 242V241H141ZM148 242V241H147ZM154 242V241H153ZM167 242V241H166ZM165 242V243H166ZM188 242V241H187ZM195 242H197V239H196V241ZM199 242V241H198ZM197 242V245H196V248H198L197 246H198V243ZM218 242V241H217ZM239 242V241H238ZM246 242H247V240H246ZM260 242V241H259ZM259 242H257V243H259ZM75 243V245H77L76 244V242H74ZM93 243V244H94ZM135 243H136V239H135ZM138 243H140V242H138ZM144 243H145V241H144ZM164 243V242H163ZM162 243V244H163ZM169 243H167V244H169ZM177 243V242H176ZM180 243V242H179ZM202 243H200V244H202ZM206 243V245H207V242H205ZM209 243V242H208ZM213 243H215L214 241H213ZM234 243H236V242H234ZM256 243V244H257ZM261 244H262V242H260ZM62 244V243H61ZM69 243H67V245H70ZM111 244V243H110ZM117 244V243H116ZM124 244V243H123ZM130 244V243H129ZM154 245H155V243H153ZM178 244V243H177ZM177 244H174L173 246H175V251H174V255H177L178 256V263L179 264H188V262H189V260L192 262V264H206L205 263V261L203 260L204 258H203V256L202 255H199L201 252L200 251H198L199 249H200V247L198 248V250L196 249V248H194V249H196L198 252H200L199 254L197 253V251L195 250V252H191L190 250V252H189V254L190 255H188V253H184V251L182 250V252L183 253H181V249H179V244L177 245ZM182 244V243H181ZM185 244H188V243H185ZM190 244V243H189ZM189 244H188V247H189ZM192 244V243H191ZM194 244V243H193ZM192 244V245H193ZM209 244H211V243H209ZM228 244V243H227ZM225 245V243H224V245L225 246H229V244L228 245ZM233 244V242H231V245ZM239 244V243H238ZM245 244H248V245H250V243L248 242V243H245ZM59 245H60V243H59ZM65 246L64 247H66V244H64ZM72 246H73V244H71ZM71 245H70V247H71ZM74 245V246H75ZM90 245V244H89ZM107 245V244H106ZM109 245V244H108ZM115 245V244H114ZM119 245H121V244H119ZM126 246H129V245H127V244H125ZM125 245H122L124 248L123 249H125V248H127V247H125ZM132 245V244H131ZM130 245V246H131ZM143 245V244H142ZM145 245V244H144ZM149 245V244H148ZM159 245H160V242H159ZM159 245H157L156 244V246H158L159 247ZM163 245H165V244H163ZM171 245V246H172ZM206 245H205V247H206ZM217 246L219 245L218 243L216 244ZM216 245H214V246H216ZM220 245H222L223 246V244H220ZM219 245V246H220ZM230 245V247H232ZM236 245H237V243L235 244V248H237L236 247ZM258 245H260V244H258ZM258 245H255V246H258ZM56 246H57V248H56ZM63 246V245H62ZM62 246H59V247H61V248H64V247H62ZM91 246V245H90ZM96 246H94L93 245V249H97L96 248ZM117 246V245H116ZM129 246V247H130ZM133 246H134V244H133ZM151 245H149V247H150ZM155 246V247H156ZM167 246V245H166ZM170 246V245H169ZM178 246V251L176 250V247ZM182 246V245H181ZM185 246V245H184ZM204 246V245H203ZM212 246H213V244H212ZM216 246V247H217ZM241 246V245H240ZM244 246H246V245H244ZM261 246V245H260ZM95 247V248H94ZM108 247H110V246H108ZM112 247H113V244H112ZM121 247V246H120ZM119 247V249L121 250V252H122V247L120 248ZM136 248H137V246H135ZM146 247V246H145ZM168 247V246H167ZM190 247H191V245H190ZM208 247H209V249H208ZM211 247V245L209 246H207V250L209 251L210 249L212 250V247ZM215 247V248H216ZM233 247V248H234ZM243 247V246H242ZM242 247H240V249L242 248ZM247 247V246H246ZM245 247V248H246ZM253 247H254V245H253ZM53 248H55L54 250H53ZM72 248V247H71ZM70 248V249H71ZM99 248V250H101ZM105 248V247H104ZM107 248V247H106ZM111 248V247H110ZM118 248V247H117ZM132 248V247H131ZM140 248V247H139ZM138 248V250H140ZM150 248H152V246L150 247ZM160 248V247H159ZM158 248V249H159ZM163 248H165V247H163ZM171 248V247H170ZM187 248V247H186ZM217 248H219V247H217ZM224 247H222L220 250H222ZM228 248V247H227ZM239 248V247H238ZM236 249V250H239V249ZM244 248V249H245ZM256 248V247H255ZM261 248V247H260ZM59 249V248H58ZM65 249H67V250H70V249H68V246H67V248H65ZM72 249V250H73ZM114 249H116L115 248V246H114ZM129 249L130 248H128V252H129ZM134 249V248H133ZM149 249V248H148ZM147 249V250H148ZM153 249H154V247H153ZM166 249V248H165ZM188 249V248H187ZM194 249H192V250H194ZM202 249V248H201ZM204 249L206 250V248H204L203 247V251H204ZM249 249H251L250 251H253L252 250V247L250 248L249 247ZM254 249V248H253ZM262 249H264V248H262ZM61 250H63V249H61ZM67 250H65V251H67ZM72 250H70L69 251V253L72 251ZM92 250V249H91ZM98 250V249H97ZM96 250V251H97ZM98 250V251H99ZM106 250V249H105ZM118 250V249H117ZM125 250H127V249H125ZM124 250V251H125ZM131 250V249H130ZM146 250V249H145ZM144 250V247H143V251H145ZM156 250V249H155ZM186 250V249H185ZM219 250V251H220ZM242 250V249H241ZM256 250H259V248L258 249H256ZM256 250H254L255 252H256ZM64 251V252H65ZM77 251V252H78ZM95 251V250H94ZM102 251H104V250H102ZM149 251H150V249H149ZM159 251V250H158ZM157 251V252H158ZM164 251V250H163ZM162 251V252H163ZM166 251V250H165ZM168 251H169V249H168ZM188 250H186V252H187ZM208 251H206V252H208ZM217 251H218V249H217ZM217 251L215 250V252L217 253ZM222 251H224V250H222ZM263 251V250H262ZM259 252V253H262L263 254V252ZM44 253L45 255H47V256H49L48 258H43L44 259V261L42 260V257H39V258H41L40 260H42V261H40V260H36V259H38V257H36L35 255H38V254H41V253ZM62 252V251H61ZM64 252H62V253H64ZM74 252V251H73ZM77 252H75V253H77ZM99 252H101V251H99ZM99 252H97V254L99 253ZM107 252H108V250H107ZM107 252H105V253H107ZM111 252V251H110ZM127 252V253H128ZM147 252V251H146ZM156 251H154V253H155ZM156 252V254L158 255L159 253H157ZM160 252V251H159ZM206 252H205V254L204 255H206L207 256V254H206ZM214 252V253H215ZM233 252V251H232ZM245 252H247L246 250H245ZM244 252V253H245ZM36 253V254H35ZM42 253V254H43ZM47 253H49V254H47ZM58 253V252H57ZM56 253V255L58 256L59 254H57ZM59 253H60V251H59ZM92 253H95V252H92ZM92 253H91V255H92ZM115 253H116V255H115ZM115 253H112V255L109 253V256L111 255V256H113V261H114V259L116 260L117 258H116V256L118 255L117 254V252H115ZM120 253V252H119ZM125 253V252H124ZM123 253V254H124ZM127 253H125V254H127ZM137 253H138V251H137ZM153 253V250H152V252H151V254ZM171 253V252H170ZM195 255H194V254ZM211 253V252H210ZM209 253V254H210ZM215 253V254H216ZM220 253H222V252H220ZM224 253H225V251H224ZM236 253V252H235ZM235 253H233V254H235ZM239 253V255H240V250H239V252L237 251V254ZM252 253V252H251ZM251 253H250V255H251ZM254 253V252H253ZM35 254V255H34ZM115 255V258H114V255ZM128 254H130V252L128 253ZM141 253H139V259H141L140 261H138L140 264H141V262H143L142 261V259H144V260H146L148 257H144L143 255H140ZM143 254H146V253H144L143 252ZM147 254H149L148 252H147ZM150 254V255H151ZM161 254V253H160ZM163 254H166V252L165 253H163ZM169 254V253H168ZM180 254V255H179ZM212 254V253H211ZM223 254V253H222ZM256 254H258V252L256 253ZM45 255H44V257H45ZM65 255H66V253H65ZM73 255V257H71ZM96 255V254H95ZM99 255H102V253H99ZM99 255H97V256H99ZM103 255H104V252H103ZM121 253H120V257H118V259L120 260H122V258H121ZM135 255V254H134ZM134 255H132L133 257H134ZM149 255V256H150ZM153 255V254H152ZM155 255V254H154ZM173 255V256H174ZM218 255V254H217ZM217 255H215V256H217ZM224 255V254H223ZM239 255H237L236 256V259H235V256H234V260H237V257L239 256ZM241 255H243V253H241ZM247 255H248V253H247ZM246 255V256H247ZM253 255V254H252ZM40 256V255H39ZM46 256V257H47ZM63 256V259H65L64 258V255H62ZM77 256H78V254H77ZM105 256V255H104ZM130 256V255H129ZM140 256H141V258H140ZM165 256V255H164ZM161 257V258H165V257ZM167 256H169V255H167ZM173 256H172V260H175V261H177L176 259H177V256H174V258L176 257V259H174L173 258ZM195 256V257H194ZM202 256V257H201ZM210 256V257H209ZM209 256H207L208 258H213V256L211 257V255H209ZM214 256V257H215ZM220 258H222V255L220 254ZM225 256V255H224ZM233 256V255H232ZM249 256V255H248ZM254 256V259H255V255H253ZM259 256V255H258ZM35 257H36V259H35ZM71 257V258H70ZM92 257V256H91ZM102 257V256H101ZM106 257H108V255H106ZM126 257V256H125ZM132 257V258H133ZM206 257V258H207ZM241 257H243V256H241ZM245 257V256H244ZM99 258V257H98ZM97 258V259H98ZM104 259H105V257H103ZM103 258H101V259H103ZM146 258V259H145ZM156 258H158V256H156ZM155 258V259H156ZM203 258V259H202ZM260 258V257H259ZM262 259H263V257H261ZM66 259L68 260V257H66ZM96 259V258H95ZM100 259V258H99ZM100 259V261H102L103 262V260H101ZM108 259H110V258H108ZM112 259V258H111ZM130 259H131V257H130ZM135 259V258H134ZM159 259H160V256H159ZM167 259V258H166ZM170 259H171V257H170ZM217 258H213L212 260H216ZM222 259H224V258H222ZM233 259V258H232ZM244 259V258H243ZM242 259V260H243ZM247 259H250V256H249V258H247ZM59 260V261H58ZM67 260L65 261L66 262V264H68V262H67ZM68 260V261H69ZM91 260H93V259H91ZM126 261L128 260V259H125ZM138 260V259H137ZM153 260H154V258H153ZM163 260V263L165 262V261H168V260H164V259H162ZM171 260V261H172ZM193 260V261H192ZM211 259H208L207 261L209 262ZM242 260H240L241 262H242ZM251 261H253L252 259H250ZM256 260V259H255ZM254 260V261H255ZM257 260H258V258H257ZM256 260V261H257ZM57 261V262H56ZM99 261V260H98ZM105 261H106V259H105ZM104 261V264H106V262ZM113 261L111 262V263H113ZM123 261H124V259H123ZM148 261H149V259H148ZM151 261V260H150ZM160 261H161V259H160ZM159 261V262H160ZM195 261V262H194ZM204 261V262H203ZM218 261V260H217ZM220 261V260H219ZM218 261V262H219ZM246 261V260H245ZM253 261V262H254ZM255 261V262H256ZM258 261H260V260H258ZM257 261V262H258ZM262 261L263 260H261V262H260V264L262 263ZM59 262V263H60ZM92 262H94V264L97 262H95V260H93ZM109 262V261H108ZM107 262V263H108ZM117 262H118V260H117ZM120 262V261H119ZM135 262V261H134ZM146 262V261H145ZM144 262V263H145ZM190 262V263H191ZM218 262H217V264H218ZM223 262V261H222ZM222 262H220V263H222ZM225 262V261H224ZM234 262V261H233ZM238 262V261H237ZM247 262H248V260H247ZM254 262V263H255ZM62 263V262H61ZM98 263H100L101 264V262H98ZM123 263V262H122ZM127 263H128V261H127ZM135 263H137V262H135ZM134 263V264H135ZM150 263V262H149ZM166 264H167V262H165ZM175 262H173V264H174ZM189 263V264H190ZM210 263H214V262H212V261H210ZM209 263V264H210ZM219 263V264H220ZM235 263V262H234ZM249 263V262H248ZM263 263H264V261H263ZM63 264H65L64 262H63ZM69 264H70V262H69ZM93 264V263H92ZM114 264V263H113ZM124 264H125V261H124ZM143 264V263H142ZM146 264H148V263H146ZM153 264V263H152ZM160 264H162V263H160ZM169 264V263H168ZM171 264V263H170ZM176 264H177V262H176ZM208 264V263H207ZM215 264H216V262H215ZM224 264V263H223ZM233 264V263H232ZM251 264V263H250ZM259 264V263H258Z\"/></svg>",
  "mask_w": 264,
  "mask_h": 264
},
{
  "label": "rangeland",
  "instance_id": "obj_2",
  "mask_svg": "<svg viewBox=\"0 0 264 264\" xmlns=\"http://www.w3.org/2000/svg\"><path fill=\"white\" fill-rule=\"evenodd\" d=\"M260 20H261V19H260ZM262 22H264V20H263ZM80 31L82 32V30H80ZM80 31H79V32H80ZM71 32H75V31L73 30V31H71ZM79 32H78V33H79ZM81 32H80V33H81ZM252 33L254 34V32H252ZM69 34H70V33H69ZM71 34H72V33H71ZM73 34H74V33H73ZM82 34H83V32H82ZM218 34H219V33H218ZM220 34L222 35V33H220ZM253 34H251L252 37H253ZM257 34H258V33H257ZM257 34H256V35H257ZM254 35H255V34H254ZM216 36H218V35H216ZM219 36H220V35H219ZM219 36H218V37H219ZM257 36H258V37H257ZM257 36H254V37H257V38H252V37H251L253 40L250 38L252 42H253V41H256V42H253L252 44H250V43H251V42H250V43H248V46L252 45L253 47H255V49H252L253 47L250 46V48L252 47V48H251L252 50L255 51V50L257 49V50H259V51H258V52L255 51L256 53H258V54H259V52L262 53V54H259V55H261V59H262V60L260 61V64H259V65H260L262 68H264V64H263V63H264V62H263V61H264V45L259 44V43H261V42L264 43V38H263V36H262V37H261V38H263V40H262V39H260V35H259V34H258ZM235 37H236V36H235ZM219 38H220V37H219ZM221 38H222V36H221ZM221 38H220V39H221ZM258 38H259V39H258ZM250 39H249V41H250ZM254 39H255V40H254ZM256 39L259 40L260 42H259V41L257 42ZM234 40L236 41V39H234ZM234 43L236 44V42H234ZM245 43H246V45H247V42H245ZM254 43H256V45H255ZM258 44H259L260 46H259ZM243 47H244V46H243ZM243 47H240V49H241V48L243 49ZM257 47H259V48H257ZM262 47H263V48H262ZM247 48H248V47H247ZM250 48H249V49H250ZM260 48H261V49H260ZM256 55H257V54H256ZM259 55H257V57H259ZM187 61H188V60H187ZM189 61L191 62L190 58H189ZM189 61H188V62H189ZM30 62H31V61L27 62V64H31V63L33 62V63L35 64V66H36V65L39 66L38 64H36V61H34V60H32L31 63H30ZM22 63H24V64L22 65V64H20V62H19L20 65L17 63V64H15L14 66L16 67V65H18V70H19L20 67H22V66H24V65L26 64L25 62H22ZM33 63H32V64H33ZM192 63H193V61H192ZM192 63H191V64H192ZM32 64L29 65L30 67H28V65H25V66H27V68H26L25 66L22 67V68L24 69V71H23L22 68H20V70H19V71L16 70V72H15L14 70H12V69H14V68L11 66L12 68L9 69V70H11V73H12V74H13V72H15V74H16V73L18 74V72L20 73V71H22V72L20 73L21 76L19 75L20 78H19L18 75L16 74V75H17L16 77H17V80H18V81H17V80H14L15 82H14V81H13V82H14V84L16 85L18 82H21V81H22V83H23V81H26V80L29 81L30 79L33 80V81L30 80L31 82L36 81L37 78H38V80H39V78H40V80L42 79V81L45 80V81H44V84H43L42 81H40V82L38 81L39 83H41V85L39 84V88L41 89V86H44V87H45L44 90H43V91H44V94H45V95H48V96H45V95H44V96H36L37 94H35L34 97L32 96V94H30L29 96H26V95H28L27 92L22 91V92H24V93H26V94H23L22 92H19V93H22V94H23L22 96L25 95L24 97H25V99H27V100H25V99L22 98V97H21V98H20V97L16 98L17 96H15V95H16V94H19L18 91H20L19 89H21V88H18V87L23 86V85H22V84L19 85V83H18V84H17L18 87H17V85H16V87L18 88V89L16 90L17 92L15 91V93H14V90L16 89V88L14 89L15 86L13 87L14 90L10 87V86H12V84H13V83H11V82H12L11 79H13L14 76L11 78V75H12V74H8V75L10 76L11 79L9 78L10 80H8V77H9V76H7V79L4 78V81H5V80H7V82L9 81V83L7 84V87L9 88V90L7 91L8 88L5 87L6 85L3 83L4 81H3V79H2L3 77H1V76H3V75L0 76V78H1V79H0V86H1V89H2V90L0 89V93H1L2 95L4 94V96H3L4 98L8 95V96L5 98V99H6V100H5V99L1 96V94H0V96H1V98H2V99L0 98V101H2V102L5 103V104H4V103L0 102V103H1V104H0V107H2V108H0V111L3 112V114H4V115H3V114L0 112V114L3 115V116L0 115V117H1V118H0V123L3 125V126H2V125L0 124V130H1V131H0V142L2 143V146L4 145V146L2 147L1 144H0L1 148L4 149V150L1 149V153H0V157H1V158H0V170H1L2 172H4V173H2V172L0 171V172L2 173V174L0 173V175H1V176H0V179H3V181L7 179V180H6V181H7V184H9V185L11 184V186H9V187H11V192H10V193L8 192V191H10L9 187H8V190L6 191V192L10 195V197H8V194H7V199L9 200V199L13 198V197H11L12 194H13V196L15 197V198H13L14 200L11 199V200H13V201H10V200H9V202H10V203L12 202V204H13L14 201H15V204L17 205V206L15 205L16 208H15L14 204L12 205V206H13V207H12L11 204H10L9 202H8V203H9V205H10L9 207H11V208L15 211V213H16V211H18V212H17V215L19 214V215H18L19 217L17 216V218H18V219H21L20 217H21L22 215L20 216V213H22L24 210H25V211H30L29 213L27 212V213H28V216L26 215V217L29 218V220H28L29 223H30V220H31L32 222L29 224V225H30V226H28V227H29V228H28L29 231L27 230V232H30V234H31V232H33V229H34V231H37V233H39V232H40L39 234L42 233V235H43V237H44V234H43V233L46 232V231H44V230H47V232H48V230H49L48 233H50V234L45 233V236H46V234L49 235V236H47V238H49V240H50L49 242H50V244L52 245L51 247H54V245H56V244L58 245V248H59V249H58L57 246H56L57 249L53 248V250L55 249L54 251H52V250H51V251H50V250L48 251V250L46 249V250H44L43 252H45V251L50 252V254H49V253H47V254H49V255L52 256V257H53V255H54V258H55V259H53L54 261L56 260V258L59 257V258L61 259V262H62V263L59 261L60 259L58 258V259H59L58 261L60 262V263H59V262L56 261L58 264H63V262L66 264V262H65V261L67 260L66 257H68V260H69V256H68V254L70 255V254L73 253L74 256H75V254H76L75 257H73V255L71 256V257L74 258V260H75L76 257H77V258H78V257L80 258V254H79L80 252H79L78 250H77L78 252L75 251V249H76L77 246L80 247V243H81V242H80L81 240H80V238H79V236H80L79 234H80V231H81V230H79L80 228L78 229V226L80 225L79 222L81 221V217H80L79 219H77V220H76V218L69 219L67 224H66L67 220H65V221H66L65 224H66L67 226H68L69 224H71V225H73V226L75 227V229H72L73 226H72V227H69V226H71V225L68 226L72 231H74L75 233H76V231H77V232L79 233V234H78V233L75 234L74 232H72V231H71V230H70V229L64 224V222L61 223V222H58V220H56V219H54V218L52 219V217H54V216H52V214L50 213V210H51V201H50V199H51L52 196H53L52 194H53V193H54V194H57V193L59 194V191L57 192L56 190H60L61 193H62V190H63V189H61V188H64V190H65V189L69 186L68 188L71 189V192H72L73 198H74V200H75V202L72 204V207L70 206V207H71L70 212H71V211H74V212H71V213H73V214H71V215H73L74 217H76V214H75V213H77V218H78V217H79V214H80V216H82L83 212L86 213V214L83 215L84 217H83V216H82V217H83V219H86L87 217L89 218L87 222H88L89 224H91V225H90V226H91V229H92V231H90L91 233L93 232V228H92V227L95 226L94 228H98V227H96V225H93V224L95 223V224H97V226H98V225H99V224H98V221H100V223H102L101 221H102V219L104 218V216H105L107 219H106V218L103 219V224H102V225L104 226V221H105V223H106V222H107V223L109 222L108 224L106 223V226H105V228H107V229H104V227H103L102 225H101V226L99 225V228H98V229L101 230L100 228L103 227V230H101V231H102L103 233H104V232H105V233H104V234L102 233V235H104V236L106 235L104 238H106L107 235H110V236L112 237V239H111V237L108 238V239L110 240V242H109V240H108L107 238L105 239V240H108L107 243H106L105 240H102V239H104L103 237H101L102 235L97 237V235H96L95 232H93V233H95V235H91V234L89 233V235H91V237H94L93 240H95L96 238L98 239V238L100 237V238H102V239H101L102 241H105V244H104L103 242H101L100 239H98V240H100V243H98V241H97V245H99V244H101V243H102L101 245H104V246H102L103 249L100 248V247H101V246H100L99 248H100L101 250H99V248H97L98 246H96V244H95V243H96V240L94 241V242H95V243H94V242H92V241H93L92 238L89 237V242H90V240H92L90 243H88V247H90V248H88V249H90V250L88 251V253L91 251L89 256H88V254H87V258H89V259H87L88 262L91 261L89 264H92V263L94 264V262H92L93 260H95V262L97 261L95 264H100V263H98V262H101V264H104L105 259H106V261H105L106 264H113V263H114V264H124V261H125V264H134L135 262H137V263H135V264H140V263L138 262V261L141 260V259H139V253H141L140 255H143L144 257H148L147 259L145 258L146 260L142 259L143 262H141V264H142V263H143V264H146V263H148V264H152V263H153V264H160V263H162V264H166L165 262H167V264H168V263H169V264H170V263L173 264V262H175L174 264H176V262H177V264H179V263H178V260H179V259H178V256H177L178 254H177V255H174L175 246H173L174 244H177V243L179 244V245L177 244V245L179 246V249L182 248V249H181V253H183V252H182V250H183L184 253H185V254L188 253V255L191 254V253L189 254L190 251H191V252H192V251L195 252V250H196V249L198 250V248L201 246L200 249L198 250V251H200L201 253L198 252L197 250H196V251H197L198 254L200 253L199 255H202V256H203L204 259H203V258H202V259L205 261V263L207 262L208 264L210 263V261L214 262V263H210V264H215V262H216V264H217V262H218L219 260H220V261L218 262V264H219L220 262H222V261H223V262L220 263V264H223V263H224V264H232V263H233V264H250V263H251V264H258V263H259V264H260L261 260L264 261V249H262V248H264V240H261V239L264 237V235H263V233H264V231H263V230H264V227H263V225H264V218H263V216H264V211H263V210H264V207H263V206H264V204H263V203H264V201H263V200H264V189H263V188H264V185H260V184H264V174H263V172H264V167H263V168L261 167V166H263V164H264V163H263V162H264V161H263L264 159H262V158H264V154H262V153H264V148H260V147H263V146H264V141H263L264 139H263L262 136H260V135H263V136H264V130H263V128H264V121H263V120H264V119H263V115H264V113H263V112H264V109H263V108H264V105H263L264 103H263V102H264V100H263V99H264V98L261 99L262 96L264 97V95H263V94H264V88H263V87H264V85H263V84H264V81H263V80H264V73H263L264 71H261L262 68H261V70H259V72L261 71V74H260L259 72H257V74H259V75L256 74V75H254L255 78H254V77H252L253 79L251 78V81H250V82H252V81H253L254 79H256V78H257V80H258V78H259L258 81H260V83H259V82L257 83V80H254V81L257 83V85H255L256 83L254 84V81H253V84H254L253 86H255V87H253L252 84H251V85H248V84H250V82H248V84H247V83L244 81V84H246V86L244 87V86L242 85V86L244 87V89H240L239 85H238V86L235 85L237 81H236L235 83H232V82H234V81H231L230 83L228 82L229 84L225 82L226 84H228V85H226L227 87L230 88V85H231V87H233V88H230V89H229V88H226V87H224L225 84H224V86L222 85L223 87H220V88H224V89L226 88V89H227V90L225 89L227 92H226V91H223L224 89H222V92H225V93H226V94L224 93L225 96L229 93V95H227L228 97L230 96L229 100L231 99V95H232V93H233V95H232L233 99H231L230 101H229L228 99H227L228 101L225 99L226 101H223L224 103L222 102L223 105L225 104V102H227V103L224 105V106H225L224 108H223V105H221V106L219 105V107H221L222 110H224L225 108H227V109L229 108L228 110H229L230 112H231V110L233 111V112H231V113H229L228 110H227L228 112H227L226 110L222 111V112H223L222 114H224L223 116L226 117V118H224V120H222V123H223V124L221 123L222 125H224L225 121L227 120V116H226V115L229 114V115H230V116L228 115L229 118L232 117L234 121L237 120V119L240 117V119L238 120V122H240L239 124H240L241 126H243V127L245 126V127H244L245 130L251 131V132L249 133V132L245 131V130L243 129V127H242V130H243V133H242V130L240 129V126H237V128L239 127L238 129H240L241 132H238L239 130L237 129L238 131L235 130V133L233 132V134H234V136L236 137V139L238 138V139L242 140V141H240V140L237 139L239 142H244V143H246V142L248 141V142H250V143H251V142L253 143V144H251L252 146L249 145L250 143L248 144V142H247V144H246V146H247L246 149H248V148H249V149H250V148L252 149L251 151H249V152L251 153V155H253V154L258 150L257 147H258V145H259V149H261L262 151L259 150V151H261V153H260L259 151H257L256 154H257V155H258V153L262 154V155H261V159L259 158V159H260V163H262V164L260 165V164H259V159H256V162H258V163H255L256 166L253 168L254 170H253V169H251V171H250V169H249V170H245L244 173L242 172V174H240V177L238 176V175H239V174H238V175H236L235 177L232 176V177H229V178H228L226 175H225L226 178L223 177L224 174H226V173H224V171H221L222 169L219 170V168H216L217 171H213L214 169H213V167H212V170H210V172L212 171V172H214V173L211 174V177H212V178L210 177V175H209V173H208V178L210 177L209 180H210V181H211V179H213V181L216 180V178H215L214 176H216L217 179H218V178H219V179L222 178L221 180H224L223 178H225L226 181L224 180L223 183H222V186H221L225 191H224L223 189L219 188V187H218V184H216L215 181H214L215 186L217 185V186H216V187H217L216 189H214V186H213L214 184H213L212 181H211L212 184H208V183H206V184H202V185L200 186L201 188H202L203 186L207 185V184H208V186L211 185L209 188H210L211 190L213 189V191H215V194H214V192L211 191V190H210V193L212 192L211 194L213 195V197H214V195H215L214 198L216 199V201H214V198L210 196L211 194H209V193H207V194L203 193V192L206 191V189H205V187H204V189H200L201 191L204 190V191L202 192V194H204V195H206V196L209 194V197H211V198L213 199L214 202L212 201V199L209 201V203L207 202L208 204L206 203V200H205V201H202V200H204V199H199V201L196 200L197 202L194 203V208L197 207L196 205H198V207H203V208H200V209H199V208L197 207L196 209L198 210L199 213L197 212L196 209H193V213H191V212H189V210L191 211L192 208H191V207H188V208H190V209L188 210V208H186L187 206H186L184 203H183L182 206H186L185 208H186V210H188V211H186L185 209H183L184 207L182 208L180 205H178L179 203H176V205H175L174 207H173V205H171L172 207H170V204H168V205H167V206L169 207L168 210H164V209H163V208H164L163 206H166V205H165L164 202H163L164 200L161 199L162 196H161V197H160V196L157 197V196H158V195H157V196H156L157 198H156V197H155L156 192H155V194H154V193H153V194H152V193L150 194V192H151V189H150V188H155V187H157L156 183H158V182H157V179H156V180L154 179V177H155V176L153 177L154 174H151V172H150V173L148 172L149 170H147V168H146L147 165H146V164H145V165L143 164V163H145V162H143V161H145L144 158H143V156H142L141 154H139V155H137V157H136V154H137L138 152L136 151V152H137V153H136L134 150H130V148H131V149L133 148V145H134V148H133V149L136 150L135 145H136V147H137V144L135 143V142H136V139L134 138V140H133V137L135 136V135H133V134H135L136 132H135V133H132V132L135 131V129H134L135 127H133L134 125L132 126L131 120H130V122H129V121H128V120H129L128 118H121L122 116L124 117V114H119L120 116L122 115V116L120 117V116L118 115L117 112H113V113H111V112L109 111V113L106 112V114H104L105 111H103V112H104V113H102L103 115H102V114L100 115V112H102V110H101V111H99V114H98V113L96 114V112H97L98 110L95 112V110H96L95 107H92V108L90 107V102L88 101L89 99H88V100L86 99L87 102H88V104H86L87 102H85V101H86L85 99H84L85 101H82L83 103L85 102V104L83 105L84 107L82 106V109H83L82 112H81V110H82L81 107H80V109L77 108V110L71 112V111L73 110L72 108L76 109V107H77L76 105H79V104L75 103V106H76V107H75V106L72 107V108H71L72 110H71V109H69V108H70L69 104H68L67 106H65V104H66V100L69 99V102H68V101H67V102H68V103H71V99H72V101H74V100H73V97H75V99L78 97L79 92L76 93V91H77V90H78V91H79V90L82 91L81 89H82V88H83V89L85 88V87H83V86L85 85V84L83 85V83H85L86 78H85L84 80H83V78H81V79H82V80H81V81H82V84H81L80 79H77V78H76V77H78V76H81V74H79V75L76 74V75H77V76H76L75 73L72 72V71H70V70H69V72L74 73V75L71 74V73L69 74V72H68L67 70L70 69V68H68V65H67V64L62 63V65L59 64V66L62 67L63 64H64V65L66 66V68L63 67L62 70L66 69V71H67L68 73H67L66 71H61V70H60L61 67H60V68L57 67L56 69L59 68V71H60V72H59L58 70H56V69H55V70L58 71L59 74H61V75H56L57 78L59 79V80H58V79L54 78V77H56L55 74H56L57 72H55V70H52V71H54V72L52 73V74L54 75L52 78L55 80V85H57L58 81L62 82V81L65 79V82L63 81V83H60L61 85L58 83V87L55 88L54 84L52 83V82H54V80L50 77V76L52 75V74H51L52 71H51L50 69H48V70L50 71V72H49V71H48V72H49L51 75L49 74V76H48L47 74H45V77L47 76V77H46V78H47V82H46V78L44 77V73H47V72H42V70L46 69V71H47V67H45L44 69H42L44 66H43V67H40L42 70L40 69V70H39L40 72H39V71L37 70V68L34 69L35 66H34V68H32V66L34 65V64H33V65H32ZM187 64L189 65V63H187ZM191 64H190V65H191ZM256 64L258 65V63H256ZM256 64H255V65H256ZM262 64H263V65H262ZM21 65H22V66H21ZM259 65H258V66H259ZM19 66H20V67H19ZM201 66H203V65H201ZM204 66H205V68H206V65H205V64H204ZM9 68H10V67H9ZM25 68H26V70H25ZM28 68H29V69H28ZM30 68H31L32 70L34 69L33 72H31L32 70H30ZM67 68H68V69H67ZM202 68L204 69V67H202ZM15 69H17V68H15ZM38 69H39V67H38ZM53 69H54V68H53ZM27 70H28V71L30 70V71H29V72H30L29 75H28V71H27ZM263 70H264V69H263ZM12 71H13V72H12ZM17 71H18V72H17ZM37 71H38V72H37ZM202 71L205 72V70H202ZM23 72H26L27 74H26V73H23ZM35 72H37V73H35ZM63 72H64L66 75H68V77H69V75H70L71 77H72V76H75V77H73V78L75 79V81H76V79H77V81H78V80L80 81V85H82V88H78V87H77V85L79 84V83L77 84V82H75L76 85L74 84V86H73V84H72V86H73L74 88H73L72 86H70L71 83H72V81H73L74 79H71V80H72V81H71V80H70L71 77H69V79H68V77L66 78V77H64V75L62 76V73H63ZM203 72H202V73H203ZM7 73H10V71H7ZM22 73L24 74V76L27 75V76H25V77H27V79L25 78L26 80L24 79V76H22V75H23ZM41 73H42V76H40ZM64 73H63V74H64ZM262 73H263V74H262ZM15 74H14V75H15ZM34 74H35L36 76H35ZM37 74H39L40 77H38ZM30 75H32V76H30ZM66 75H65V76H66ZM205 75H206V73L204 74V76H203V74H202L203 78L205 77ZM28 76H30L31 78H29ZM58 76H59V77H62V78H59ZM83 76H85V75H82L81 77H83ZM259 76H260V77H259ZM262 76H263V77H262ZM16 77H15V78H16ZM21 77H23L24 80H23ZM35 77H36V78H35ZM32 78H34V79H32ZM43 78H44V79H43ZM49 78H51V80H50ZM260 78H262V79H260ZM60 79H61L62 81H61ZM19 80H20V81H19ZM56 80H58L57 83H56ZM67 80H68V81H67ZM244 80H246V79H244ZM1 81H2V82H1ZM16 81H17V82H16ZM28 81H27V83H28ZM49 81H51V82H49ZM69 81H70L71 83H70ZM83 81H84V82H83ZM87 81H88V78H87ZM242 81H243V80H241V81L239 80L237 84H240V86H241V84H243V83H241ZM262 81H263V83H261ZM7 82H5V83H7ZM45 82H46L47 84H46ZM239 82H240V83H239ZM1 83H2V84H1ZM10 83H11V84H10ZM24 83L26 84V82H24ZM24 83H23V84H24ZM64 83H65V85H64ZM67 83H69L68 87H70V88H68V87L66 86ZM206 83H207L208 85H210V82L208 83V82L206 81ZM211 83H212V82H211ZM42 84H43V85H42ZM48 84H52V86H54L55 89H57V88L60 89V88H61L64 92H65V91H68V92H65V93H64L61 89H60L61 91H59L58 89H57L58 91L54 89L53 92H54V93H58V94L56 95V94H54V93L52 92L55 96L51 97L50 95H53V94L50 93V95H49L48 91H49L50 89L53 90V87H52L51 85H48ZM62 84H63L64 86H63ZM207 84H206V85H207ZM258 84H259L260 86H259ZM4 85H5V86H4ZM9 85H10V86H9ZM206 85H205V86H206ZM247 85H248V86H247ZM2 86H3L4 88H2ZM50 86H51V88H50ZM59 86H61V87H59ZM75 86H76L77 88H76ZM262 86H263V87H262ZM33 87H36V83L33 85ZM62 87H63V88H62ZM65 87L68 88V89H66ZM79 87H80V86H79ZM206 87H207V86H206ZM210 87H212L211 89H213V86H210ZM210 87H207L208 89L206 88L205 92H209V93H210V91L212 92V91L214 90V89L211 90ZM234 87H235V88H234ZM236 87H237V88H236ZM243 87H242V88H243ZM248 87H249V88H248ZM251 87H252L253 89H252ZM48 88H50V89H48ZM238 88H239L240 91L238 90ZM246 88H247L248 90H246ZM254 88H255V89H254ZM258 88H260V89H258ZM262 88H263V89H262ZM4 89H5V90H4ZM11 89H12V90H11ZM32 89H33V88H32ZM34 89H35V88H34ZM34 89H33V90H34ZM70 89H71V90H70ZM72 89H73V90H72ZM256 89L258 90L259 95H260V92L263 90V91L261 92V95H260V96H258V93H257V90H256ZM21 90H22V89H21ZM74 90H75V91H74ZM84 90H85V89H84ZM84 90H83V91H84ZM208 90H210V91H208ZM245 90H246V92H245ZM249 90H254V91H252V93H254V95H251L252 93H251V91H249ZM259 90H260V91H259ZM2 91H3V92H2ZM5 91H6V92H5ZM10 91H11V92H10ZM70 91H71L72 93H71ZM230 91H231V92H230ZM234 91H238L237 93H238V94L240 93V96H239L238 94H236V92H235V94H234ZM243 91L246 93V94L244 93L245 95L242 93ZM248 91H249V92H248ZM31 92H32V90H31ZM50 92H51V90H50ZM61 92H62L63 95H61ZM73 92H74V93H73ZM85 92H86V91H84L83 94H85ZM5 93H7V95H6ZM32 93H33V92H32ZM46 93H47V94H46ZM66 93H67L68 95H67ZM75 93H76L77 95H76ZM248 93H250V94H248ZM256 93H257V94H256ZM262 93H263V94H262ZM81 94H82V92L80 93V95H81ZM83 94H82V95H83ZM86 94H87V93H86ZM207 94H208V93H207ZM255 94H256L257 96H255ZM33 95H34V93H33ZM66 95H67V96H66ZM69 95H71V96H69ZM74 95H75V96H74ZM82 95L79 96L80 98L78 97V99H77L78 101L75 100L74 102L77 101V102L79 103V102L81 101V99L84 98V96H85V95H84V96H82ZM87 95H88V94H87ZM236 95H237L240 99H238V97H237ZM246 95H247V96H246ZM10 96H11V97H10ZM13 96H14V97H13ZM19 96H20V94H19ZM49 96H50V98H49ZM58 96H61V98H62V97L64 98V97L66 96L67 99L65 98L66 100H64V99L62 98V99H63V100H62L60 97L58 98ZM72 96H73V97H72ZM76 96H77V97H76ZM227 96H226V98H228ZM241 96H242V98H241ZM248 96H249V97H248ZM253 96H254L256 99H257V98L259 99V100L257 99V100L259 101V103H258V101H257L256 99H254ZM9 97H10V98H9ZM29 97H30V98H29ZM31 97H32V98H31ZM36 97H38V98H36ZM42 97H43L45 100H44ZM68 97H69V98H68ZM81 97H82V98H81ZM85 97H86V96H85ZM87 97H88V96H87ZM246 97H247V98H246ZM250 97H252L253 99L250 98ZM8 98H9V99H8ZM12 98H14L13 100H15V103H16L17 105H16V104H13L14 101L12 100ZM19 98H20V99H19ZM28 98H29V100H28ZM39 98L41 99V102L45 105L44 107H43V104H41V103H40L41 106L38 105L39 102H40V99H39ZM47 98H48V99H47ZM52 98H53V99H52ZM57 98H58V99H57ZM245 98H246V100L249 99L250 101H251V100H252V101L254 100V101H253L254 103L250 102L249 100H248V101L244 100ZM7 99H8V101H7ZM10 99H11V100H10ZM17 99H18L19 101H18ZM22 99H24L25 101L23 100V101H24V102H23ZM30 99H31V103H33L34 105H36V107H35L34 105H31V103L29 102ZM33 99H34V100H33ZM35 99H36V100L39 99V100H37L38 104H37V102H36ZM54 99H55L56 101H57V100H58V101L55 103V100H54ZM59 99H61V100H59ZM235 99L240 100V101H237V100H235ZM3 100H5V101H3ZM51 100H53L54 102L51 101ZM79 100H80V101H79ZM233 100H234V101H233ZM242 100H244V101H242ZM17 101H18V102H17ZM27 101H28V103H27ZM32 101H34L35 103L32 102ZM49 101H51L50 104L48 103ZM60 101H61V102H63V101L65 102V103H64V106L66 107V110H67L68 112H69V110H71V111H70V114H71V115L74 113V115H73L74 117H73V118H71L72 116H70V114H69L66 110H65V111H66V113H68V116H67V114L65 113V111H64V113H63V112H61V113L59 112V111H62V109L57 111V109H58V106H57V105H60V104H61ZM232 101H233L234 103H233ZM236 101L239 102V103H237ZM241 101H242V102H241ZM245 101L247 102V103H246L247 105L245 104ZM256 101H257V102H256ZM261 101H262V102H261ZM6 102L9 103V104H12V105H9L8 107H9V108L11 107L10 111L16 109V110H15L16 113H15V111H11V112L13 113V114H12V113L9 111V108L7 107L8 104H7ZM19 102H23V103H19ZM25 102H26V103H25ZM44 102H45V103H44ZM52 102H53V103H52ZM59 102H60V104H58ZM211 102H212V101H211ZM243 102H244V103H243ZM46 103H47V104H46ZM51 103H52V104H51ZM83 103H82V104H83ZM229 103H230V104L233 103V106L230 105ZM255 103H257V104H255ZM260 103H261V104H260ZM18 104H19V105H18ZM54 104H55V105H54ZM82 104H81V105H82ZM228 104H229V105H228ZM234 104H235V105H234ZM236 104L239 105V106H237ZM242 104H243V105H242ZM244 104L246 105V107H249V106H250L249 108H247L249 112L247 111V109H245L246 107H245ZM5 105H6V107H5L6 109L4 108ZM14 105H15V106H14ZM22 105H24V106H22ZM27 105H28L29 107H28ZM37 105H38L39 108H37ZM47 105H51V106H47ZM62 105H63V104H61V106H62ZM88 105H89V106H88ZM91 105H92V103H91ZM214 105H215V104H214ZM240 105H242L243 108H242ZM251 105H252V106H251ZM254 105H255V106H254ZM259 105H260V109H262V110H260V111L258 110V109H259ZM262 105H263V106H262ZM13 106H14V107H13ZM19 106H21V107H20L21 110L19 109ZM25 106L28 107V108H26ZM32 106H33V107H32ZM55 106H56L57 108H56ZM68 106H69V107H68ZM92 106H93V105H92ZM230 106H231V107H230ZM236 106H237L240 110H239V109H236V108H237ZM256 106L258 107V109H256V108H257ZM12 107H13V109H12ZM24 107L26 108L27 112H24V111H25V108H24ZM34 107H35V108H34ZM51 107H52V108L55 107V108L52 109ZM59 107H60V106H59ZM65 107H61V108H65ZM85 107H86V109H85ZM219 107H217L216 110L220 109ZM251 107H252V108H251ZM17 108H18V109H17ZM33 108H34L35 110H33ZM67 108H68L69 110H68ZM90 108H91V110H90ZM211 108L213 109V111L215 110V107L213 106L212 103H211ZM241 108H242V109H241ZM253 108L255 109V111H254ZM31 109H32L33 111H35V112H30ZM37 109H38V111H37ZM41 109H42V110H41ZM46 109H47L48 111H47ZM49 109H50V110H49ZM84 109L86 110L85 113L88 114L87 116H84V115H83V113H84ZM88 109H89V110H88ZM92 109H93V110H92ZM94 109H95V110H94ZM233 109H234L235 111H234ZM243 109H244V110H243ZM4 110H5V111L8 110L10 113H8V111H7V113H8V114H7ZM51 110L54 111V112H51ZM78 110H80V111H78ZM216 110L214 111V113H216ZM220 110H221V109H220ZM245 110H246L247 112H245ZM256 110L258 111L257 114L255 113ZM19 111H20V112L22 111L23 114H26V113H27L28 116H24V115H23L22 113H20ZM41 111H42V113H41ZM49 111H50L51 113H50ZM55 111H56L58 114H56ZM91 111H92L93 115H92V113H90ZM241 111H244V112H242L243 115H242ZM250 111H251L252 113H251ZM75 112H76V113H75ZM157 112H158V111H157ZM161 112H162V111H159V115H161L160 117H162V115H163V114H160ZM209 112H210V111H209ZM211 112H212V111H211ZM211 112L208 113V114H210V115L212 116L213 113H211ZM224 112H226V113H228V114H226V113H224ZM239 112L241 113V116H244V117H242V118H244L243 120L241 119V116H240V113H239ZM253 112H254V114H253ZM29 113H30L31 115H30ZM34 113H35V115H34ZM40 113H41V114H40ZM43 113H44V114H43ZM47 113H48V114H47ZM77 113H79V114H77ZM85 113H84V114H85ZM116 113H117V115H116ZM232 113H233V114H232ZM236 113H237L238 115H236L237 118L235 119V114H236ZM244 113H245V115H244ZM250 113H251L252 115H251ZM259 113L262 114V117H261V115H260ZM5 114H6V115H5ZM16 114H17V115H16ZM37 114H38V115H37ZM39 114H40V116L42 115L43 117H40ZM45 114H46V115H50V116H46V117H45ZM54 114H55L56 116H55ZM59 114H61L62 117H61V116L58 117ZM62 114L65 115V116H63ZM75 114H76V116H75ZM80 114H82V115H80ZM86 114H85V115H86ZM90 114H91V115H90ZM94 114H95V115H94ZM109 114H110V115H109ZM206 114H207V113H206ZM225 114H226V115H225ZM246 114H247L249 117H248ZM29 115H30V116H29ZM32 115H34V117H36V118H34ZM51 115H52V117H54L55 119L52 118ZM77 115H78L79 117H78ZM89 115H90V116H89ZM107 115H108V116H107ZM210 115H209V116H210ZM213 115H215V114H213ZM231 115H232V116H231ZM4 116H6V117H4ZM15 116H16V117H21V118H16ZM22 116H23V117H22ZM66 116H67L68 118L70 117V119H68ZM80 116H81V117H80ZM91 116H93V117H91ZM98 116H101L102 118H101V117L98 118ZM103 116L106 117V118H105L106 120H104V117H103ZM110 116H111V118H109ZM112 116H113V117H112ZM157 116H158V113H157ZM207 116H208V115H207ZM207 116H206V117H207ZM233 116H234V117H233ZM245 116H247V117H245ZM254 116H255V117H254ZM257 116H259V117H257ZM24 117H26V118H24ZM29 117H30L31 120L34 119V120L32 121L33 124H31V122H29V121H30ZM50 117L52 118V120H51ZM56 117H57L58 119H57ZM60 117H61V119H60ZM63 117L66 118L65 120H66L67 122H66V121H64V122L67 123V124H63V123H64L63 120H62V119H64ZM77 117H78V118H77ZM87 117H88V118H87ZM94 117H95V118H94ZM96 117H97V119H96ZM114 117H115V118L118 117L117 120H118L119 122H117V120H116V121H113V120H115V119H113ZM125 117H126V116H125ZM163 117H164V116H163ZM251 117H252V118H251ZM256 117H257V118H256ZM260 117H261V120H259ZM2 118H4V120H3ZM7 118H8L9 120H8ZM11 118H12V119H11ZM15 118H16V119H15ZM32 118H33V119H32ZM41 118H42V120H41ZM46 118L48 119V121L51 120L50 123H49V122L47 123V121H46L47 119H46ZM74 118H75L76 120H73ZM82 118H83V119H82ZM119 118H120V119H119ZM211 118H212V117H211ZM246 118H247V119H246ZM5 119H6L7 121H10V122H11V121L13 122V119H14V122L16 121V124H18V125H19V124L23 125V127H22L23 131L19 132L20 134L14 139V141H16V140H17V141H16V142H13V144L9 143V141H7L8 138L5 137V135H6L7 131H8V129L10 130V126H9V128H8V125H10V124H9V122H7ZM10 119H11V120H10ZM19 119H21L23 122H21ZM23 119H24V120H23ZM39 119H40V121H38ZM53 119H54V120H53ZM56 119H57V120H56ZM78 119H79L80 121H79ZM84 119L88 121L87 124H91V125H89L91 128L86 124L87 121H85ZM90 119H93V120H90ZM100 119H101V120H100ZM102 119H103L104 121H102ZM111 119H112V120H111ZM126 119H128V120H127V123H126V121H125ZM207 119H208V117H207ZM222 119H223V118H222ZM253 119H254V121H253ZM257 119H258L259 121H257ZM25 120H27V121H25ZM28 120H29V121H28ZM36 120H37V121H36ZM55 120H56L57 122H58V121H59V122L57 123V122H55ZM61 120H62V121H61ZM68 120H70L69 122H71V125H72V126H70V123L68 124ZM81 120H82V121L84 120L85 122H84V121L82 122ZM120 120H121V121H120ZM241 120H242V121H241ZM246 120H247V121H246ZM249 120H250V121H249ZM251 120H252V121H251ZM44 121H45V122H44ZM73 121H77V122L79 121V123H77V122H73ZM91 121H92V122H91ZM93 121H95V122H93ZM96 121H97V123H96ZM99 121H100V123H101V124L99 123L100 126L103 125V124L105 125V127H104V125L101 126L100 130H99V127H98V125H99L98 122H99ZM105 121H107L106 124H105ZM111 121H112V122H111ZM122 121H123V122H122ZM223 121H224V122H223ZM262 121H263V122H262ZM4 122H6L8 125H6ZM18 122H20V123H18ZM24 122H25V123H24ZM28 122L31 124V126H30V124L28 125ZM53 122H54V123H53ZM60 122H61V124H60ZM89 122H90V123H89ZM109 122H111V123L117 122V123L111 124V123H109ZM246 122H247V123L249 122V123H248L249 125H248ZM250 122H252V123H250ZM253 122H254V123H253ZM256 122L258 123L257 125H256ZM260 122H261V123H260ZM22 123H23V124H22ZM36 123H37V125H36ZM41 123H44V124H41ZM45 123H46V124H45ZM74 123H75V124H74ZM80 123H81L82 126L80 125ZM83 123H85V124H83ZM95 123L97 124L96 127H98V128H97L98 130H96V129H95L96 127L93 126V125H96ZM102 123H103V124H102ZM118 123H119V124H118ZM128 123H129V124H128ZM130 123H131V124H130ZM241 123H242V124H241ZM24 124H25V126H27V127H25ZM40 124L43 126V128H42V126H41ZM47 124H49V125H47ZM51 124H52V125H51ZM53 124H54L55 126H54ZM56 124H57V125H56ZM58 124L60 125V127H61L62 129L64 128V129H63L64 132H63V130L59 127ZM92 124H93V125H92ZM107 124L110 125V128H108L109 125L107 126ZM116 124H117V125H116ZM121 124H122V125H121ZM123 124H125V125L127 124V127H126L125 125H123ZM237 124H238V123H237ZM239 124H238V125H239ZM246 124H247V125H246ZM260 124H262V125H260ZM66 125L70 126V128H72V129L68 128V126H66ZM84 125H85V126H84ZM86 125H87V126H86ZM115 125H116V126H115ZM128 125H131V126H128ZM255 125H256V127H253V126H255ZM259 125H260V127H262V129L259 127ZM1 126H2V127H1ZM4 126H5V127H4ZM6 126H7V128H6ZM29 126H30V127H29ZM37 126H38V127H41L42 130H44V133H43V131H42V132L40 131V130H41L40 128H39L40 130L37 129V128H38ZM57 126H58V127H57ZM65 126H66V127H65ZM77 126H78V127H77ZM83 126H84V127H83ZM118 126H119V129H118ZM249 126H252L253 129H252V127L250 128ZM24 127H25V128H24ZM47 127H48V128H47ZM49 127H51V128H49ZM55 127H57V128H55ZM75 127H77V128H75ZM80 127H81V128H80ZM92 127H94L93 130L95 129L94 131L92 130ZM111 127H113V130H111ZM115 127H116V129H114ZM122 127H123V128H122ZM128 127H130V129L132 128L131 131H130V129H129ZM2 128H4V129H2ZM28 128H29L30 130H29ZM52 128H54V129L52 130ZM85 128H87V129H86V130H87V131H86L87 133H85ZM103 128H104L105 131L102 130ZM105 128H106V129H105ZM121 128H122V129H121ZM247 128H248V129H247ZM6 129H7V130H6ZM27 129H28V130H27ZM46 129H47L48 131H47ZM58 129H59V130H58ZM78 129H81V130H78ZM82 129H83V130H82ZM89 129H90V130H89ZM125 129H126V130L128 129V131H126ZM235 129H236V127H235ZM249 129H250V130H249ZM251 129H252V130H251ZM256 129H257V130H256ZM5 130H6V131H5ZM24 130H25V131H24ZM34 130H35V131H34ZM51 130H52V131H51ZM61 130H62V131H61ZM68 130H69V132H68ZM71 130H72V133H70ZM73 130H74V131H73ZM77 130H78V131H77ZM88 130H89V131H88ZM106 130H107V131H106ZM115 130H116V131H115ZM123 130L125 131V133H124V134H120V133H122ZM2 131H3V133H2ZM32 131H34V132H32ZM46 131H47V132H50V133H47ZM53 131H54V132H53ZM76 131L78 132V134H76ZM79 131H81V132H80L81 134L79 133ZM92 131H93V132H92ZM95 131H96V132H95ZM97 131H98V132H97ZM103 131H104L105 133H104ZM112 131L114 132V134H115V132H117V133L115 134V136H114L113 133H111ZM118 131L120 132L119 134H118ZM124 131H123V132H124ZM129 131H130V132H129ZM255 131H256V132H255ZM22 132H23V135H21ZM24 132H26V133H24ZM29 132L31 133V135L29 134ZM36 132H37V133H36ZM55 132H56L57 134H58V132H59L58 136H56L57 134H56ZM73 132H75V133L73 134ZM82 132H84L85 135H87V136H89L88 134L90 133V137H89V139H88V137L85 136L84 133H82ZM99 132H100V133H99ZM107 132H109L108 135H107ZM127 132H128V134H127ZM244 132H246V133H244ZM257 132H258V133L261 132V133L258 134ZM1 133H2L3 135H2ZM27 133H28V134H27ZM38 133H39V134H38ZM40 133H41V135H40ZM45 133H46L47 135H46ZM62 133H63V134H62ZM91 133H93V134H91ZM94 133H96L97 135L94 134ZM253 133H254V134H253ZM7 134H8V133H7ZM24 134H25V135H24ZM32 134H34V135H32ZM37 134H38V135H37ZM48 134H50V135L48 136ZM55 134H56V135H55ZM61 134H62V135H61ZM64 134H65V135H64ZM66 134H67V136H66ZM98 134H99V136H98ZM100 134H103V137H102V136L100 137ZM111 134H112L113 136H111ZM125 134H126V136H124L125 138H126L127 136H128V138L131 136L129 139L126 138V139H127V142H128V140H129V142H128L129 144L126 142V139H125V138H124L125 140L123 139V135H125ZM233 134H231V136H232ZM235 134H236V135H237V134H238V135L241 134V135H240L241 137L238 136V135L236 136ZM242 134H243V135H242ZM247 134H248V135H247ZM251 134H252L253 136H252ZM43 135H44V136H43ZM54 135H55V137H54ZM59 135H61V137H60ZM68 135H69V136H68ZM75 135H78V136H79V135H80V136L82 135V137L85 136V140H84V141H83V140L81 141V142H83V144H81V145H85V144H86L85 146H87V149L89 150L88 152L83 151V150L81 151V147H79L78 145H76V143H74V144L72 143V147H73V148H71V149H73L72 151H74L75 153L72 152V151L69 153V148H70V147H69L68 145L64 144L65 142L62 141V140H63V137H64V140L68 142V141H69V138H70V139H71L72 137L74 138ZM92 135H93V136H92ZM105 135H106V136H105ZM117 135H118V137H117ZM132 135H133V136H132ZM246 135H247V136H246ZM249 135L251 136L252 139H254V137H255L254 141H252V140L250 139V136H249ZM35 136H37L38 138H40V136H43V137H41V138H43V139H44L45 136H47V137H49V138H50V136H51V138H52V139H50L51 141H54V138H55V141L51 143V141L49 140V138L46 139V137H45V140H48V142L51 143V144H47L48 142L46 143L45 140H43L44 143H46L45 146H47V147H53V146L55 145L54 143H55V142L58 143L59 140H60L59 142H61V143H60V146H61V147H62V145H63V146L66 145L67 147H69V148H67L68 150L65 149V148H63V149L61 148L62 151H65L64 154L62 153L63 156L61 155V152H62V151H60V149H59L60 152L58 151V152H59L58 155H61L60 158L62 157V158L60 159L59 156H58V158H59L62 162H65V163H61V161H60L59 159H56L55 156H51V157H50V156L48 155V157H47V155L42 154V152H40L39 150L36 151V152H38V153L35 154V158H33V159L31 160L32 162H31L30 160L27 161L28 158L26 159V157H25V156H27V153L25 154L24 152H26V151L22 148V147H23V142H26V141L29 139V141H33V142H31L30 144L37 143V141H35V140L37 139V137H35ZM65 136H66L67 138L69 137L68 140H67V138H65ZM80 136L77 137V138H81ZM91 136H92V137H91ZM104 136H105V137H104ZM107 136H109L110 138L108 139ZM119 136H120V137H119ZM121 136H122V137H121ZM234 136H232V137H234ZM245 136H246V138H245ZM258 136H259V137H258ZM3 137L5 138V140H6L8 143H6V142L4 141V138H3ZM20 137H21V138H20ZM28 137H29V138H28ZM93 137H95V138H93ZM114 137H115V138H114ZM17 138H18V139L20 138V139L18 140ZM32 138H33V140H32ZM58 138H59V140H58ZM60 138H61V139H60ZM86 138H87L89 141L87 140L88 143H85V144H84V142H86ZM92 138H93V139H92ZM104 138L107 139L108 141L111 140V139L113 138V139H112L113 141L111 140L110 142H108L107 140H104ZM116 138H117V139H116ZM241 138H242V139H241ZM256 138H258V140H257ZM261 138H262L263 140H262ZM56 139H57L58 141H57ZM82 139H84V138H82ZM90 139L92 140V142H91ZM94 139H95V140H96V139L98 140L97 143H95L96 141H93ZM99 139H100V140H99ZM102 139H103V140H102ZM114 139H116V140L118 141V143H117L118 145H115L117 141L114 140ZM118 139H119V140H118ZM122 139H123L124 141H123ZM247 139H250L251 141H249V140H247ZM23 140H24V141H23ZM37 140H38V139H37ZM121 140H122V141H121ZM246 140H247V141H246ZM255 140H256V141H255ZM29 141H27V142L29 143ZM34 141H35V142H34ZM101 141H103V142L101 143ZM106 141H107V142H106ZM119 141H120V142H119ZM245 141H246V142H245ZM260 141H261L263 144H262ZM18 142H19L20 145L18 144ZM62 142H63V143H62ZM74 142H75V141H74ZM90 142H91V144H93V145H90ZM121 142H122V143H121ZM124 142H125V143H124ZM131 142H132V143H135V144H132ZM259 142H260L261 144H258V145H257L256 143H259ZM5 143H6V144H10V146L8 145L9 147L7 146L8 148H6V147H5V145H6ZM14 143H15V144H14ZM94 143H95V144H94ZM119 143H120L121 145L123 144V146L120 147ZM17 144H18V145H17ZM52 144H53V145H52ZM61 144H62V145H61ZM67 144H68V143H67ZM96 144H97V145H96ZM99 144H100V145H99ZM105 144H106V146H105ZM108 144H110V145H108ZM112 144H114V146H113ZM131 144H132V145H131ZM13 145H15V147H14ZM51 145H52V146H51ZM102 145L104 146V148H105L107 151L104 150V149H102V148H103ZM107 145H108V147H107ZM124 145H125V146H124ZM142 145H143V143L141 144V142H140V146H142ZM248 145H249L250 147H248ZM17 146H18V147H17ZM74 146H78L79 148H78V147H74ZM91 146H92L93 149L90 150ZM93 146H94V147H93ZM97 146H98V147H97ZM112 146H113V147H112ZM130 146H131V147H130ZM138 146H139V145H138ZM115 147H116V148H115ZM123 147H124V148H123ZM126 147H127V148H126ZM129 147H130V148H129ZM253 147H254V149H256L255 152H254ZM255 147H256V148H255ZM9 148H10V149H9ZM11 148H12L13 150H12ZM96 148H97V149H96ZM107 148H108L109 150H111V151H109ZM112 148H113V149H112ZM119 148H120L121 150H120ZM5 149H6V150L9 149L10 151L7 150V152H6ZM15 149H17V150H15ZM22 149H23L24 151H23ZM71 149H70V150H71ZM94 149H96V151H95L96 153H94V151H92V150H94ZM114 149H115L116 151L118 150V152H117V156H118V154H119V156H120V157L122 156V158L124 157V159H121L119 156L117 157V156H116V151H115ZM124 149H125V150H124ZM128 149H129V150H128ZM66 150H67L68 152H66ZM76 150H78L79 152L76 151ZM99 150H100V154H101V155H100L99 152H98ZM101 150H102V151H101ZM119 150H120V151H119ZM123 150H124V151H123ZM126 150H127V151H126ZM4 151H5V152H4ZM18 151H19V152H18ZM21 151H22V152H21ZM103 151H104V152H103ZM108 151H109V152H108ZM112 151H113L114 153H113ZM132 151H133V153H132ZM3 152H4V153H3ZM11 152H17V153H11ZM39 152H40L41 154H40ZM82 152H83V153H82ZM85 152H86V155H85ZM89 152H90V154H89ZM91 152H93V153H91ZM102 152H103V153H102ZM105 152H106V154H108V156H104V155H105ZM110 152H111V153H110ZM124 152H125V153H124ZM128 152H129V154H128V157H127V153H128ZM134 152H135L136 154H135ZM67 153H68V155L71 154V155H70L71 157L68 156V155H65V154H67ZM73 153L75 154L74 156L72 155ZM123 153H124L126 156H125ZM4 154H5V155H4ZM15 154H17V155H15ZM18 154H19V155H22V156H19ZM47 154H49V153H47ZM53 154H55V153H52V155H53ZM82 154H84V155H82ZM91 154H92V155H91ZM97 154H98V155H97ZM111 154H112V155H111ZM113 154H115V156H113ZM132 154H133V155H132ZM7 155H8V156H7ZM14 155H15V156H14ZM24 155H25V156H24ZM36 155H38V156H36ZM42 155H43V156H42ZM80 155H81V156H80ZM87 155L93 156V159H90V158H92V157H90V156L87 157ZM94 155H95V156H94ZM129 155H130V156H129ZM257 155H256V156H257ZM9 156H10V157H9ZM18 156H19V157H22V158H19ZM66 156H67V157H66ZM76 156H77V157H76ZM79 156H80V157H79ZM84 156H85V157H84ZM97 156H98V157H97ZM111 156H112L113 158H112ZM131 156H132V158H133L132 160H131ZM139 156H141L143 159L141 160ZM262 156H263V157H262ZM8 157H9V158H8ZM17 157H18V158H17ZM27 157H28V156H27ZM40 157H41V158H40ZM69 157H70V158H69ZM72 157H73V158H72ZM81 157H83V158H81ZM94 157H96L97 159L94 158ZM125 157H127V159H126ZM134 157H136L137 159L139 158V162H140L141 164H143V165H141V164L139 165V164H138V163H139L138 160H137L136 158H134ZM251 157H252V156H251ZM253 157H255V156L253 155ZM12 158H13L14 160H13ZM23 158H25L26 160L23 159ZM44 158H45V159H44ZM49 158H50L51 160H48ZM54 158L57 160V162L59 161L60 165H59V163H56V160H55ZM64 158H65V159H64ZM66 158H67L68 160H66ZM74 158H75V159H74ZM87 158L90 159V161H89ZM100 158H101V159H100ZM115 158H116V159H115ZM118 158H119V159H118ZM3 159H4V160H3ZM20 159H21V161H20ZM37 159H38V160H37ZM52 159H54V161H53ZM69 159H71V160H69ZM80 159H81V160H80ZM82 159H84L85 161H88V162H90V163H87V162L84 163L85 161L83 160V161H84V162H83L84 164H83V163H82ZM86 159H87V160H86ZM95 159H96L97 162H99V163H96V166L93 165V163L95 162ZM98 159H100V160H98ZM103 159H104V160H103ZM108 159H109V161H108ZM120 159H121V161H120ZM125 159H126V160H125ZM134 159H135V160H134ZM5 160L8 161V162H7V163H8V166H7V163H6ZM11 160H12V161H11ZM17 160H18V161H17ZM33 160H34V162H35L36 164L33 162ZM36 160H37L38 162H37ZM40 160H41V161H40ZM44 160H45L46 164H48V165H46L45 162H42V161H44ZM65 160H66V161H65ZM72 160H73V161H72ZM93 160H94V161H93ZM106 160H107V161H106ZM116 160H117V161H116ZM118 160H119L120 162H118ZM129 160H130V161H129ZM4 161H5V162H4ZM14 161H15V162H14ZM68 161H69L70 163H69ZM75 161H76V162H75ZM77 161H80V162H77ZM100 161H101V162H100ZM103 161H104V162L106 161L105 164H106L107 167H109V171H108V168L105 169L106 166L103 164ZM110 161H111V162H110ZM115 161H116V162H115ZM122 161H123V163H121ZM124 161H127V162H124ZM132 161H133V162H132ZM141 161H142L143 163H142ZM261 161H263V162H261ZM9 162H10V163H9ZM11 162H12V163H11ZM28 162H29L30 165H28ZM39 162H40V163H39ZM47 162H48V163H47ZM51 162H52V163H51ZM53 162H54L55 164H54ZM67 162H68V163H67ZM91 162H92V164H91ZM108 162H109V163H108ZM137 162H138V163H137ZM4 163H5V166H6V167L3 166ZM14 163H15L16 166L14 165ZM20 163H21V164H20ZM32 163H34L35 165H34V164L31 165ZM43 163H44V164H43ZM49 163H50V164H49ZM107 163H108V165H107ZM118 163H119V164H123V165L118 166V165H119ZM131 163H132V164H131ZM136 163L139 165V167L141 166L142 168H138V167H137L138 165H137ZM11 164H13V165H11ZM19 164H20V165H19ZM61 164H62V165H61ZM76 164H77V165H76ZM88 164H89V165H88ZM90 164H91V165H90ZM94 164H95V163H94ZM111 164H112V166H110ZM113 164H115V165L113 166ZM124 164L127 165V166L125 167ZM130 164H131V166H129ZM133 164H135V166H134ZM258 164H259V165H258ZM43 165H44V166H43ZM57 165H58V166H57ZM65 165H66V166H65ZM67 165H68V166H67ZM71 165H72V166H71ZM79 165H80V166H79ZM97 165H99V166H97ZM102 165H103V166H102ZM116 165L118 166V168H117ZM132 165H133V166H132ZM1 166H2V167H1ZM11 166H12V167H11ZM14 166H15V167H14ZM23 166H24V167H23ZM36 166H37V168L35 169ZM47 166H48V167H47ZM50 166H51L52 170H51ZM54 166H55L56 168H55ZM69 166H70V167H69ZM73 166H74V167H73ZM75 166H76L77 170L75 169ZM87 166H88V168L85 169V167H87ZM94 166H95V167H94ZM104 166H105V167H104ZM145 166H146V167H145ZM257 166H258V167H257ZM7 167H9V168H7ZM33 167H34V168H33ZM39 167H40V169H39ZM66 167H67V168H66ZM72 167H73L74 169H73ZM79 167H81V168H79ZM83 167H84V169H83ZM89 167H90V168H89ZM93 167H94V168H93ZM97 167H98V169H97ZM112 167H113L114 169H113ZM122 167H125V168L123 169ZM127 167H129V168H127ZM132 167L135 168V169L133 168L135 171L131 170ZM143 167H144V168H143ZM256 167H257V168H256ZM10 168H12V169H10ZM17 168H18V169H17ZM20 168H21V170H25V171H21ZM23 168H24V169H23ZM45 168H47V169H45ZM71 168H72L73 170H72ZM101 168H102V169H101ZM103 168H104L105 170H104ZM110 168H111V169H110ZM115 168H117L118 170L115 169ZM121 168H122V169H121ZM126 168H127V169H126ZM136 168L138 169V171H136ZM8 169H9V170H8ZM30 169H31V170H30ZM38 169H39V170H38ZM61 169H64L63 171L66 170L65 173L62 174L61 172H63V171H62ZM67 169H68L69 171H68ZM70 169L74 172V174H76L75 176H72L73 172H71ZM89 169L91 170V171H89L90 173L93 172V173H92V176H93V177H92L91 175H89L90 173L86 172V171L89 170ZM95 169H96V170H95ZM141 169H142V170H141ZM261 169H262V170H261ZM11 170H12V171H11ZM17 170L20 171L21 173L23 172L22 175H21L20 172L17 173V172H16ZM29 170H30V171H29ZM36 170H37L38 172L40 171V172H42V173L40 174V172L38 173ZM49 170H50V171H49ZM56 170H57L58 172H56ZM59 170H60V172H59ZM78 170H79V172H78ZM94 170H95L96 172L99 171L100 174H99L98 172H97V173L94 172ZM106 170H107V172H106ZM114 170H117L116 172H117V174L119 173V174H118L119 177H117V174H116V172H115ZM119 170H120L121 172H120ZM126 170H127V171H126ZM168 170H169V169H168ZM14 171H15V172H14ZM31 171H32V172H31ZM76 171H77V172H76ZM82 171H83L84 173H83ZM101 171H102V172L104 171L103 173H105V174H104L105 176H103V175L101 174V173H102ZM113 171H114L115 173H114ZM125 171H126V172H125ZM129 171H130V172H129ZM140 171H142V173H141ZM173 171H174V170H173ZM173 171L170 170V172H172V173H174V174L176 175V173L173 172ZM253 171H254L255 173H254ZM7 172H8V175H7ZM12 172H13L14 174H13ZM33 172H34V173H33ZM43 172H44V173H43ZM47 172H49V173H47ZM50 172H51V173H50ZM52 172H53V173H52ZM67 172H69V173L67 174ZM109 172H110L112 175H111ZM112 172H113V173H112ZM127 172H128V176H130V180H129V177L127 176ZM131 172H132V173H131ZM134 172H135V173L138 172V173H136L138 179L135 178L136 175H134V174H135ZM143 172H144L145 174H147L146 177H144L145 174H143ZM146 172H148V173H146ZM170 172H168V174H169ZM207 172H209V170H208ZM207 172H203L202 175H203V176H204V175L206 176V175H207V174H206ZM212 172H211V173H212ZM216 172L218 173V175H217ZM220 172L223 173V176H222V177H221L222 173L220 174ZM16 173H17V174H16ZM35 173H36V174H35ZM55 173H56V175H55ZM77 173H78V174H77ZM86 173H87V175H86ZM108 173H109V174H108ZM120 173H121V174H120ZM122 173H123V174H122ZM133 173H134V174H133ZM172 173H170V174H172ZM11 174H13L14 176L11 175ZM23 174H25V175H23ZM26 174H27V175H26ZM29 174H30V175H29ZM31 174H32V175H31ZM39 174H40V175H39ZM43 174H44V175H43ZM50 174H51L53 177H52ZM57 174H58V175H57ZM79 174H80L81 176H80ZM83 174L86 175V177H84ZM95 174H97V175H95ZM98 174L101 175V177H100ZM113 174H114V177H113ZM124 174H125L127 177L124 176ZM129 174H130V175H129ZM138 174H139L140 176H139ZM149 174H150V175H149ZM214 174H215V175H214ZM258 174H259V175H258ZM5 175H6V177H5ZM9 175H11V176H9ZM17 175H18V176L20 175V179L18 178L19 180L17 179V177H18ZM34 175H35V176H34ZM36 175H37V176H36ZM41 175H42V176H41ZM47 175H48V176H51V177H48ZM77 175H78V176H77ZM115 175H116V176H115ZM131 175H134V176H131ZM151 175H152V177H151ZM175 175H172V176H175ZM213 175H214V176H213ZM219 175H220V176H219ZM227 175L230 176L229 174H227ZM32 176H33V177H32ZM44 176H45L46 178H45ZM62 176H63V177H62ZM67 176L69 177V178H68L69 180L67 179ZM70 176H71L72 178H71ZM79 176H80L81 178H80ZM88 176L92 177L93 179H91V178L88 177ZM97 176H98V178H97ZM107 176H109V177H107ZM120 176H122V178H120ZM123 176L125 177V179H124ZM142 176L145 178V180H146L147 182H145V180H144V178H143ZM149 176H150V177H149ZM205 176H204V177H205ZM254 176H255V177H254ZM9 177H10V178H9ZM14 177L16 178L17 182H16V180L13 179ZM21 177H23V179H22ZM28 177H29V179H27ZM39 177H42V179L39 178ZM56 177H58L59 179L61 178L60 180H61V183H62V184L60 183V181L58 180V178L56 179ZM78 177H79V178H78ZM87 177H88L89 180L87 179ZM95 177L97 178V181H96V178H95ZM103 177H105V179H104ZM116 177H117V178H116ZM141 177H142V179H141ZM147 177H149V179H148ZM213 177H214L215 179H214ZM241 177H242V178H241ZM253 177H254V179H253ZM5 178H6V179H5ZM37 178H38V179H37ZM65 178H66V179H65ZM74 178H76V179H75L76 182H75ZM99 178H100V179H99ZM113 178H114V179H113ZM115 178H116V179H115ZM126 178H127L128 180H127ZM131 178H132V179H131ZM134 178H135L136 180H135ZM232 178H233V179H232ZM255 178H256V179H255ZM10 179H12V180H11L12 182L9 181ZM24 179H25L26 181H24ZM33 179H34V180H33ZM51 179H52V180H51ZM72 179H73V180H72ZM81 179H82V180H81ZM103 179H104V180H103ZM118 179H119V180H118ZM152 179H154V180H152ZM235 179H236V180H235ZM239 179H240V180H239ZM22 180H23V181H22ZM29 180H30V181H29ZM32 180H33L34 182H33ZM45 180H46V181H45ZM48 180H50V181H48ZM55 180H56L57 182H56ZM65 180H66V182H65ZM80 180H81V181H80ZM84 180H85V181H84ZM90 180H92V181H90ZM99 180H100V181H99ZM109 180H110L111 182H109ZM113 180H114L115 182H114ZM124 180H125V181H124ZM126 180H127V181H131V184H132V181H133V185L131 186V185H130V182H127ZM149 180H150V181H149ZM230 180H231L232 182H231ZM244 180H245V182H244ZM246 180H247V181H246ZM258 180H259V182H258ZM262 180H263V181H262ZM1 181H2V180H1ZM6 181L3 182V184L6 183ZM21 181H22V182H21ZM27 181H28V183H26ZM42 181H43V182H42ZM47 181H48V182H47ZM58 181H59V182H58ZM69 181H70V182H69ZM71 181H72V182H71ZM82 181H84V182H82ZM86 181H87V182H86ZM101 181H102V182L104 181L103 184H102ZM107 181H108V183H109L110 185L107 183ZM116 181H119V182H117V183H119V184L122 186V187H121V186L118 184V188H120V189L115 188V185H116V187H117V183H116ZM135 181L138 182V183L136 184ZM141 181H142V183H140ZM153 181H154L155 183H154ZM219 181H220V180H219ZM227 181H228V183H227ZM236 181H237V183H236ZM251 181H252V182H251ZM254 181H255V182H254ZM8 182H10V183H8ZM35 182H36V183H35ZM39 182H40V183H39ZM45 182H47V183L45 184ZM53 182H55L56 184L53 183ZM64 182H65V183H64ZM90 182H91V183H90ZM125 182H126V183H125ZM150 182H152V183H150ZM225 182H226V183H225ZM233 182H235V183H233ZM240 182H242L243 185H242V183H241V185H240ZM249 182H250V183H249ZM253 182H254L256 185H255ZM1 183H2V182H1ZM20 183H23V184H20ZM32 183H33V184H32ZM34 183H35V184H34ZM37 183H38V184H37ZM50 183H51V184H54V185H51ZM58 183H59V184H58ZM68 183H69V184H68ZM72 183H73V185H72ZM75 183H76V184H77V183H80V184H78L79 187H78ZM82 183H86V184H88L89 186L86 185V184H85V185L83 184V185L85 186V187L83 188ZM97 183H98V184H97ZM99 183H100V185H99ZM106 183H107V184H106ZM112 183L114 184V186H112V185H113ZM115 183H116V184H115ZM143 183H145V184H143ZM146 183H147V186H148V187H149V184H150V188H149L150 192H148V187L146 186ZM153 183H154V184H153ZM217 183H219V182L217 181ZM220 183H221V181H220ZM220 183H219V184H220ZM230 183H231V184H230ZM244 183H246L249 187L246 186ZM257 183H258V184H257ZM3 184H2V185H3ZM12 184H13V185H12ZM15 184H16V185H15ZM19 184H20V185H19ZM26 184H27V185H26ZM48 184H49V186H48ZM57 184H58L59 186H58ZM70 184L72 185L71 187H70ZM74 184H75V185H74ZM94 184H95V185H94ZM105 184H106V185H105ZM111 184H112V185H111ZM124 184H125V186H123ZM134 184H136V185H134ZM140 184H141V185H144V186H141ZM151 184H153V185H152L153 187L151 186ZM223 184H224V185H223ZM226 184L228 185V187L230 186L229 189H227L228 187H227ZM237 184H238V187H237ZM249 184H250V185H249ZM252 184H253V185H252ZM17 185H19V186H17ZM21 185H22V186H21ZM33 185H34V186H33ZM38 185H41V186H38ZM42 185L44 186V188L42 187ZM45 185H46V186H45ZM50 185L52 186L51 188H53L54 186H55L56 188H54V190H53V189L50 188ZM61 185H63V186L65 185V186L63 187V186H61ZM102 185H103V186H102ZM104 185H105V186H104ZM220 185H221V184H220ZM232 185H233V186H232ZM234 185H235V186H234ZM239 185H240V186H239ZM254 185H255V186H258V187H260V188H261V186H262V188H261V189H260V188H256V187H254ZM259 185H260V186H259ZM6 186H7L6 184H5V186L3 185L4 188H5ZM12 186H13V187H12ZM14 186H15V188H14ZM16 186H17V187H20L22 190H19L20 188H18V190H17V187H16ZM26 186H27V188H26ZM30 186H31L32 188H33V187H34V188L31 189ZM36 186H38V187H40V188H38V187H36ZM80 186H81V187H80ZM98 186H99V187L102 186V187H100V189H99ZM127 186H128V188H127ZM129 186H130V187H129ZM136 186H137V187H136ZM138 186H139L140 188L143 187L144 190H145L146 187H147V189H146L145 191H147L148 193L145 192V191L142 190V189L140 190V188H139ZM23 187H24V188H23ZM41 187H42V189H41ZM45 187H46V188H45ZM48 187H49V188H48ZM73 187H75V188H73ZM76 187H77L78 189H76ZM86 187H88V188H86ZM90 187L93 188V189H90ZM94 187H96V188H94ZM103 187H104V189H103ZM111 187H112V188H111ZM113 187H114V188H113ZM133 187H134V188H133ZM135 187H136V188H135ZM200 187H199V188H200ZM226 187H227V188H226ZM235 187H236V188H235ZM239 187H240V189H239ZM241 187H244V188H243L244 190H242ZM13 188H14V189H13ZM25 188H26L27 190H26ZM28 188H29V189H28ZM107 188H110V189H107ZM123 188L125 189L124 191H123ZM126 188H127V189H126ZM129 188H131V189H129ZM138 188H139V189H138ZM209 188H207V189H209ZM218 188H219V189H218ZM231 188H232L233 191H234V189H235V193L231 192V191H232ZM251 188H252L253 190H252ZM254 188H255V189H254ZM5 189H7V188H5ZM39 189H40V190H39ZM75 189H76V190H75ZM84 189H85L86 192L84 191ZM86 189H87V190H86ZM88 189H89L90 191H89ZM101 189H102V191H101ZM113 189H114V190H113ZM116 189H117V190H116ZM121 189H122V190H121ZM128 189H129V191H128ZM134 189H135V190H134ZM137 189L140 190V191H138ZM220 189L222 190L221 192H223V191H224L225 193L227 192V193H226L227 196L221 194L222 196H221L220 199L223 198L224 200L222 199L221 201H224V202H221L220 200H217V199L219 198L220 195H219V192L216 191V190H219V191H220ZM249 189H250L251 192H253L252 194L250 193ZM256 189H257V191H258V192H257L258 194L255 193L256 191H254V190H256ZM258 189H259V190H258ZM262 189H263V190H262ZM12 190H13L14 192H12ZM28 190H29V191H28ZM30 190H31V193H32V194L30 193ZM33 190H34V193H33ZM46 190H47V191H46ZM50 190H51L52 192H51ZM67 190H68V189H67ZM73 190H74L75 192H74ZM78 190H79V191H78ZM98 190H99V191H98ZM133 190H134L135 192H134ZM152 190H153V189H152ZM154 190H157V188L154 189ZM227 190H228L229 192H228ZM16 191H18V193H17ZM40 191H41V192H40ZM43 191H44V192H43ZM45 191H46L47 193H46ZM55 191H56V192H55ZM65 191H66V190H65ZM83 191H84L85 193H84ZM100 191H101V192H100ZM120 191H121V194H120ZM126 191H127V192H126ZM131 191H132L133 193H132ZM136 191H137V192H136ZM143 191H144V192H143ZM240 191H243L242 194H241ZM244 191H245V192H244ZM246 191H247V192H246ZM259 191H260V192H259ZM15 192H16L17 194H16ZM20 192H22L23 194L20 193ZM35 192H39L40 194H38V193L35 194ZM63 192H64V191H63ZM76 192H78V194H77ZM79 192H80V193L82 192L81 195H80ZM87 192H88V195H91V196H93V197L89 198V196L87 195ZM92 192H93V193H92ZM112 192H113V193H112ZM130 192H131L133 195H132V194L129 195ZM207 192H208V190H207ZM217 192H218V195H219L218 198H216V197H217V196H216ZM224 192H223V193H224ZM230 192H231V194L228 195V193H230ZM238 192H240V195H239V194H236V193H238ZM14 193H15L16 195H15ZM41 193L44 194V195H42ZM110 193H111L112 195H111ZM118 193H119V195H118ZM124 193H127V194L125 195ZM135 193H136V195H135ZM141 193H142L143 195H142ZM145 193H146L147 195H146ZM232 193H233V195H232ZM243 193H244V194H243ZM259 193H260V194H259ZM18 194H19V195H18ZM48 194H49V195H48ZM83 194H86V196H87L88 198H87L85 195H83ZM98 194H99V195H98ZM104 194H105V195H104ZM114 194H115V195H114ZM139 194H140V195H139ZM148 194H149V195H148ZM256 194H257V195H260V197H259V196L257 197ZM17 195H18L19 197H18ZM21 195H23V196H21ZM28 195H30L31 198L28 197ZM32 195H33V196H32ZM35 195H36V196H35ZM37 195H38V196L40 195V196H39L40 198H39ZM46 195H47V198H48V199H46ZM50 195H51V196H50ZM76 195H77V197H76ZM103 195H104V196H103ZM109 195H110V196H109ZM127 195H129V197H128ZM137 195H138V196H137ZM145 195H146V196H145ZM150 195H152V196H150ZM234 195H235V196H234ZM236 195H239L240 197L242 196V198H238L239 196L237 197ZM245 195H248V196H245ZM249 195L252 196V197H250ZM253 195H255V196H253ZM26 196H27V197H26ZM43 196H44V197H43ZM78 196H79V197H78ZM80 196H84V197L80 198ZM97 196H98V197H97ZM102 196H103V197H102ZM133 196H136V197L138 198V201H137V199L135 200V199H134L135 197H133ZM139 196H140V197H139ZM141 196H142V197H141ZM224 196H225V197H224ZM261 196H262V197H261ZM16 197H18V201H17V198H16ZM24 197H25V198H24ZM35 197H36V199H33V198H35ZM49 197H50V198H49ZM75 197H76L77 199H76ZM123 197H125V198H123ZM131 197H132V198H131ZM143 197H144V198H143ZM147 197H148V198H147ZM232 197H233V198H232ZM243 197H244V198H243ZM254 197L258 198V199L255 198V199H256V202H254V205H256L255 203H259V202H257V200L260 201V199H261V200L263 199V200H262L263 203H262V201L260 202V204H262V205L260 206V204H259V206H260L263 210H261V208H260L261 211H257V210H255V209L257 208L256 206H258V205H256V206L253 205V206L255 207V209H254L255 212H254V211H253V208H254V207L251 205V207H253V208H251V207L249 206V204H247L248 201H249V199H253ZM19 198H20V199H19ZM41 198H43V199H41ZM78 198H79V199H78ZM83 198H85V199H83ZM107 198H108V199H107ZM122 198H123V199H122ZM127 198L129 199V201L127 200ZM130 198H131L132 200H133V199H134V200L132 201V200H130ZM145 198H147V199H145ZM149 198H150V199H149ZM225 198H226V199H225ZM230 198H231V199H230ZM245 198H248V199L246 200ZM25 199H26V200H25ZM31 199L34 200L35 203L32 202ZM39 199H40V200H39ZM80 199H81V200H80ZM82 199H83V200H82ZM86 199H87V200H86ZM89 199H91L92 201L89 200ZM97 199H98V200H97ZM101 199H102L103 201H102ZM104 199H107V200H104ZM111 199H112V200H111ZM114 199H115V200H114ZM117 199H118V200H117ZM119 199H120V200H119ZM153 199H154V200H153ZM156 199H157V202H155ZM227 199H228V200H227ZM236 199H238L239 202H237L238 200H237V201H234V200H236ZM240 199H241V200L243 199L244 203H243V201H241ZM255 199H254V200H255ZM19 200H21L22 202L25 200V201L23 202V204H24L25 202H27L28 200H30V201L27 202V203H28L27 205L24 204L25 206H23V207H26V206H27V207H26L27 210H26V208L24 209V208L22 207V204H21L22 202L20 201V202H21V203H20ZM43 200H44V201L46 200V201L43 202ZM76 200H78V201H76ZM79 200L81 201V204H83V205L80 206V204H79L80 201H79ZM93 200H94V201H93ZM96 200H97V201H96ZM100 200H101V202H100ZM110 200H111V201H110ZM116 200H117V201H116ZM125 200H127V201H125ZM141 200H143V201H141ZM144 200H145V201H144ZM149 200H150L151 202H152V201H153V202L151 203ZM158 200H159L160 202H161V201H162V202H161V203H158ZM229 200H231V202H228ZM40 201H41L42 203H41ZM47 201H49L50 203L47 202ZM89 201L94 202V203H90ZM107 201H108V202H107ZM109 201H110V202H109ZM124 201H125V202H124ZM147 201H148V203L146 204ZM211 201H212L213 204L211 203ZM218 201H219V203L221 202V203H220L221 205H219ZM226 201H227V202H226ZM240 201H241V202H240ZM16 202H17V203H16ZM37 202H38V203H37ZM76 202H77V203H76ZM96 202H97L98 205L96 204ZM99 202H100L101 204L104 202V204H102V208L104 207L105 210L107 209L106 211L104 210V208H103V209L101 208V206H100L101 204H100ZM105 202H106V203H105ZM116 202H117V203H116ZM118 202H119V203H118ZM131 202H132L133 204H132ZM135 202H137L136 204H138V202H140V204L136 205ZM141 202H142V203H141ZM149 202H150L151 204H150ZM198 202H199V203H198ZM204 202H205V204H204ZM216 202H217V203H216ZM30 203H31V205H30ZM32 203H34V204H32ZM40 203H41V204H40ZM45 203H46V204H45ZM84 203H87V204H84ZM128 203H130V204L128 205ZM143 203H144V204H143ZM154 203H155V204L157 203V205L154 206ZM200 203H203V206H202ZM222 203H227V204H224L226 207H225L224 205H222ZM228 203H229V204H228ZM230 203H232V204H230ZM240 203H241V204H240ZM43 204H44V205H43ZM48 204H49V205H48ZM74 204H75V205H74ZM90 204H91V205H90ZM113 204H116L117 206H115V207H117V208H115ZM123 204H124L125 206H124ZM152 204H153V205H152ZM174 204H175V203H174ZM206 204H207V205H206ZM215 204H217V205H215ZM234 204H235V205H234ZM239 204H240V205H239ZM244 204H245V205L247 204L248 206H244ZM18 205H19V207H18ZM29 205L31 206V208H30ZM32 205H33V206H32ZM34 205H36V207H35ZM77 205H78V206H77ZM88 205H89L90 207H89ZM104 205H105V206H104ZM107 205H108V206H107ZM119 205H120V206H119ZM139 205H141V206L138 208ZM143 205H144V206H143ZM145 205H150V206L152 205V206H151V207H150V206H149V207H148V206L145 207ZM158 205H159V206H158ZM177 205H178V206H177ZM200 205H201V206H200ZM204 205H206V206H204ZM211 205H212V207H214L213 209H215V207H216V209H217L218 211H217V210H214V211H217V213H216V212L214 213L213 209H211L212 207H210ZM218 205H219V206H224V207H225V210L223 211L224 208H222V210H221V207H219ZM232 205H233V207H232ZM242 205H243V206H242ZM37 206H38L39 209L42 207L41 210H39V209L37 208ZM39 206H40V207H39ZM43 206H44L45 208H44ZM46 206H47V207H46ZM76 206H77V207H80V208H77ZM83 206H84L85 208H88V209L91 208V209H89V210L87 209L88 211H90V210H91V211H90V212H87V210H86L85 208H83ZM110 206H111V207H110ZM126 206H127V209L124 211V209H125ZM133 206H134V207H133ZM153 206H154V208L157 206V207H156L157 210H155V209L153 208ZM161 206H162L163 208H162ZM195 206H196V207H195ZM217 206H218V207H217ZM236 206H237V207H236ZM238 206H239V208L241 207V209H239ZM259 206H258V210H259ZM17 207H18V208H17ZM34 207L37 208V209H35ZM81 207H82L84 210H82ZM99 207H100V208H99ZM106 207H107V208H106ZM112 207H113V208H112ZM129 207H130V209H129ZM136 207H137L138 209H137ZM144 207H145L146 209H145ZM159 207H160V211H161V213L159 212ZM178 207H179V210H178V211H179L180 213H181L183 210H185V211L187 212V213H186V217H185L184 215H182V214H181V215L179 214L180 217L177 216L178 213H179V212L177 211ZM192 207H193V206H192ZM206 207H207V208H206ZM230 207H232V209H231ZM246 207H247V208L249 207V208L247 209ZM22 208H23L24 210H23ZM32 208H33V209H32ZM48 208H49V209H48ZM76 208H77L78 210H77ZM92 208H93V210H92ZM94 208H96V209H94ZM148 208H149V209H148ZM151 208H152V209H151ZM165 208H167V207H165ZM171 208L174 209V210H172ZM218 208H220V209H218ZM226 208H227V209L230 208V209L233 210V211L237 208L238 210L236 209L235 211H238V212H241V211H239V210H242V209H244L245 211L242 212V213H236V212L234 211L235 214H234V212L232 211V213H233L234 215H236V216L234 217V215L230 212L231 210H230V209L226 210ZM15 209H16V210H15ZM18 209H19V210H18ZM44 209H46V210H44ZM74 209H75V210H74ZM117 209H118L119 211H118ZM147 209H148V210H147ZM150 209H151V212L153 211V213L156 211V212L154 213V215H153V213H152V217H151V214H149V213H150ZM162 209H163V212H162ZM169 209H170V210H169ZM206 209H207V212H205ZM209 209H211L210 211H212V213L209 211ZM249 209H251V211H253L254 213H253V214H249V213L251 212ZM9 210H10V209H9ZM13 210H12V211L10 210V211L13 213V212H14ZM33 210H34V211H33ZM38 210H39V212H38ZM79 210H80V211H79ZM81 210H82V212H81ZM95 210H97V211H95ZM134 210H135V212H134ZM140 210H141L142 212H141ZM180 210H181V211H180ZM194 210H196V211H194ZM200 210H203L204 213H203L202 211L200 212ZM204 210H205V211H204ZM247 210H249L250 212H249V213H246ZM25 211H24V213L26 214ZM36 211H37V212H36ZM78 211H79V213H78ZM93 211H94V213L97 214V215H96V214H95V215H96V218H97L98 220L95 218V216H94V217H91V216L94 215V213L92 214ZM102 211H103V212H102ZM112 211H115V212H112ZM117 211H118V214H120V213H121V214H120V215L116 214ZM120 211H121V212H120ZM129 211H130V214H129ZM144 211H145V213H144ZM170 211H171V212H175V211H176L177 213L175 212V213H176V215H175V213H171ZM226 211H227V213H226ZM228 211H229V212H228ZM242 211H243V210H242ZM256 211H257V212H256ZM262 211H263V216H261ZM19 212H20V213H19ZM33 212H34V213H33ZM47 212H48V214H47V218H46V214H45V213H47ZM80 212H81V213H80ZM111 212H112V213H111ZM148 212H149V213H148ZM157 212H159V213H157ZM166 212H168V213H166ZM183 212H184V211H183ZM188 212H189V213H188ZM194 212H195V213H194ZM196 212L199 214V216H197V217H195ZM219 212H221L222 214L219 213ZM223 212H224L225 214H230V215H228V217L231 216L230 219L235 218V219H233L234 221L232 220L233 222H231V220H230L229 218H227V216L224 215ZM259 212H261V214H260ZM32 213H33V216H32L33 218H37L38 216H39V217H38L36 220L33 219V218L31 217ZM35 213H36V214H35ZM49 213H50V215H51V218L49 217ZM89 213H90L91 216H90V215L88 216ZM98 213H99V214H98ZM102 213H103V215H102ZM104 213L107 214V215H105ZM124 213H128V215H130L131 217L129 216V217H128L129 219H128V218H127L128 215L126 214V216H125ZM137 213L139 214L138 216H140V215H141V216L138 217V216H137ZM142 213H144V214H142ZM165 213H166V214H165ZM200 213L203 214V215H201V218H199V217H200ZM205 213H206V215H205ZM207 213H208V214H207ZM218 213H219L220 215H219ZM251 213H252V212H251ZM256 213H257V215L260 214L259 216H261V217L258 218V216L256 215L257 217H256V216H253V218L255 217V218H254L255 220H253L252 217L250 218V216H252V215H254V214H256ZM34 214H35V215H34ZM43 214H44V215H43ZM110 214H111V215H110ZM112 214H113V215H112ZM133 214H136V216L133 215ZM145 214H147V215L145 216ZM157 214H158V215H157ZM161 214H162L163 216H164V215L166 216V215L168 214L167 216H168L169 218H168V217H165V216H164V217L162 216V218H163L164 220H163L162 218L160 219L159 217H161V216H160ZM173 214L175 215L174 218L177 216V217L174 219L175 223H174V222H171V221H173V220H172V219H173ZM188 214H191V215L189 216ZM192 214H193L194 216H192ZM210 214H211V216H209ZM212 214H214V215L216 214V215L214 216V215H212ZM217 214H218V216H219L220 218H221V217H222V218L220 219V218L217 216ZM231 214H232V215H231ZM238 214H239V216H238L239 219L236 218ZM241 214H242V217H243V218L241 217ZM243 214H244L245 216H244ZM12 215H13V214H12ZM12 215H11V217H12ZM40 215H41V216H40ZM85 215H86L87 217H85ZM98 215H99V216L101 215V216L99 217ZM108 215H110V218L108 217ZM142 215H143V216H142ZM148 215H149V216H148ZM155 215H156V216H155ZM170 215H171V216H170ZM187 215H188V217H189L191 220L187 217ZM207 215H208V216H207ZM222 215L227 219L228 222L230 221L231 224H230V223H227V221H225L226 219H225ZM246 215H250V216H249L250 219H249ZM15 216H16V214H14V219H15ZM34 216H35V217H34ZM43 216H44V217H43ZM73 216H72V217H73ZM97 216H98V217H97ZM120 216H121V217H120ZM122 216H123V218H125V219H123ZM154 216L157 217V218L159 219V220H158V219L156 218V224H154V222H155V219H153V218H155ZM181 216H182V217H181ZM183 216H184V217H183ZM202 216H203V217H202ZM205 216H206V217H205ZM212 216H214L215 219H214V217H212ZM216 216H217L219 219H218ZM232 216H233V217H232ZM24 217H25V216H22V218H24ZM30 217H31V218H30ZM48 217H49L50 219H49ZM55 217H56V216H55ZM70 217H71V216H68L67 219L70 218ZM102 217H103V218H102ZM114 217H117V218H114ZM136 217H137V218H136ZM145 217H146V218H145ZM148 217H150V218H148ZM178 217H179V219L182 218L181 221L179 220V222L176 221V220L178 219ZM191 217H192V218H191ZM194 217L197 218L198 220H196ZM204 217H205V219H204ZM245 217H246V218H245ZM17 218H16V219H17ZM28 218H25V219H28ZM41 218H43V219H41ZM58 218L60 219V217H58ZM91 218H92V220H91ZM126 218H127V220H126ZM143 218H145V219L142 220ZM166 218H167V220H166ZM183 218H185L186 220L183 219ZM193 218H194L195 220H194ZM211 218H212V220H210ZM216 218H217V219H216ZM247 218H248V220H247ZM32 219L35 220V222H34ZM46 219H47V220H46ZM74 219H75V220H74ZM95 219H96L97 223H96V222H93V221H95ZM99 219H100V220H99ZM109 219H110V220H109ZM119 219H120V221H119ZM122 219H123V220H122ZM140 219H141V221H138V220H140ZM169 219H170V220H169ZM188 219H189L190 221H189ZM202 219H203V223L201 222ZM223 219H224V221H223ZM240 219H241V220H240ZM244 219H245V220H244ZM259 219H260V220H259ZM261 219H263V220L261 221ZM52 220H53V221H52ZM55 220H56L58 223H55V222H56ZM71 220H72V223H71V222L69 223V221H71ZM106 220H107V221H106ZM128 220H129V223H128ZM149 220H150V223H149ZM151 220H153L154 222L151 221ZM157 220H158V222H157ZM161 220H163V221H161ZM187 220H188V221H187ZM192 220H194V223H193ZM199 220H200V221H199ZM220 220H222V221H220ZM236 220H237V222H236L237 225H236V223H235ZM246 220H247L248 222L251 220V221L255 224V225H254V224L251 222L255 227H253L252 224H250V222H249V224H248V222H247ZM256 220L259 221V222L257 221V224H258V223H260V224L257 225V224L255 223ZM36 221H38V223H39L38 225H36V224H37ZM46 221H48V222H46ZM54 221H55V222H54ZM89 221H90V222H89ZM91 221H92V222H91ZM116 221H117V222H116ZM123 221H124V222H123ZM126 221H127V225L129 224V225L127 226L128 228H127L126 225H125V222H126ZM134 221H135V223H134ZM142 221H145V222H142ZM164 221H165L166 223H167V222H170V224H171V223H172V224H171V225H169V223H167V224L165 223V224H164V223H163ZM183 221H184V222H183ZM214 221H216V222H214ZM218 221H219V223H218ZM238 221H240V222H238ZM112 222H113V223H112ZM121 222H122V223H121ZM131 222H132V223H131ZM139 222H140V223H139ZM180 222H181V223H180ZM185 222H186V223H185ZM187 222H188V223H187ZM200 222H201V223H200ZM209 222H213V224H211V223L209 224ZM220 222H221V224H220ZM242 222H243V223H242ZM246 222H247V223H246ZM261 222H262L263 224H262ZM43 223H44V224H43ZM45 223H46L47 225H45ZM50 223H51V224H50ZM59 223H60V224H59ZM73 223H74V224H73ZM76 223H77L78 225H77ZM92 223H93V224H92ZM111 223H112L113 226L116 224L115 227H113V226L111 225ZM142 223H143V224H142ZM148 223H149L150 226H148ZM151 223H152L153 226H155V228L157 227V229L154 230V228H152L153 226L151 225ZM157 223H160V224L157 225ZM176 223H178V225H177ZM195 223H196V224H195ZM217 223H218V225H217ZM223 223H224V224H223ZM234 223H235V224H234ZM238 223H240L242 226H240V224H238ZM245 223H246V224H245ZM31 224H32V226H34V224H35V226H36L37 228H34L35 226L32 228ZM41 224H43V225H41ZM54 224L58 225L59 227H58V226H57V227H52ZM117 224H118V225H117ZM121 224H122V225H121ZM123 224L125 225L126 228H125V227H122V226H124ZM131 224L133 225V227H132ZM140 224H142V226H141L142 228H143L144 225H145V227H144L145 229H144V228L142 229V228L140 227ZM175 224H176V225H175ZM180 224H181V225H180ZM182 224H184V225L182 226ZM193 224H195V225H193ZM203 224H204V225L206 224V226H205L206 228H205L204 226H202ZM215 224H216V225H215ZM222 224H223V226H221ZM228 224H230V225H228ZM233 224L238 228V230H239L238 232L236 231L237 228L234 227ZM3 225L5 226V224H3ZM40 225L44 227V230H43V227L41 228ZM49 225H50V226H49ZM62 225H64V226H62ZM107 225H108V226H107ZM137 225H138V228H137ZM159 225H160V226H159ZM161 225L163 226V228H161V227H162ZM179 225H180V226H179ZM186 225H187V226H186ZM189 225H193L194 227H193V226H190V227H189ZM196 225H199V226L197 227ZM208 225H209V226H208ZM213 225H215V226H213ZM219 225H220V226H219ZM225 225H226V228H225ZM227 225H228V226H227ZM238 225H239V226H238ZM249 225L252 227V229H251L252 234H254V233H257V234H254V235L251 234V231H250V228H251V227H249ZM261 225H262V227H261ZM26 226H27V225H26ZM45 226H47L48 229H46L47 227L45 228ZM54 226H55V225H54ZM61 226H62L63 228H60ZM109 226H111V227H109ZM118 226L120 227V230L122 229L123 231H122V230L120 231L119 229L117 230ZM135 226H136V227H135ZM172 226H173V227H172ZM176 226H178V227H176ZM184 226H185V227H184ZM218 226H219V228L221 227V229H219ZM245 226H246V229L249 228V229H248V231H250L249 233H248V231H246V229H243V227H245ZM247 226H248V227H247ZM257 226H259V227H258L259 229L256 228ZM0 227H3V226H0ZM38 227H39V228H38ZM50 227H52L53 229L50 228ZM81 227H82V226H81ZM130 227H132L133 229L130 228ZM148 227H149V228H148ZM158 227H159V228H158ZM175 227L177 228L176 230H175ZM179 227H180V229H179ZM188 227H189V228H188ZM191 227H193V228H191ZM196 227H197V228H196ZM200 227H201V228H200ZM202 227L204 228V230H203ZM210 227H211V228H210ZM229 227H230V228H229ZM241 227H242V229H240ZM30 228H32V231H30V230H31ZM59 228L62 229V231H63V229H64V231H65V229L68 228V229H66V230H67V231L69 230V233H71V234H69V233L67 234V231L65 232V233H66V234H65V233L62 232ZM110 228H111L112 230H111ZM135 228H136V229H135ZM139 228H141V229H139ZM186 228H187V229H190V230H187ZM212 228H214V230H216V229H218V230H216V231L214 232V230H213ZM215 228H216V229H215ZM222 228H224V231H223ZM262 228H263V229H262ZM37 229H38V230H37ZM55 229H57L58 231L55 230ZM91 229H90V230H91ZM113 229H115V233L113 232ZM125 229H126V230H125ZM131 229H132L134 232H133ZM137 229H139V231H138ZM150 229H151V230H150ZM164 229H166V230H164ZM167 229H168V230H167ZM169 229H170V231H169ZM183 229H185V230L183 231ZM192 229H193V230H192ZM196 229H197V230H196ZM198 229H199V230H198ZM234 229H235V230H234ZM254 229H256L257 231L254 230ZM260 229H262V230H260ZM51 230H53V231L51 232ZM105 230H106V231H105ZM110 230H111V231H110ZM136 230L138 231V233H137ZM142 230H143L145 233L142 232ZM145 230H146V231H145ZM152 230L155 231V232L153 231L155 235H154V234H151V233H153ZM160 230H162V231H160ZM174 230H175V231H174ZM191 230H192V232H191ZM194 230H195V231H194ZM209 230H210V231H209ZM219 230H220V231H219ZM226 230H227V231H226ZM230 230H231V232H229ZM233 230H234L235 232H234ZM244 230H245V232H244ZM38 231H39V232H38ZM56 231L59 232V233L62 232V235H61V233L59 234L61 237H60L59 235H57L58 233H57ZM109 231H110V232H109ZM117 231H118V232H117ZM125 231H126V233H125ZM127 231L130 232V233H127ZM147 231H148V232H147ZM150 231H151V232H150ZM157 231H158V232H157ZM159 231H160L161 234L159 233ZM167 231L169 232V234L167 233ZM171 231H172V232H171ZM173 231H174V233H173ZM178 231H180V233H179ZM188 231H189V232H188ZM205 231H206V232H205ZM208 231H209V233L207 234ZM217 231H218V232H217ZM242 231H243L246 235H248V238H249V239L246 238L247 236H245V234H244V235H240V234H243ZM255 231H256V232H255ZM261 231H262L263 233H262ZM53 232H54V233H53ZM108 232H109V233H108ZM122 232L124 233V235H123V234H120V233H122ZM162 232H164V234H163ZM176 232H177V233H176ZM181 232H182V236L184 235L183 237H185V238H183V240L186 241V242H182V240H179V239H182V238H180V236H181ZM190 232H191L194 236L196 235L195 237H196V239H197V242L199 241V242H198L199 244H198V246H197L198 248H196V245H197V242H195L196 239H194L195 237H194L193 235H190V234H191ZM194 232H195V233L198 232V233H197V234H194ZM199 232L202 233V237H203L204 240H206V241H203V240H202L203 238H200V237H201V233H200V235H199ZM221 232H222V233H221ZM224 232H225V233H224ZM239 232H240V234H239ZM37 233L34 232V233L31 234V236H33V234L37 235ZM52 233H53V234H52ZM106 233H107V234H106ZM118 233H119V234H118ZM133 233H134V234H133ZM136 233H137V235H135ZM141 233H142V234H141ZM143 233H144L145 235H144ZM146 233H148L149 238H148V236H147ZM149 233H150V235H149ZM157 233H158L159 236L157 235ZM175 233H176V235H174ZM187 233H188V234H187ZM228 233H229V234H228ZM231 233H233V234H231ZM234 233H235V235H237L236 238H235V236H233ZM237 233H238V234H237ZM258 233H259V234L261 233V235H259ZM54 234H55V236H54ZM64 234H65L66 236H65ZM74 234H75V235H74ZM112 234H113V235H112ZM116 234H117V236H116ZM125 234H126V235H125ZM128 234H130V235H128ZM165 234H166L167 236H166ZM177 234H179L180 236L177 235ZM185 234H186V235H185ZM210 234H211V235H210ZM249 234H250V235H249ZM28 235H29V234H28ZM35 235H34V236H35ZM56 235L59 236V237H58L59 240H57V242H59L60 245H59V243H56V244L53 245V243H55V242H53V239L56 238ZM68 235H74V236H73V237L71 236L72 239L70 240V239H67V238H68ZM77 235H79V236L77 237ZM118 235H120V236H118ZM121 235H123V236H121ZM143 235L147 238V240H146V238H143V237H144ZM151 235H152V236H151ZM160 235H162V239H161ZM168 235H170V236H168ZM173 235H174V237H173ZM189 235H190V236H189ZM197 235H199L200 237L197 236ZM203 235H204V236H203ZM218 235H219V236H218ZM220 235H222V236H220ZM229 235H230V236H229ZM238 235H240V237L244 236V237H242L243 240H244V242H242V243H243L244 245H246L247 247L244 246V245H242V244H240L242 239H240ZM29 236H30V235H29ZM124 236H126V237H124ZM128 236H130V237L132 238V239H131V242L133 241L132 243L128 241V240H130ZM135 236H136V237H135ZM141 236H142V237H141ZM150 236H151V238H150ZM153 236H154V237H153ZM176 236L179 237V238L174 240L173 238H176ZM207 236H208L209 238H210V237H212V238L209 239ZM213 236H214V237H213ZM216 236H217L218 240H217ZM227 236H228V238L230 237L229 240L227 239ZM253 236H254L255 239H253ZM256 236H257V238H256ZM260 236H261L262 238H261ZM43 237H42V238H43ZM51 237H53L52 240L50 239ZM116 237H117L118 239H117ZM123 237H124V238H123ZM133 237H134V239H133ZM140 237H141V238H140ZM157 237H158V238H157ZM163 237H166V239L168 238L169 240H170V239H173V240H172V243H174V244H173V245L170 244V243H171V240H170V241H169L168 239L166 240V239L163 238ZM193 237H194V238H193ZM221 237L224 238V241H226V242H224V241L222 240ZM231 237H233V238L231 239ZM60 238H61V239H60ZM155 238H156L157 240H153V239H155ZM207 238H208V239H207ZM219 238H220V239H219ZM234 238H235V239H234ZM237 238H238L239 240H238ZM258 238H261V239L259 240ZM44 239H45V237H44L42 240H44ZM63 239L65 240V241H64V244H66V247H64L65 245H64L63 242H62ZM76 239H77V240H76ZM113 239H114V240H113ZM119 239H120V240L123 239V240H121L122 242H121ZM125 239H127V240H125ZM135 239H136V243H135ZM141 239H142V240H141ZM164 239H165V240H164ZM188 239H193V241H192V240L189 241ZM198 239H199V240H198ZM245 239L247 240V242H246ZM251 239L254 240L253 243H252ZM256 239H257V240H256ZM263 239H264V238H263ZM45 240H46V239H45ZM67 240H68V241H67ZM73 240H74V241H73ZM75 240H76V241H75ZM78 240H80V241H78ZM112 240H113V241H117V242L114 243V242H112ZM118 240H119V241H118ZM158 240H159V241H158ZM160 240H161V241H160ZM200 240H201V241H200ZM208 240H209V241H208ZM219 240H220V241H219ZM227 240H228V241H227ZM230 240H231V241H230ZM232 240H233V241H232ZM234 240H235V241H234ZM243 240H242V241H243ZM249 240H250L251 242H250ZM255 240H256V243L260 241V242H262V244H261L260 242L256 244V243H255ZM258 240H259V241H258ZM51 241H52L53 243H52ZM54 241H55V240H54ZM66 241H67V242H66ZM71 241H73V243H72ZM137 241L140 242V243H138ZM141 241H142V242H141ZM144 241H145V243H144ZM147 241H148V242H147ZM153 241H154V242H153ZM166 241H167V242H166ZM187 241H188V242H187ZM202 241H203V243H202ZM213 241H214L215 243H213ZM217 241H218V242H217ZM222 241L225 243V245L228 243L229 246H225L224 243H221ZM238 241H239V242H238ZM43 242H44V241H43ZM43 242H42V243H43ZM49 242H48V239H47L46 243L44 242V244H48ZM65 242H66V243H65ZM70 242H71V244H73V246L70 244ZM74 242H76V244H77V243H78V244L75 245ZM79 242H80V243H79ZM128 242H129L130 244H129ZM159 242H160V245H159ZM163 242H164V243H163ZM165 242H166V243H165ZM169 242H170V243H169ZM176 242H177V243H176ZM179 242H180V243H179ZM205 242H207V245H206ZM208 242L211 243V244H209ZM231 242H233L232 245H231ZM234 242L237 243L236 247H237V246L239 247V248H238V247H237V248L240 250V255H239V253L237 254V251L239 252V250H236L237 248L234 247L235 244H236V243H234ZM248 242L250 243V245L245 244V243H248ZM61 243H62V244H61ZM67 243H69V244L71 245L72 248L70 247V245H67ZM93 243H94V244H93ZM110 243H111V244H110ZM116 243H117V244H116ZM123 243H124V244H123ZM153 243H155V245H154ZM162 243L165 244V245H163ZM167 243H169V244H167ZM181 243H182V244H181ZM185 243H188V244L190 243V244H189V247H188V244H185ZM191 243H192V244L194 243V244L192 245ZM200 243H202V244H200ZM217 243H218L219 245H220V244H223V246H222V245H220V246L218 245V246H217V245H216ZM238 243H239V244H238ZM81 244H82V243H81ZM89 244H90L91 246H90ZM106 244H107V245H106ZM108 244H109V245H108ZM112 244H113V247H112ZM114 244H115V245H114ZM119 244H121V245H119ZM125 244H127V245H129V246H130L131 244H132V245L129 247V246H126ZM133 244H134V246H133ZM142 244H143V245H142ZM144 244H145V245H144ZM148 244L151 245L152 248H150L151 246L149 247ZM156 244L159 245L160 248H159L158 246H156ZM212 244H213V246H212ZM228 244H227V245H228ZM258 244H260L261 246L258 245ZM62 245H63V246H62ZM74 245H75V246H74ZM93 245L96 246V248H97L99 251H101V252H99L97 249H93ZM116 245H117V246H116ZM122 245H125V247H127V248H125V249H127V250L123 249L124 247H123ZM166 245H167L168 247H167ZM169 245H170V246H169ZM171 245H172V246H171ZM181 245H182V246H181ZM184 245H185V246H184ZM190 245H191V247H190ZM203 245H204V246H203ZM205 245H206V247H205ZM208 245H209V246L211 245L212 250H211V249H210L209 251L207 250V246H208ZM214 245H216V246L219 247V248H217V247L214 246ZM230 245H231L232 247H230ZM240 245H241V246H240ZM253 245H254V247H253ZM255 245H258V246H255ZM59 246H62V247H64V248H61V247H59ZM67 246H68V249L71 248L70 250H72L73 247H74L75 249H73V250L69 253L70 250L65 249V248H67ZM108 246H110L111 248L108 247ZM114 246H115L116 249H114ZM120 246H121L122 248H121ZM135 246H137V248H136ZM145 246H146V247H145ZM155 246H156V247H155ZM178 246L176 247V250L178 249ZM242 246H243V247H242ZM104 247H105V248H104ZM106 247H107V248H106ZM117 247H118V248H117ZM119 247L122 249V252H121V250L119 249ZM131 247H132V248H131ZM139 247H140L141 249H140ZM143 247H144V250L146 249L145 251H143ZM153 247H154V249H153ZM163 247H165L166 249L163 248ZM170 247H171V248H170ZM186 247H187L188 249H187ZM203 247L206 248V250L204 249V251H203ZM211 247H210V248H211ZM215 247H216V248H215ZM222 247H224L222 250H224L225 253H224V251L220 250ZM227 247H228V248H227ZM233 247H234V248H233ZM240 247H242V248H241L242 250L240 249ZM245 247H246V248H245ZM249 247H250V248L252 247V250H253V251H250L251 249H249ZM255 247H256V248H255ZM260 247H261V248H260ZM94 248H95V247H94ZM128 248L131 249V250L129 249L130 254H128V253H129V252H128ZM133 248H134V249H133ZM138 248H139L140 250H138ZM148 248L150 249V251H149ZM158 248H159V249H158ZM194 248H196V249H194ZM201 248H202V249H201ZM244 248H245V249H244ZM253 248H254V249H253ZM258 248H259V250H256V249H258ZM61 249H63V250H61ZM91 249H92V250H91ZM105 249H106V250H105ZM117 249H118V250H117ZM147 249H148V250H147ZM155 249H156V250H155ZM168 249H169V251H168ZM172 249H173L174 251H173ZM179 249H178V250H179ZM185 249L188 250V251L186 252ZM190 249H191V250H190ZM192 249H194V250H192ZM208 249H209V247H208ZM217 249H218V251H217ZM65 250H67V251H65ZM94 250H95V251H94ZM96 250H97V251H96ZM102 250H104V251H102ZM107 250H108V252H107ZM124 250H125V251H124ZM152 250H153V253H152L153 255L151 254ZM158 250H159L160 252H159ZM163 250H164V251H163ZM165 250H166V251H165ZM178 250H177V251H178ZM189 250H190V251H189ZM215 250L217 251V253L215 252ZM219 250H220V251H219ZM245 250H246L247 252H245ZM254 250H256V252H255ZM262 250H263V251H262ZM59 251H60V253H59ZM61 251H62V252L65 251V252L62 253ZM73 251H74V252H73ZM110 251H111V252H110ZM137 251H138V253H137ZM146 251H147L149 254H147ZM154 251H156V252L158 251L157 253H159V254L157 255L156 252L154 253ZM162 251H163V252H162ZM206 251H208V252H206ZM232 251H233V252H232ZM261 251L263 252V254H262V253H259V252H261ZM43 252H42V253H43ZM57 252H58V253H57ZM75 252H77V253H75ZM92 252H95V253H92ZM97 252L102 253V255H99V253L97 254ZM103 252H104V255H105V256L103 255ZM105 252H107V253H105ZM115 252H117L118 255L116 256L117 259H116V260L114 259V261H113V256H111V255H112V253H115ZM119 252L122 254V255H121L122 260H121V259H120V260L118 259V257H120V253H119ZM124 252H125V253L128 252V253L125 254ZM143 252L146 253V254H143ZM165 252H166V254H163V253H165ZM170 252H171V253H170ZM205 252H206L207 256L211 255V257L213 256V258H217V259L214 261V260H212L213 258H208L206 255H204ZM210 252H211L212 254H211ZM214 252H215L216 254H215ZM220 252H222L225 256H224L222 253H220ZM235 252H236V253H235ZM244 252H245V253H244ZM251 252H252V253H251ZM253 252H254V253H253ZM257 252H258V254H256ZM42 253H41V254H38V255H35L36 253L34 254L36 257H38V259H36V257H35V259H36L37 261L41 259V258H39V257H42V256H43V257H42V260H43V261H44L43 258H48V257H49V256L45 255L44 253H43V254H42ZM45 253H46V252H45ZM52 253H53V255H51ZM56 253L59 254V255L57 256ZM65 253H66V255H65ZM91 253H92V255H91ZM109 253L111 254L110 256H109ZM123 253H124V254H123ZM160 253H161V254H160ZM168 253H169V254H168ZM195 253H196V252H195ZM209 253H210V254H209ZM233 253H235V254H233ZM241 253H243V255H241ZM247 253H248V255L250 256V259H252L253 261H254L255 259L257 260V258H258V260H260V261L257 260V261H258V262H257V261L255 260L256 262L254 261V262H255V263H254V262L251 261L250 259H247V258H249V256L247 255ZM250 253H251V255H250ZM77 254H78V256H77ZM95 254H96V255H95ZM134 254H135V255H134ZM150 254H151V255H150ZM154 254H155V255H154ZM193 254H194V253H193ZM217 254H218V255H217ZM220 254L222 255V258H224V259L220 258V257H221ZM252 254L255 255V259H254V256H253ZM39 255H40V256H39ZM44 255H45V257H44ZM62 255H64V258H65V259H63V256H62ZM97 255H99V256H97ZM106 255H108V257H106ZM113 255H114V254H113ZM115 255H116V253H115ZM115 255H114V258H115ZM129 255H130V256H129ZM132 255H134V257H133ZM149 255H150V256H149ZM164 255H165V256H164ZM167 255H169V256H167ZM173 255H174V256H177V259H176V257L174 258ZM179 255H180V254H179ZM186 255H187V254H186ZM194 255H195V254H194ZM215 255H217V256H215ZM232 255H233V256H232ZM237 255H239V256L237 257V260H234V256H235V259H236V256H237ZM246 255H247V256H246ZM258 255H259V256H258ZM46 256H47V257H46ZM91 256H92V257H91ZM101 256H102V257H101ZM125 256H126V257H125ZM156 256H158V258H156ZM159 256H160L161 261H160V259H159ZM163 256H164L165 258H161V257H163ZM172 256H173V258L176 259L177 261L172 260ZM202 256H201V257H202ZM214 256H215V257H214ZM241 256H243V257H241ZM244 256H245V257H244ZM71 257H70V258H71ZM98 257H99L100 259L103 258V257H105V259H104V258L101 259V260H103V262H102V261H100V259H99ZM130 257H131V259H130ZM132 257H133V258H132ZM170 257H171V259H170ZM194 257H195V256H194ZM206 257H207V258H206ZM209 257H210V256H209ZM259 257H260V258H259ZM261 257H263V259H262ZM73 258H71L69 261L67 260L68 264H69V262H70V264H75V263H76V262H75V263H74V262L71 263V261L73 260ZM77 258H76V261H77V263H78V261L80 262V259H77ZM95 258H96V259H95ZM97 258H98V259H97ZM108 258H110V259H108ZM111 258H112V259H111ZM134 258H135V259H134ZM140 258H141V256H140ZM153 258H154V260H153ZM155 258H156V259H155ZM166 258H167V259H166ZM232 258H233V259H232ZM243 258H244V259H243ZM91 259H93V260H91ZM123 259H124V261H123ZM125 259H128V260H127L128 263H127V261H126ZM137 259H138V260H137ZM148 259H149V261H148ZM162 259H164V260H168V261H165V262L163 263V260H162ZM208 259H211V260L208 262V261H207ZM242 259H243V260H242ZM42 260H40V261H42ZM74 260H73V261H74ZM98 260H99V261H98ZM117 260H118V262H117ZM150 260H151V261H150ZM171 260H172V261H171ZM217 260H218V261H217ZM240 260H242V262H241ZM245 260H246V261H245ZM247 260H248L249 263L247 262ZM108 261H109V262H108ZM112 261H113V263H111ZM119 261H120V262H119ZM134 261H135V262H134ZM145 261H146V262H145ZM159 261H160V262H159ZM192 261H193V260H192ZM204 261H203V262H204ZM224 261H225V262H224ZM233 261H234L235 263H234ZM237 261H238V262H237ZM263 261H262L261 264H264ZM107 262H108V263H107ZM122 262H123V263H122ZM144 262H145V263H144ZM149 262H150V263H149ZM190 262H191V261L189 260L188 264H189ZM194 262H195V261H194ZM207 263H206V264H207ZM190 264H192V262H191Z\"/></svg>",
  "mask_w": 264,
  "mask_h": 264
}]
</instances>
